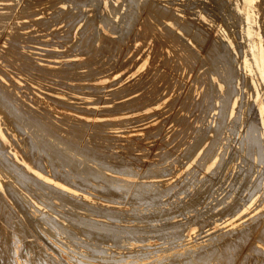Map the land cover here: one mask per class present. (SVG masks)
<instances>
[{"label":"rangeland","instance_id":"374dc122","mask_svg":"<svg viewBox=\"0 0 264 264\" xmlns=\"http://www.w3.org/2000/svg\"><path fill=\"white\" fill-rule=\"evenodd\" d=\"M44 1V2H43ZM0 0V69L3 71V73H4V75H3V73H2V71L0 70V80H1V82H0V85L2 84H6L5 86H6V89L8 88V90H6L5 89V87H4V85H3V87H1L0 86V88H2L0 91H3V92H1L0 93V97H1V101L2 102H4V103H8V102H10L9 104H11V106H15L14 108H17V107H19L20 106V108H22V110L21 109H19V110H21L22 112H19V113H27V116H26V118H29V117H32L31 118V122L33 123V121L35 120V121H37L38 120V122H39V120H41L40 122H42V120H43V118L45 119V118H47V119H45V120H43L44 122H46V125H44L45 123L44 122H42V124L40 125V122H39V124H37V125H40V126H42V130H41V127H40V130H39V126H35V127H32L31 126V128H30V126H28L27 128H29L28 130H30V129H35L34 131H33V133H40V132H42L43 134H41L42 135V137H41V140L42 141H44V142H46L48 139H50V140H48V142L49 141H51L52 142V144L51 145H53V143H55V141H60L61 142V144H60V146H61V149H64V152H65V149L67 150L66 152L68 153V151H69V153H68V155H70V154H73L74 152H76V150L78 149L77 147L78 146H80L81 148H82V146L84 147V144H88V145H86L85 147H84V150H83V155H84V152L87 154V155H84L83 157L80 155V154H82V151H79V150H81V148L80 149H78L77 150V152L79 153V155L77 154V152H76V154L75 155H73V157L77 160L78 158L77 157H79V159H78V161H79V163H80V158H81V160H86V156H88V155H90L91 157H88L89 158V160L90 161H88V158H87V160H86V164H85V160L84 161H81L82 163H80L81 165H78V162L77 163H74L75 165H73L72 163V165H73V167H82V165H84L85 164V167L86 166H88L89 165V167H88V169L89 170H91V171H96V168L98 169V172H101V171H103L105 174H107V175H111V177L113 178L114 176V178H116V177H118V178H125V179H129V180H127V181H133V180H140L141 182H145V184H144V186L143 185H141L144 189H146V192H148L147 191V188L149 189L150 188V190L149 191H151V189H153V190H155L156 189V187H157V184L156 183H158V181L159 182H161L162 183V185L165 187V186H167V188H164L162 185H161V183H159L158 185V187H159V189H160V191L162 190V191H164L163 189H170V187H172L171 188V192L172 193H170V191H166V192H164V193H168V194H164V196L162 195L161 196V194H160V196L163 198V199H167V198H169L168 196H171L172 197V199H174V200H180L181 198L183 199L184 198V200H189L188 198H194L196 195L195 194H197V192L198 191H201V190H203L202 192H198L199 194H197L198 196H196V198H197V203H201V204H197L196 205V210H198V211H191V213L192 214H197L200 210L199 209H202L200 212H202L203 210H205V209H210L209 210V213L211 212V216L209 217L210 219H208L209 220V222L211 223H209V228H218V227H224V228H231V227H235V226H237V225H239L244 219H246V218H250L251 220L252 219H256V222H258V226H257V224H255V222L252 220L251 221V226L253 227V228H256V233H255V230H253V228L252 227H250V232H252V230H253V232L252 233H250V232H248V235H245V233L243 234L244 235V238H242L241 240L242 241H237V243H235V246L232 248V249H230V251L229 250H227V254H229V253H231L232 254V256H231V254H229L230 255V257L229 258H227L226 256H227V254H226V256L224 257V256H222L221 257V259H217V258H215V260L214 261H216V260H220V262L219 261H216V262H219V264H225L226 262L225 261H223L222 259H224V260H226L227 261V263H230V264H236V262L238 263L239 262V260H241V259H239V258H242L243 259V257H245V256H247V255H253V253L255 252L256 254H257V249L259 248V247H264V242H262V240H264V235H262V234H264V227H262V225H264V224H262V223H264V219H262V218H264V217H262V215L260 216L259 215V213L258 212H260L261 214H262V212H264V201H262V200H264V196H262V195H264V172H262V175H261V185H262V188L259 190V192H258V190H256V193L255 194H253V196L251 197H249V198H246V199H244V201L246 202L247 201V199H249L248 200V202H246V203H244V201L242 202L241 201V209H240V207H239V209L238 210H236V211H234V212H236V213H234V212H231V213H229L230 215H231V217L229 216V215H224V213L223 212H221L220 213V211H218L220 208H222V206H223V199H222V197L225 199V201H227V202H229V201H231L232 200V195H233V193H234V191L236 190H234V188H238V186L241 184V182H242V177H243V175H242V172H241V174L239 175V176H241L240 177V179H239V176L237 177V178H234L233 176H235L236 175V172L238 171V170H241V167L240 166H242V167H245V166H247V164H245L243 161V159H242V157H243V155H244V152H245V150H243V149H240L239 147V145H240V143L238 142L237 143V141L239 140L238 138H240V137H242L243 135V131H242V128H243V130H244V126H245V122L243 123V121H244V119H243V117H244V113H243V111H244V109H245V107L242 109V112H241V114H240V120L242 121V119H243V121L241 122V123H238V124H240L236 129H237V131H236V136L235 135H233V134H231V128H232V124H233V122L231 121V119H232V117L234 116L233 114H234V111H235V106H236V104H237V101H238V99L241 97V94L242 93H244V91L246 92V93H244V98L247 100V101H251L253 104H254V108L256 109V117H258V118H254V120L253 121H255L256 123H259L261 126H262V129L261 130H257V131H259L260 132V135L262 136V135H264V103H262V101H264V94H262V93H264V74H262V73H264V31H261V30H264V28H262V27H264V23H262V22H264V8H260V7H264V5H262V4H264V0H217V1H213V3L211 2L212 0H203V1H200V0H194V1H196V2H194L193 0H173V1H175V2H172V0L170 1V2H166L165 0H155V3H154V1L153 0H149V2H148V0H144V2H146V3H144L143 1H140V0H137L139 3H144L145 5H143V3H142V5H140L139 7V9L138 8H136V6H133L134 4H136V1L134 2V0H128V2H127V0L125 1V0H98L97 2L94 0H90V2H92V3H90L89 2V0H47L48 2H50V3H48L46 0ZM45 1H46V3H45ZM59 1V2H58ZM76 1V2H75ZM85 2V4H84V2ZM88 1V2H87ZM102 1V2H101ZM107 1H109V2H107ZM110 1H112L111 3H114V4H112V5H114V6H112V7H115V5H116V8H117V6L119 5V4H121V6H119L118 8L119 9H116V12L114 13V8H112V7H110V5L109 4H111L110 3ZM119 1H121V2H119ZM130 1H133V3L132 2H130ZM152 1V2H151ZM160 1V2H159ZM169 1V0H168ZM190 3H188V2ZM194 2V5L195 4H199L198 5V7H195L194 5H192L191 4V2ZM197 1H199V2H197ZM208 1H210V2H208ZM262 1V4L260 5L259 4V2H261ZM29 2H31V3H29ZM35 4H34V3ZM56 2H58V3H56ZM72 2V3H71ZM99 2H101V3H99ZM119 2V4H117ZM138 2H137V7H138ZM148 2V3H147ZM160 3V4H157V3ZM176 2H178V7H177V5H176ZM188 4H187V3ZM192 2V3H193ZM38 3V4H37ZM75 3H76V5H75ZM94 3V4H93ZM131 3V5L129 6L128 4H130ZM153 4V5H151V4ZM162 3L164 4V5H162ZM180 3H181V5H180ZM183 3V4H182ZM185 3V4H184ZM212 3V4H211ZM14 4H16V5H14ZM26 4V5H25ZM38 6H37V5ZM40 4V5H39ZM44 4V6H42ZM56 4V6L55 7H57V9H55V7H54V5ZM59 4V5H58ZM91 4H93V5H91ZM99 4H102V6L100 5V6H97V5H99ZM149 4V5H148ZM166 4H168V5H166ZM186 4L188 5V6H193L192 8H193V10H195V11H193L192 10V8L191 7H189V8H191V9H189L188 8V6H186ZM200 4H201V6H200ZM216 6H215V5ZM217 4H221V5H224L223 7L222 6H217ZM49 5H51V7L53 6L54 7V9L53 8H51ZM77 5H78V7H77ZM153 6V8L151 9L150 7H148V9H144V8H147V6ZM157 5V6H156ZM160 5V6H159ZM214 5V6H213ZM260 5V6H259ZM4 6V7H3ZM6 6V7H5ZM15 6V7H14ZM46 6V7H45ZM49 6V7H48ZM59 6V7H58ZM60 6H61V8H60ZM73 6H76V7H74V10L72 9L73 8ZM143 6H145L143 9H144V11H143V9H142V7ZM163 6L165 7V6H168L166 9L168 10L169 9V11H167L166 10V12H164V13H166V15H167V19H166V17H164V16H166V15H164V13H163V11L160 13V11H161V9L163 8ZM172 6V8H174L173 9V11H174V13L172 12V9H171V11H170V7ZM203 7V6H206V8L208 9V11L207 10H205V11H207V12H204L203 11V9H205V7H203V8H200V7ZM217 7V8H215V10L213 9V7ZM257 6H259V7H257ZM10 7V8H9ZM12 7V8H11ZM31 7V8H30ZM80 7V8H79ZM91 7H93V8H91ZM96 7V8H95ZM101 7V8H100ZM156 7L158 8V9H160L159 10V12L157 13L156 12V10L158 11V9H156ZM185 7V8H184ZM231 7V8H230ZM44 8V9H43ZM50 8V9H49ZM61 9V13H56L55 12V10L57 11V12H59L58 10H60ZM63 8V9H62ZM68 8V9H67ZM77 8V9H76ZM112 8V9H111ZM124 8V9H123ZM128 8V9H127ZM132 8L134 9L135 8V10H133L132 11ZM149 8L151 9L150 11H149ZM155 8V9H154ZM164 8V9H165ZM178 8V9H177ZM181 8V10H179ZM236 8V9H235ZM15 9V10H14ZM18 9V10H17ZM22 9V10H21ZM46 9V10H45ZM70 9H71V11H70ZM80 10V12L81 13H84L85 14V16L83 15H80L81 13L80 12H78L79 10ZM97 11H96V10ZM112 11H111V10ZM125 9H127V11L125 10ZM141 9H142V12H141ZM154 9V10H153ZM164 9H162V10H164ZM184 9H187V10H185L184 11ZM212 9H213V11H212ZM89 10V11H88ZM122 10V11H121ZM130 10L132 11V16H133V14H134V16H137V14L140 12V15H139V17L137 16V17H135V18H138V19H136V21H135V18H133L131 15H129V12H130ZM138 11V12H134V11ZM140 10V11H139ZM146 10H148L150 13H151V16H153L154 15V12L153 11H155V14L157 13V14H159L160 13V15H158L159 17H157V14L156 15H154L155 17H157L156 19H154V20H157V21H155L154 22V20H153V17H151L150 15H149V12L147 13L146 12ZM153 10V11H152ZM184 12H183V11ZM190 10V11H189ZM196 10H198V11H196ZM217 10H219V11H217ZM261 10H262V12H261ZM29 11V12H28ZM32 11H33V13H32ZM38 11V12H37ZM54 11V12H53ZM62 11H64V13L62 12ZM96 13V15H95V13ZM119 11V12H118ZM124 11V12H123ZM165 11V10H164ZM182 11V12H181ZM191 11H193L194 12V14H190L191 13ZM212 11V12H211ZM218 13V15H217V13ZM258 11V12H257ZM13 12V13H12ZM72 12V13H71ZM73 12L76 14V16L74 17V15L75 14H73ZM79 14H78V13ZM99 12V13H98ZM114 14H113V13ZM122 12V13H121ZM152 12H153V14H152ZM170 14H169V13ZM175 12H177L176 14H175ZM189 12V14H187V13ZM192 12V13H193ZM198 12V13H197ZM237 12V13H236ZM261 12V13H260ZM3 13V14H2ZM53 13V14H52ZM69 13H71V14H69ZM86 13H87V15H86ZM92 13H93V15H92ZM100 13H101V15H100ZM127 13V17L128 18H126V14ZM168 13V14H167ZM174 15H173V14ZM186 13V14H185ZM198 15H197V14ZM204 13V14H203ZM206 13V14H205ZM213 13V14H212ZM26 14V15H25ZM50 14V15H49ZM65 14V15H64ZM66 14H68V15H66ZM99 15V17L100 18H98V20H95V18L97 19V17H98V15ZM119 14V15H118ZM122 14H124L125 15V17H123V21H120V24H119V19H122V18H120L121 17V15ZM148 17H146V19L147 20H149V19H151V21L149 20V21H147L146 19H145V15ZM162 14V15H161ZM227 14H231L230 15V17L229 16H226ZM31 15V16H30ZM59 15V16H58ZM60 15L62 16V17H60ZM71 17H70V16ZM104 15V16H103ZM106 15V16H105ZM123 15V16H124ZM129 15V16H128ZM141 15H143L142 17H141ZM164 15V16H163ZM168 15H169V18H168ZM172 16V19L174 20H176V22H175V20L173 21L172 19H171V16ZM182 16V17H180L179 18V16ZM188 16V19H187V16ZM232 15H234V17L237 19L238 18V20H241V22L240 21H238V20H236ZM9 16V17H8ZM13 16V17H12ZM21 16V17H20ZM54 16H56V17H54ZM70 17L72 20H73V22H72V20L71 19H69L68 17ZM79 16H81L80 18H78ZM95 16V17H94ZM110 16H112V17H110ZM163 16V17H162ZM178 16V17H177ZM196 17V18H194L196 21L194 22V20H193V17ZM209 16H210V18H209ZM231 16H232V18H234L235 19V21H233V22H235L234 24H233V22H232V18H231ZM248 16H250V17H248ZM258 16V17H257ZM51 17V18H50ZM53 17V18H52ZM58 17H59V19H58ZM64 17V18H63ZM85 17V18H84ZM91 17H93V18H91ZM108 17L109 19L111 18H113L112 20L110 19H107L108 20V22L106 21V18ZM131 17H132V20H131ZM154 17V18H155ZM162 17V18H161ZM184 17L186 18L185 20H184ZM198 17V18H197ZM199 17H201V19H199ZM225 17H229V18H226L227 19V21H228V23H227V21H225L226 19H225ZM57 18V19H56ZM63 18V19H62ZM68 18V19H67ZM74 18H76V19H74ZM83 18V19H82ZM91 18V19H90ZM101 18H103L102 20L103 21H105V23L106 24H104V22L102 21V20H100ZM105 18V19H104ZM129 19V20H131V21H127L126 19ZM165 18V19H164ZM179 18V19H178ZM191 18V19H190ZM206 18V19H205ZM239 18H241V19H239ZM258 18H261V19H259L258 20ZM34 21H33V20ZM36 19V20H35ZM49 20V22H48V20ZM77 19H79L77 22H76V20ZM89 19V20H88ZM126 20V22H125V24L128 22L129 23V25H131L132 26V24H133V26H134V30H133V26L131 27H129V25H128V23H127V25L125 26V24H124V21ZM133 19H134V21H133ZM143 19L144 21L146 20V23L148 22V23H150V22H152V24L154 25V27L155 28H153V27H149V26H153L151 23L149 24V26H148V23L146 24L145 22H139V21H141V20ZM160 19H162V21L160 20ZM181 19H183V21L181 20ZM190 19V20H189ZM208 19H210V20H208ZM216 19V20H215ZM46 20V21H45ZM51 20V21H50ZM53 20V21H52ZM56 20V21H55ZM58 20V21H57ZM59 20H60V22H59ZM62 20V21H61ZM75 20V21H74ZM85 20V21H84ZM88 21V23L87 24H85L87 21ZM95 23V24H93V22ZM95 20V21H94ZM118 20V21H117ZM160 20V21H159ZM192 21L191 23L193 24V26H194V28H195V26L196 27H198V24H199V26L200 27H198V30L197 31H199L198 32V34L199 33H201V31L200 30H202V28H203V30H204V33H205V31H206V33H208L207 35H209V36H207L206 35V33L204 34L203 33V31H202V33H201V36H200V34H199V36L197 35V34H195V33H193L194 31H196V30H194V28H193V26H192V24L189 22V21ZM201 20H203V23H204V21H205V23L202 25V24H200V23H202L201 22ZM231 21V23L233 24H231L230 23V21ZM243 20V21H242ZM6 21V22H5ZM39 21V22H38ZM64 21V22H63ZM68 21V22H67ZM69 21H71L72 22V24H74V30H71V28H73L72 27V24H71V22H69ZM97 21V22H96ZM112 21V23H110ZM118 23H117V22ZM215 21V22H214ZM260 21V22H259ZM31 24H30V23ZM46 22V23H45ZM55 22V23H54ZM58 22V23H57ZM90 22V23H89ZM101 22H103L102 24H101ZM133 22V23H132ZM161 22V23H160ZM163 22V23H162ZM174 22V23H173ZM177 22H179V23H177ZM183 23L182 25H180V23ZM196 22H198L197 24H196ZM237 22H240V23H237ZM245 24H244V23ZM27 23V24H26ZM40 23H41V25H40ZM69 23H70V25H69ZM75 23H76V25H75ZM82 23V24H81ZM84 23V24H83ZM92 23V24H91ZM98 23V24H97ZM131 23V24H130ZM135 23V24H134ZM144 23H145V25H146V27H145V25H144ZM165 23V26L163 25H161V24H164ZM190 23V24H189ZM228 25H227V24ZM256 23V24H255ZM5 24H6V26H5ZM63 24H67V25H63ZM90 24V25H89ZM103 24L104 25H107V26H103ZM113 25L112 27H110V29L108 28L109 27V25ZM137 24V25H136ZM157 26H156V25ZM166 24H168V25H166ZM179 24V27L177 26ZM229 24H230V28H229V30H228V28L227 27H225L226 25L229 27ZM10 25V26H9ZM15 25V26H14ZM49 25V26H48ZM58 25H59V27H58ZM82 25V26H81ZM85 25V26H84ZM87 25V26H86ZM89 25V26H88ZM93 25L95 26V27H93ZM96 25H97V28H96ZM110 25V26H111ZM117 25V26H116ZM119 25V26H118ZM160 25V26H159ZM169 25H170V27H169ZM192 26V28H193V30H192V28L190 27V26ZM205 25V26H204ZM256 25V26H255ZM262 25V26H261ZM12 26V27H11ZM25 26V27H24ZM60 26H62V27H60ZM64 26V27H63ZM67 26V27H66ZM69 26H71V28H69ZM79 26H81V27H79ZM84 26V27H83ZM92 26V27H91ZM99 26V27H98ZM115 26V27H114ZM136 26V27H135ZM137 26H138V28H137ZM148 26V27H147ZM167 26V27H166ZM171 26H172V32H174V33H172L171 31H169V30H171ZM181 26H184V30H182V28L183 27H181ZM189 26V27H188ZM213 26V27H212ZM224 26V27H223ZM234 26V27H233ZM46 27V28H45ZM87 27V28H86ZM89 27V28H88ZM101 27V30H99V28ZM126 27H129L130 28V30L132 31V33H131V31H127V30H129V28H126ZM159 28V30H158V28ZM208 27V28H207ZM212 27V28H211ZM39 28H40V30H39ZM42 28H43V30H42ZM58 28H59V31H58ZM67 28H68V30L69 31H67ZM78 28H79V30H78ZM84 28H85V30H84ZM91 28H93V30L94 31H92L91 30ZM95 28H96V30H95ZM113 28H114V30H113ZM116 28H117V31H116ZM119 28H120V30H121V28H122V30H121V35H119V33H118V30H119ZM125 28H126V30H125ZM149 28H150V30H149ZM166 28H167V30L172 34V35H170L171 37L173 36V34H175L173 37V39H174V41H172L173 39H171V41H170V39L168 38L169 37V33H168V31L166 30ZM174 28H175V30H174ZM186 28H187V30H188V28H189V30H190V28H191V32L193 33V36L195 37H193V39H195V40H193L192 39V36H189L188 35V33L189 34H191L192 35V33H190V31H186ZM205 28H206V30H205ZM210 28H211V30H210ZM224 28H225V30H224ZM226 28H227V30H226ZM233 28H234V30H233ZM4 30V31H3ZM18 30V31H17ZM37 30V31H36ZM66 32L65 34H67L68 32V34L70 35H65L64 34V31ZM88 30H91V31H88ZM123 30H125V31H123ZM154 30V31H153ZM158 30V31H157ZM160 30H161V32H160ZM165 30V31H164ZM208 30H210V31H208ZM233 30V31H232ZM62 31V32H61ZM76 31V32H75ZM78 31H79V33H78ZM81 31V32H80ZM84 31H86V32H88V33H84ZM96 31V32H95ZM98 31V32H97ZM101 31V32H100ZM111 31H113V32H111ZM115 31L117 32V34L115 33ZM123 31V32H122ZM134 31H135V33H134ZM151 31V32H150ZM182 31L185 33H182ZM211 31H213L212 33H211ZM235 31V32H234ZM261 31V32H260ZM17 32H20L19 34L17 33ZM48 32H50V33H52V34H54V35H51L50 33H48ZM54 32H58V33H54ZM92 34H91V33ZM125 32H128L132 37H130V36H126V34L127 33H125ZM141 32V33H140ZM155 32V33H154ZM158 32V33H157ZM162 32H163V34H162ZM166 32V33H165ZM177 32V33H176ZM188 32V33H187ZM227 32H231V33H233V34H231V33H229V34H227ZM238 32V38H237V33ZM17 33V34H16ZM24 33H25V35H24ZM44 33V34H43ZM60 33V34H59ZM76 33V34H75ZM77 33H78V35L81 33V35H77ZM98 33V35H96ZM125 34V36L126 37H124V34ZM142 33L143 34H146L145 36L146 37H148V39L144 36L143 38H142ZM148 33V34H147ZM150 33H151V36H150ZM243 33V34H242ZM27 34V35H26ZM39 34H40V36H39ZM41 34H42V37H41ZM63 34H64V38H66L65 40H64V38L62 37L63 36ZM84 35V37L86 36V38H83V43H86L87 42V40H88V42L87 43H90L91 41V45L90 44H88L87 46H89V47H87L86 46V44H85V46L83 45V43H81L82 42V36ZM93 34H94V36H93ZM99 34H101L100 36H103V37H106V38H102L101 37V39H100V37L98 38V36H99ZM104 34V35H103ZM129 34H127V35H129ZM135 36H134V35ZM140 34V35H139ZM168 34V35H167ZM177 34H179V35H177ZM203 34V35H202ZM220 34H222V35H220ZM236 34V35H235ZM29 35V36H28ZM33 35V36H32ZM57 35V36H56ZM59 35H61V36H59ZM90 35H92V36H90ZM95 35H96V37H95ZM106 35V36H105ZM136 35H138V36H136ZM177 35V36H176ZM186 35V36H185ZM188 35V36H187ZM219 35V38L221 37L222 38V40H219V38L217 37V36ZM18 38H17V37ZM20 36V37H19ZM24 36H28L27 37V39H26V37H24ZM50 36H52V37H50ZM59 36V37H58ZM74 36V37H73ZM76 36H77V38H76ZM140 36H141V38H140ZM150 36V37H149ZM158 36H159V38H161V40L158 38ZM179 36H180V38H181V41L182 42H180V38H179ZM196 36H198V37H196ZM212 36V37H211ZM216 36V37H215ZM233 38H232V37ZM240 36V37H239ZM22 37H24L23 39H22ZM33 37H35V39L33 38ZM37 37H39V39L37 38ZM54 37V38H53ZM60 37H62L63 38V40H64V43L65 42H67L66 44H62L61 42V44L63 45V47H62V45L61 44H59V41H63L62 40V38H60ZM69 38V40L67 41V39ZM72 38V40H73V42H74V40H75V42L77 41V43H71V38ZM87 37L89 38V39H87ZM117 37V38H116ZM121 37V38H120ZM136 37V38H135ZM139 39H138V38ZM170 37V38H171ZM203 37H204V39H205V37H207L206 39H205V44L202 42V39H203ZM230 37H231V39H230ZM30 38V39H29ZM49 38H50V40L52 41L53 40V42H51L50 43V40H49ZM97 39V41L96 40H94L95 42H93V39ZM108 38V39H107ZM116 38V39H115ZM125 38V40H123ZM127 38V39H126ZM154 38H155V40H154ZM166 40H165V39ZM191 38V39H190ZM199 39L201 42L200 43H203V45H206L207 46V43L206 42H208V46H207V48H205L204 46L203 47H201V45H199L198 44V42L197 41H199V40H197V39ZM201 38V39H200ZM216 39L215 40V42L217 43V45H218V43L219 44H221V46L220 45H218V47L219 48H224V46H226L225 48H227L226 50L227 51H229L230 49H231V51H232V53H229V55L230 54H232V55H235V57L233 58L234 60H239V61H233L234 63L233 64H235V63H237L236 65H234L235 67L234 68H236L237 67V69L240 71V72H243L244 73V76H245V78H244V76H241L242 77V79H244L243 80V84H242V79L240 78V76H237L236 77V81L234 82V84H235V86L237 87V89H238V92H237V94H235L233 97H232V100H231V102H230V105H229V110H228V116H229V121L227 120V121H225L226 123H227V126L228 127H230L229 129L227 128V126H226V123H223L224 125H223V127H221L222 125H221V122H220V120H221V118L218 116V114H219V112H217V110H219V107H217V106H219L218 104H220L221 103V99H219L220 98V96H219V93H221V94H223L224 92H225V90H226V88H227V85H225V84H228V82L227 81H225L226 79L224 78V77H226V73H225V75L223 74V72H222V64H220V62L222 63L223 62V60H221L220 58L218 59V57L216 56L217 54L216 53H214V55L212 54L213 52H212V48L209 46L210 45V41L212 40V39ZM220 38V39H221ZM256 38V39H255ZM13 39H14V41H13ZM17 39H18V42H17ZM20 39V40H19ZM25 39V40H24ZM29 39V40H28ZM80 39V40H79ZM100 39V40H99ZM105 39V41L104 42H106V46L105 45H103L104 44V42H102L103 40ZM107 39V40H106ZM111 39V40H110ZM112 39H114L113 41H112ZM117 39H119V40H117ZM120 39H122V40H120ZM134 40V41H132V40ZM138 39V40H137ZM142 39V40H141ZM145 39V42L146 43H144V44H146V45H144L143 43H142V41ZM185 39V40H184ZM203 39V40H204ZM213 39V40H214ZM234 39H237V42H234ZM244 39H245V41H244ZM16 40V41H15ZM33 40V41H32ZM42 40V41H41ZM81 41L80 43H78L79 41ZM108 40H109V42H108ZM117 40V41H116ZM128 40H130V42H128ZM158 40H160V42L161 43H163L162 41L163 40H165L164 41V45L162 44L161 45V43L160 42H157ZM184 40V41H183ZM190 40H192V41H190ZM197 40V41H196ZM209 40V41H208ZM219 42H218V41ZM233 40V41H232ZM27 41V42H26ZM33 43H32V42ZM38 41V42H37ZM40 41V42H39ZM44 41H47V42H49L48 44L50 45V47L48 46V44H47V42H44ZM55 41H56V43H55ZM86 41V42H85ZM100 41V42H99ZM121 41L123 42V44L121 43ZM154 41H156V42H154ZM168 41V42H167ZM177 41H179V42H177ZM188 41V42H187ZM194 41V42H193ZM223 41H224V43H223ZM227 43H226V42ZM232 41V42H231ZM236 41V40H235ZM17 42V43H16ZM30 42V43H29ZM36 42H37V44H36ZM46 43L47 45H43V44H41V43ZM69 42V43H68ZM110 42H111V44H110ZM115 42V43H114ZM183 42H187V43H183ZM196 42H197V44H196ZM238 46H235V44ZM242 43L243 45H240V43ZM244 42H245V45H244ZM252 42V43H251ZM27 43V44H26ZM102 43V44H101ZM110 45H112L111 46V48H113V49H111L110 47H109V44ZM114 43V44H113ZM139 43V44H138ZM160 43V44H159ZM173 43V44H172ZM176 43V44H175ZM180 43H183L182 44V48H180V46H179V44ZM190 43V44H189ZM239 45H238V44ZM256 43H257V45H256ZM8 44V45H7ZM13 45V47H11L12 45ZM16 44H18V45H16ZM54 44V45H53ZM74 44V45H73ZM79 44H80V47H79ZM96 44V48L94 47V45ZM100 44V45H99ZM117 44V45H116ZM121 45V48H123L121 51H119L121 48L119 47L120 45ZM129 44V45H128ZM133 44H134V46H133ZM142 44V45H141ZM159 44V45H158ZM186 44V45H185ZM189 44V45H188ZM194 44H196V45H194ZM229 45L228 47H227V45ZM43 45V46H42ZM57 45H60V46H57ZM77 45V46H76ZM93 45V46H92ZM97 45H99L100 46V49L101 50H98L99 49V46L97 47ZM115 45H116V47H115ZM119 45V46H118ZM131 48H129L128 46ZM140 45H141V48H140ZM158 45V46H157ZM170 47H169V46ZM190 45H192L193 46V48H192V46L190 47ZM197 45L198 46H200L199 48L197 47ZM18 46H20V47H18ZM25 46V47H24ZM32 47V48H30V47ZM37 48H35V47ZM72 46V47H71ZM92 46V47H91ZM104 46V47H103ZM108 46V48H106ZM123 46V47H122ZM132 46V47H131ZM138 46V47H137ZM160 46V47H159ZM172 46V47H171ZM176 46H177V48H176ZM179 46V47H178ZM184 46H187V48L185 49V51L184 50H182V49H184ZM223 46V47H222ZM241 46H243V48L241 47ZM245 46V47H244ZM9 47V48H8ZM35 49H34V48ZM74 47H76V48H74ZM86 49V50H88L90 47V52H91V55H90V52L88 53V51H86L84 48ZM103 47V48H102ZM120 48V49H118V48ZM126 47V48H125ZM128 47V48H127ZM154 47H156V48H154ZM208 47H209V49H208ZM217 47V48H218ZM237 47V48H236ZM242 49H241V48ZM15 48H16V50H15ZM18 48V49H17ZM67 48V49H66ZM68 48H74V49H68ZM78 48L79 49H81L82 51L80 52V50H78ZM95 48V49H94ZM114 48L115 49H117V50H115L114 51ZM136 48L137 49H139V52H138V50H136ZM154 48V49H153ZM158 48H159V50H158ZM169 48H172V49H169ZM174 48H176V49H174ZM191 48V49H190ZM218 48V49H219ZM224 48V49H225ZM24 49V50H23ZM29 51H28V50ZM41 49V50H40ZM47 49V50H46ZM56 49V50H55ZM84 49V50H83ZM96 50V51H94L95 53H96V55L98 56L97 58L93 55V50ZM105 49L107 50L108 49V51L109 50H111V53H113L114 54V56H115V59H114V57L112 56V55H110L111 53H107V51H105ZM127 51H126V50ZM128 49H130L129 51H128ZM150 49V50H149ZM154 51H156V53H152V52H154ZM174 49V50H173ZM179 51H178V50ZM189 50L188 52L186 51V50ZM194 49H195V51H194ZM210 50V51H205V50ZM241 49V50H240ZM21 50V51H20ZM45 50V51H44ZM49 50H51V51H49ZM55 50V51H54ZM67 51L66 52V54H65V51ZM98 50V51H97ZM103 50H104V52H103ZM140 50H141V52H140ZM146 50V51H145ZM194 52H193V51ZM201 50H203V51H201ZM217 50V49H216ZM237 50H239V51H241V54L240 55H242V58H240L241 56H239V53H238V51ZM256 50V51H255ZM8 51V52H7ZM19 51V52H18ZM23 51L24 52H26V53H23ZM31 51V52H30ZM32 51H34V53L32 52ZM49 53V54H47V52ZM60 51V52H59ZM61 51H63L64 53H62ZM71 51V52H70ZM101 51V53H103V54H101V53H99ZM123 51V52H122ZM125 51H126V53H127V55H126V53H125ZM132 51V52H131ZM145 51V52H144ZM164 51V53H162ZM173 51H175L174 53H173ZM177 51H178V54H176L177 53ZM191 51H192V53H191ZM199 53H198V52ZM230 51V52H231ZM16 52V53H15ZM21 52H22V54H21ZM35 52H37L38 53V55L35 53ZM55 52V54H57V55H55V54H53ZM57 52V53H56ZM88 54V55H90V56H92V58H90V56H88L86 53ZM110 52V51H109ZM122 53V54H120V53ZM135 52H137V53H135ZM170 52V53H169ZM181 52H183V55L181 54ZM185 52V53H184ZM203 52H205V53H203ZM214 52H216V51H214ZM18 53H20V55L18 54ZM44 53L45 54H47V56L45 55V56H41V55H44ZM60 55H59V54ZM98 53H99V55H98ZM104 53H106V54H104ZM125 53V54H124ZM142 53V54H141ZM145 53V54H144ZM152 53V54H151ZM189 54V55H187V54ZM197 53V54H196ZM202 53V54H201ZM207 53V54H206ZM208 53H209V55H208ZM25 54H28V55H25ZM39 54H41V55H39ZM53 54V55H52ZM64 54V55H63ZM69 54H70V56H69ZM83 54H86V56L85 55H83ZM100 54H101V56L104 58H102L101 56H100ZM116 54V55H115ZM124 54V55H123ZM134 54V56H132ZM136 54V55H135ZM151 54V55H150ZM155 54V55H154ZM159 54V55H158ZM161 54V55H160ZM167 54V55H166ZM176 54V55H175ZM198 54H199V56H198ZM24 56V58L22 57V56ZM50 55H52V56H50ZM66 55V56H65ZM109 57V56H112L113 57V59L115 60H113V61H111L112 60V57H110L109 59L106 57ZM126 55V56H125ZM143 57H142V56ZM171 55V56H170ZM177 57V59H178V61H175V63H174V59H176V57ZM210 55H212L211 56V58L212 59H216L217 60V62H216V60H214L215 62H212V59H210L209 60V63L211 64V66H209V65H207V64H209L208 62H206L208 59L207 58H210ZM254 55V56H253ZM17 56H19V57H17ZM21 56V57H20ZM28 56H30L29 58L27 57V61L25 60V58ZM54 56V57H53ZM57 56V57H56ZM58 56H60V57H58ZM62 56V57H61ZM93 56H94V58H93ZM99 56H100V58H102L101 60L102 61H106L107 62V59H108V61H109V63L108 64H106V62H105V64H103V62L101 61V60H99L100 58H99ZM124 56V57H123ZM141 56V57H140ZM150 56L151 57H153L155 60H153V58H150ZM166 56V57H165ZM174 58H173V57ZM183 56V57H182ZM186 56V57H185ZM195 56H197L196 58H194ZM206 56V57H205ZM214 56V57H213ZM237 56H239V58L237 57ZM39 57V58H38ZM89 58L88 60L86 59V58ZM120 57V58H119ZM121 57H122V59H124L123 61L127 64H123V62H122V59H121ZM128 57V58H127ZM133 57V58H132ZM157 57V58H156ZM169 57H170V59L171 60H173V61H171L170 59H169ZM178 57H180V58H178ZM185 57V58H184ZM193 57V58H192ZM255 57V58H254ZM14 58V59H13ZM18 58H19V61H18ZM23 58V59H22ZM33 58V59H32ZM85 58V59H84ZM99 58V59H98ZM138 58H140L139 59V61H138ZM168 61H166L165 59ZM173 58V59H172ZM183 58V59H182ZM186 58H188V59H186ZM190 58H191V62H190ZM197 58H199L198 60H197ZM236 58V59H235ZM14 61V62H11L12 60ZM31 59L32 60H34V61H36V64L37 65H39L38 67H37V65L36 64H34V66H32L33 65V63H35V62H33V61H31ZM37 59V60H36ZM39 59V60H38ZM42 59H44L43 61H41ZM84 59V60H83ZM96 59V62H98V64L99 63H102L103 64V67L105 68V71H104V68L102 69V67H99V65H98V67L95 65L96 63H95V61L93 62V60H95ZM132 59V60H131ZM176 59V60H177ZM182 59V60H181ZM186 60V62H184L183 60ZM258 59V60H257ZM46 60V61H45ZM47 60L48 61H50V62H47ZM51 60H52V62H55L54 64L51 62ZM74 61V63H76V65H74V63H72V61ZM76 60H79V62L80 63H82V64H85V63H87V62H89L90 60H92V62H93V64L91 63V65H90V63H89V65H87V64H85V65H87V66H91L92 67V71H91V67H90V69H89V67L87 68L85 65H82V64H80V63H78V61L76 62ZM86 60H87V62H86ZM131 60V61H130ZM133 60H134V62H133ZM153 60V61H152ZM157 60V61H156ZM159 60H161V62L159 61ZM162 60L163 61H166V62H162ZM188 60V61H187ZM197 62H196V61ZM201 60H205V61H202L201 62ZM220 60V61H219ZM251 60V61H250ZM2 61V62H1ZM71 61V62H70ZM85 63H84V62ZM99 61H101V62H99ZM128 61V62H127ZM137 61H138V63H137ZM150 61V62H149ZM155 61V62H154ZM158 61L160 62V63H158ZM195 61V62H194ZM9 64H8V63ZM11 62V63H10ZM20 62H22L21 64H20ZM60 62V63H59ZM64 62V63H63ZM68 62L69 63H71L72 65H66V64H68ZM114 62V63H113ZM117 62V63H116ZM122 64H121V63ZM153 62V63H152ZM171 62V63H170ZM178 62V63H177ZM182 62V63H181ZM188 62H190L191 63V65H192V63H193V65L194 66H192V68H191V70L189 69L190 67H191V65L190 64H187ZM201 62V63H200ZM239 62H241V63H239ZM258 62V63H257ZM13 63H15V64H13ZM18 63V64H17ZM24 63L26 64V65H24ZM59 63V64H58ZM77 63L78 64H80V65H77ZM95 63V64H94ZM110 63H113V64H111L110 65ZM137 63V64H136ZM162 63H165V65L163 64V65H160V64H162ZM170 63V64H169ZM181 63V64H180ZM187 64V65H184V64ZM197 63V64H196ZM200 63V64H199ZM203 63V64H202ZM219 64V65H217V66H215L216 64ZM9 66H11V67H13V68H10V67H8V65ZM44 64V65H43ZM57 64V65H56ZM62 64H65V65H62ZM102 64L100 65V66H102ZM119 64H120V66H122V67H120L119 66ZM135 64V66H133ZM152 64V65H151ZM157 64V65H156ZM167 64H169L168 66H170V69H169V67L168 66H166ZM177 64H179L180 65V69H179V65H177ZM196 64V65H195ZM241 64V65H240ZM258 64V65H257ZM21 65H23V69L21 70L20 69V66ZM27 65H28V68L26 69V67H27ZM36 65V66H35ZM41 65H43V67H41ZM45 65H48V67H46ZM53 65V66H52ZM62 65V71H59L60 70V68H58L59 66H61ZM110 65V66H109ZM119 66V68H121L120 70L118 69V67L117 66ZM128 65H129V67H128ZM148 65V66H147ZM158 65H159V67H158ZM171 65H172V67H171ZM178 66V67H176V66ZM190 67H189V66ZM198 65V66H197ZM199 65H202V66H200L199 67ZM206 66L207 68H205L204 69V66ZM240 65V66H239ZM17 66H19L18 68H17ZM24 66H26L25 67V69H24ZM30 66V67H29ZM34 67V69H35V72L36 73H38V74H36L35 72H34V69H30V68H32V67ZM45 66V67H44ZM51 66V67H50ZM55 66V67H54ZM65 66H67V68L65 67ZM68 66H70V67H68ZM72 66V67H71ZM82 66V67H81ZM107 66H109V67H107ZM111 66H112V68H111ZM148 67V69H145V68H147ZM162 66V67H161ZM164 66V67H163ZM175 66V67H174ZM186 66H187V68L189 69V72H188V69L186 68ZM199 67V68H201V69H199V68H196L195 69V67ZM16 67V68H15ZM22 67V66H21ZM35 67H37V68H35ZM52 68L53 67V69L55 68V70H57L56 72L55 71H53V69H51L50 71H48L50 68ZM64 67H65V69H64ZM73 67H76V68H74V69H72ZM81 67V68H80ZM84 67V68H83ZM96 67V68H95ZM150 67V68H149ZM158 67V68H157ZM214 68V70H209V69H211V68ZM218 67V68H217ZM221 69H220V68ZM4 70H3V69ZM48 69V70H46V69ZM71 68V71L70 70H68V69H70ZM78 68V69H77ZM87 68V69H86ZM95 70H94V69ZM108 69V71H107V69ZM131 68H133L132 70H131ZM155 68V69H154ZM168 68V70H166V69ZM175 68V70L176 71H173L172 69H174ZM181 68H183L182 69V71H181ZM241 68V69H240ZM8 69V70H7ZM19 69V70H18ZM64 69V70H63ZM88 69H89V71H91V73L93 74V75H95V76H91L92 74L89 72L88 73ZM100 69H101V71L102 72H100ZM156 69L158 70V71H156ZM160 69V70H159ZM164 70V72H163V70ZM179 69V70H178ZM194 69V70H193ZM207 69V70H206ZM218 69V70H217ZM6 70V71H5ZM12 70V71H11ZM16 70V71H15ZM24 70V71H23ZM31 70V71H30ZM37 70H39L38 72H37ZM81 70V71H80ZM86 70H87V73H86ZM117 70V71H116ZM150 71L149 73H151V74H149L148 72H146V71ZM11 71V72H10ZM48 71V72H47ZM65 73H64V72ZM66 71H67V73H68V71H69V73H68V75L66 74ZM73 71V72H72ZM80 71V72H79ZM97 73L96 71H98V73L100 72V73H103V76H102V74H99V75H96L95 73ZM116 71V72H115ZM127 71V72H126ZM145 71V72H144ZM155 71V72H154ZM168 73H167V72ZM173 71V72H172ZM194 71V72H193ZM195 71H196V73H195ZM201 71H202V73H204V71H205V73L204 74H202V75H200V73H201ZM214 71V74L212 73ZM216 71L218 72L217 73V75L218 76H216ZM17 72V73H16ZM31 72V73H30ZM39 72H43V75L41 76V74L39 73ZM47 73V75H46V73ZM74 72H79V73H81L80 74V76L82 77H80L79 76V74L78 73H75L76 75H78V77L74 74ZM83 72H85V73H83ZM115 72V73H114ZM142 72V73H141ZM160 72H162V73H160ZM170 72V73H169ZM175 72V73H174ZM186 72V73H185ZM210 72V73H209ZM7 73V74H6ZM15 73V74H14ZM34 73V74H33ZM49 73V74H48ZM52 73H54V76L55 77H53V74ZM55 73H56V75H57V73H58V75L56 76L55 75ZM61 73V74H60ZM111 73V74H110ZM123 73H126V75L125 74H123ZM144 73H146V74H144ZM149 75H148V74ZM155 73L157 74V75H155ZM176 73H178V74H176ZM181 73V74H180ZM188 73V74H187ZM198 73V74H197ZM219 73H221L220 75H219ZM9 74V75H8ZM50 74H51V76H50ZM86 75V77H84L85 75ZM107 74H109V75H107ZM122 74V75H121ZM161 76H160V75ZM168 75V76H165V75ZM170 74V75H169ZM174 74V75H173ZM175 74H176V76H175ZM186 74H187V76H186ZM205 74H208V76H210L211 77V80H210V78L207 76V75H205ZM6 75H8L9 77H7ZM17 75V76H16ZM29 75H31V76H29ZM47 76V79H45V78H43V77H46ZM63 75V76H62ZM73 75H75V76H73ZM88 75H89V78H87L88 77ZM123 76L122 78H120L121 76ZM140 75V76H139ZM155 75V76H154ZM172 75L174 76V77H172ZM196 75V78L194 77V76ZM199 75V76H198ZM224 75V76H223ZM5 76V77H4ZM27 76H28V78H27ZM33 76H35V77H33ZM39 76H41V77H39ZM67 77V78H65V77ZM109 76V77H108ZM152 76V77H151ZM158 76V77H157ZM159 76H160V80L158 79L159 78ZM164 76H165V78H164ZM178 76H179V78H178ZM205 80V81H203V79L201 78V77ZM18 77V78H17ZM29 77H30V79H29ZM33 77V78H32ZM50 77V78H49ZM57 77H59V80H57L58 78ZM63 78V80H60V79H62ZM73 78V80H69V78ZM75 77V78H74ZM84 77V78H83ZM98 77V78H97ZM142 77H145L144 79H142ZM162 77H163V80H162ZM167 77H169V78H167ZM176 77V78H175ZM183 77H185V78H183ZM191 77H192V79H191ZM205 77H206V79H205ZM218 77V79H216ZM222 77V78H221ZM246 77H247V80H246ZM7 78V79H6ZM11 78H12V80H11ZM20 78H22L21 80H20ZM27 78V79H26ZM32 78V79H31ZM94 78V79H93ZM138 78V79H137ZM148 78L149 79H152V81L153 80H155V81H153V83L151 84V80H148ZM167 78V79H166ZM199 78H201V80H202V82H201V80H200V82L199 83H197V81H199ZM209 78V79H208ZM219 78H221V79H219ZM227 78V77H226ZM255 78V79H254ZM14 81L13 83L14 84H16V85H18L19 87L17 88H15V86L14 85H12L13 83L10 81ZM43 79V80H42ZM77 79V80H76ZM90 79H92V80H90ZM114 79H116V80H114ZM120 79V80H119ZM135 79V80H134ZM137 79V80H136ZM141 79V80H140ZM169 79H171V81L169 80ZM176 79V80H175ZM177 79H179V80H181V81H179V80H177ZM193 79H197V80H193ZM223 79H225V80H223ZM239 79H241L240 81H239ZM26 80V81H25ZM31 80V81H30ZM51 80V81H50ZM54 80V81H53ZM118 80V81H117ZM132 80V81H131ZM143 80H144V83L146 82V84H144L143 83ZM145 80H148V81H145ZM157 80V81H156ZM169 80V86L168 85H166ZM194 82H193V81ZM206 80H208V81H206ZM220 80V81H219ZM249 80V81H248ZM23 81V82H22ZM62 81V82H61ZM107 81V82H106ZM111 81V82H110ZM112 81H113V83H112ZM129 81H131V82H129ZM133 81H134V83H133ZM139 81V82H138ZM141 81H142V83H141ZM151 81V82H150ZM161 81H163L164 83H162ZM166 81V82H165ZM174 81V82H173ZM176 81H177V83H176ZM221 81H225L226 83H224V82H221ZM248 82V83H246V82ZM48 82V83H47ZM51 84H50V83ZM58 82V85L59 86H61V87H59L56 83ZM68 82V83H67ZM111 83V84H109V83ZM126 82V83H125ZM149 82V83H148ZM171 82H173V84L171 83ZM184 84H183V83ZM203 82H206V83H203ZM211 82V83H210ZM216 82V83H215ZM246 84H245V83ZM62 83V84H61ZM74 83H77V84H74ZM81 83V84H80ZM84 83V84H83ZM85 83H87V86L89 85V88L92 86V89L90 88H88L87 86H86V84ZM102 83H103V85H102ZM106 83V84H105ZM138 83H141L140 85H144L143 87H145V85H146V87L145 88H147L146 89V91L144 90L145 88H141L142 86H139L138 85ZM155 83V84H154ZM157 83V84H156ZM183 85H182V84ZM188 83V84H187ZM202 83V84H201ZM215 83V88L213 89V84ZM12 86H11V85ZM22 84H24V85H22ZM54 84V85H53ZM67 84L69 85V84H72V86L74 85V86H77L76 87V89H75V87L73 88V87H71L70 88V86L71 85H69V86H67ZM82 84L83 85H85V86H82ZM94 84H96V86L94 85ZM99 84H100V86L102 87V89H100V88H96L97 86H99ZM126 84V88H124V85ZM127 84H129V85H127ZM132 84H136V86L138 85V87H136L135 85L133 86ZM159 84H160V87L158 88V86H159ZM177 84H179V86L180 85H182L181 87H179ZM191 84V85H190ZM192 84H194V86L192 85ZM201 84V86H199V85ZM210 84H211V86H210ZM217 84V85H216ZM242 84V85H241ZM250 84V85H249ZM38 85V86H37ZM67 86V88H68V90H67V88H66V86ZM80 85V86H79ZM94 85V86H93ZM109 85V86H108ZM111 85V86H110ZM122 85H123V88H122ZM150 85V86H149ZM155 87H157V88H155V95H154V91H153V87L154 86ZM162 85H163V87H165V88H161L162 87ZM165 85V86H164ZM172 85V86H171ZM245 85H246V87H245ZM247 85H249L248 87L250 88H248L247 87ZM262 85V86H261ZM8 86V87H7ZM14 86V87H13ZM22 86H23V88H22ZM31 86V87H30ZM45 86V87H44ZM49 88H48V87ZM51 86H53V87H51ZM108 86V87H107ZM121 86V89L123 90V92H122V90L121 89H119L118 87H120ZM130 86V87H129ZM149 86V87H148ZM166 86H167V88H168V91H167V88H166ZM171 86V87H170ZM186 86V87H185ZM191 86V87H190ZM226 86V87H225ZM240 86H242V87H240ZM252 86V87H251ZM31 88L29 91H28V89H26V88ZM41 87V88H40ZM78 87L79 88H81V89H78ZM84 87V88H83ZM86 87V88H85ZM103 87H104V89H103ZM152 87V88H151ZM225 87V88H224ZM34 88V89H33ZM45 88H47V90L45 89ZM50 88H53V89H50ZM93 88H95V90L93 89ZM116 88H118L119 90H120V92H119V90L117 89V93H116V96H117V94H118V96H117V98L118 99H116V98H114V96H115V91H116ZM131 88V89H130ZM141 88V89H140ZM150 88V89H149ZM170 88H172V89H170ZM173 88H175V89H173ZM180 88V89H179ZM185 88V89H184ZM188 88H189V90H188ZM198 88V89H197ZM205 88H206V90H205ZM209 88V89H208ZM212 88V89H211ZM240 88H241V90H240ZM248 90H247V89ZM11 89V90H10ZM12 89H13V91H14V95H12L11 94V96H10V91H11V93H13V91H12ZM19 89H20V92H19ZM36 89H37V91H36ZM50 89V90H49ZM55 89V90H54ZM60 89V90H59ZM96 89H99L98 91H99V93L97 92V90ZM114 91H113V90ZM124 89H126V90H124ZM133 89V92H134V90L136 91L137 89V91L136 92H134V93H132V90ZM156 89H158V91L156 90ZM176 89H177V91H176ZM187 89V90H186ZM203 91H202V90ZM219 90V92L218 91H216V90ZM246 89V90H245ZM253 89V90H252ZM7 91V92H5V91ZM51 90H53V91H51ZM72 90V91H71ZM75 90H78V91H75ZM94 90V91H93ZM102 92H101V91ZM104 90V91H103ZM111 90V91H113L112 93H111V91L109 92V91ZM170 90H172V91H170ZM183 90H184V92L185 91H187V92H185V94H184V92H183ZM192 90V91H191ZM205 90V91H204ZM243 90V91H242ZM24 91V92H23ZM26 91V92H25ZM38 91H42L41 93L40 92H38ZM62 91V92H61ZM95 91L97 92V93H95ZM126 91H131L130 93L129 92H126ZM170 91V92H169ZM174 91V92H173ZM180 91H181V93H180ZM191 93V92H193V93H189V92ZM223 91V92H222ZM252 91H253V93H252ZM68 92H70V93H68ZM77 92H79V93H77ZM93 92V93H92ZM101 92V93H100ZM121 94L120 95V97H119V93ZM146 92H148L147 93V95L150 93V95H148V96H146L145 94H146ZM161 92V95L159 94ZM177 92H178V96H176V94H177ZM202 92V93H201ZM212 92V93H211ZM214 92V93H213ZM215 92L216 93H218V94H215ZM240 92H241V94H240ZM2 93H6V94H8L9 96H7L6 94L5 95H3ZM22 93V94H21ZM45 94V96H44V94ZM84 93H86V94H84ZM125 93H129L128 95L126 94V96H125ZM144 93V94H143ZM153 93V94H152ZM164 93H165V95L166 96H164ZM174 93V94H173ZM176 93V94H175ZM189 94V95H192L191 97L189 96V95H187V94ZM3 95V97H2V95ZM26 94V95H25ZM34 94L36 95V96H34ZM46 94H47V96H46ZM67 96H66V95ZM94 94V95H93ZM97 94V95H96ZM111 96H110V95ZM113 94H114V96H113ZM141 94L143 95L142 97V99H139V98H141L140 96H141ZM163 94V95H162ZM172 94V95H171ZM181 94V96L179 97V95ZM193 94H194V96H193ZM196 94V95H195ZM201 94H203L202 95V97H201V99H202V101H201V99L199 98L200 96H201ZM207 94V95H206ZM214 94V95H213ZM24 95V96H23ZM101 95V96H100ZM140 95V96H139ZM145 95V96H144ZM157 95V96H156ZM171 95V96H170ZM173 95H175V96H173ZM184 95V96H183ZM219 97H217V96ZM18 96V97H17ZM28 96H29V99H31L30 101H29V99H28ZM37 96L40 98H37ZM53 96V97H52ZM69 96L70 97H72V98H69ZM100 98H99V97ZM115 96V97H116ZM124 96V97H123ZM135 96H137V97H135ZM169 96H170V98H169ZM187 96H188V98L189 99H191V100H189V99H186L187 98ZM205 96V97H204ZM210 96H212V97H210ZM246 96V97H245ZM7 97H11L12 99H15V101H11V98H7ZM16 97L18 98V100H20V101H18V100H16ZM48 97V98H47ZM57 97L60 99L61 98V101H62V99H63V101H64V104L63 105H67V104H65V102H68V106H64V109H63V106H62V103H63V101H62V103H61V101H59V99H57ZM109 97V98H108ZM111 97H113L112 99H111ZM122 97V98H121ZM132 97H134V99L132 98ZM152 97H154V98H152ZM172 97H174V98H172ZM176 97H177V100L178 101H176ZM180 98V100H179V98ZM182 97H185V99L184 98H182ZM214 97V98H213ZM216 97V98H215ZM5 98V99H4ZM37 98V100H35ZM50 98V99H49ZM51 98H54L53 100H51ZM75 98H77V99H75ZM95 98V99H94ZM106 98V99H105ZM132 99V101H131V99ZM135 98H137V99H135ZM148 98H149V101H148ZM168 98V99H167ZM194 98V99H193ZM199 99L198 100V102L196 101V99ZM211 98H212V100H211ZM253 98V99H252ZM3 99V100H2ZM28 99V100H27ZM74 99V100H73ZM98 99V103L96 102V103H94L96 100ZM100 99V100H99ZM103 99V100H102ZM105 99V100H104ZM109 99L111 100V101H109ZM127 99V101H128V99L130 100L128 103H127V101L126 102H124L123 100H126ZM139 99V100H138ZM154 99V100H153ZM156 99H158V100H156ZM160 99V100H159ZM172 99V101L170 102V100ZM207 99H208V101H207ZM9 100V101H8ZM32 100H35L36 101V104L34 103L35 101H33V102H31ZM82 100V101H81ZM121 100V101H120ZM136 100V101H135ZM137 100H138V103H140L141 101L143 102V103H141V104H138V106L136 105V103H137ZM144 100V101H143ZM184 102H183V101ZM186 100V101H185ZM188 100V101H187ZM195 101V104H194V102L193 101ZM205 100V101H204ZM215 100V101H214ZM8 101V102H7ZM23 101V102H22ZM37 101H38V103H37ZM41 101H43V103L41 102ZM46 101V102H45ZM49 101H51L52 103H51V105H50V102ZM54 101V102H53ZM56 101V102H55ZM89 101H91V102H89ZM146 101V103H144ZM154 101H156V102H154ZM176 103H175V102ZM180 101V103H178ZM207 101V102H206ZM13 102V103H12ZM17 102H18V105H17ZM20 102V103H19ZM25 102V103H24ZM57 102H60V104H59V108L60 107H62V108H58L56 105H58L57 104ZM81 102V103H80ZM86 102H89V103H86ZM102 102H105V103H102ZM117 104V103H119V104H117V106L119 105L120 106V104L121 103H124L125 104V106L123 107H121V109L119 108V106H118V108H117V106L115 105V103ZM169 102V103H168ZM199 102H200V104L201 105H199ZM219 102V103H218ZM73 103H77V104H74L73 105V109L75 110V111H77V112H74L73 111V109L71 108L72 107V104ZM84 103V104H83ZM86 103V104H85ZM131 103H132V105H131ZM135 103V104H134ZM149 103H151V104H149ZM153 103V104H152ZM155 103V104H154ZM166 103H168V104H170V106L169 105H167ZM173 103H175V105L176 106H174V105H172ZM193 103V109L191 108L192 107V104ZM208 105H207V104ZM210 103V104H209ZM214 103V104H213ZM12 104H14V105H12ZM20 104H22V106L20 105ZM25 104H26V107H25ZM28 104V105H27ZM42 104V105H41ZM114 104V105H113ZM127 104V105H126ZM130 104V105H129ZM134 104V105H133ZM144 104V105H143ZM146 104H149V105H147V106H145ZM159 104V105H158ZM166 104V105H165ZM185 104H188L186 107H185ZM191 106H190V105ZM198 104V105H197ZM205 106H204V105ZM257 104V105H256ZM24 105V106H23ZM40 105L41 106H44L45 108H46V106H47V108H46V110L45 111H47L48 109H50V110H48V112H46V114H45V111H43V108L44 107H40ZM53 105V106H52ZM61 105V106H60ZM78 105V106H77ZM165 105V107H163ZM195 105V106H194ZM203 105V106H202ZM211 105V106H210ZM213 105V106H212ZM216 105V106H215ZM10 106V107H11ZM17 106V107H16ZM31 106V107H30ZM70 106V107H69ZM76 106H77V109H79V111H80V113L78 112V110L76 109ZM82 106H84V107H82ZM116 106V107H115ZM140 106H142V109H141V107ZM175 108H174V107ZM190 106V107H189ZM200 106V107H199ZM40 107V108H39ZM52 107V108H51ZM53 107H55V108H53ZM65 107H68V109L67 108H65ZM79 107V108H78ZM81 107H82V109H81ZM89 107H92V108H90L91 110H89ZM105 109H107V110H105ZM116 108L117 109V111L119 110L120 111V113H116V111H115V113L116 114H114V110H112V112H111V110L109 111V109L110 108ZM126 107H128L130 110H131V107L133 108V107H136L137 108V110L135 109H132L131 111L129 110V111H127V110H124V109H122V108H125L126 109ZM140 107V108H139ZM168 107H169V109H168ZM184 107V110L182 109ZM196 107H199L198 109L196 108ZM213 109H212V108ZM14 108H12V109H14ZM23 108H26V109H23ZM29 108V109H28ZM34 108V110H32ZM36 108V109H35ZM44 108V109H45ZM109 108V109H108ZM127 108V109H128ZM139 108V109H138ZM178 108L180 109V110H178ZM208 108H209V110H208ZM212 110H211V109ZM254 108H252V111L254 112H252L251 111V115H255V109ZM11 109V108H10ZM11 109V110H12ZM28 109V110H27ZM51 109H53L52 111H51ZM54 109L55 110H57V111H55L54 112ZM69 109H72V110H69ZM83 109H86L87 111H85L84 112V110ZM104 110V111H108V113H100V112H103L102 110ZM157 109L158 110H160L159 112H158V114H160V117L157 115ZM168 109V110H167ZM188 109H191V110H188ZM202 109H204L203 110V112L205 111L206 113H207V111H208V113L206 114L205 112L203 113L202 112V114H201V111H202ZM24 110V111H23ZM28 112H27V111ZM29 110H30V112L32 113L33 111L35 112H33L34 113V115L35 116H30L29 115ZM37 111V113L38 114H41V113H43V117L42 118H40V115H37L36 114V111ZM83 110V111H82ZM88 110H89V113H87L88 112ZM99 110H100V112H99ZM123 110V111H122ZM167 112V113H165V111ZM200 111V114H199V112L198 111ZM211 110V111H210ZM15 111V112H14ZM17 111V112H16ZM38 111H40V112H38ZM59 111V112H58ZM72 111V112H71ZM93 111V112H92ZM95 111V112H94ZM118 111V112H119ZM153 111H155V112H153ZM164 111V113H162ZM178 111V112H177ZM258 111V112H257ZM1 112V111H0ZM12 112L15 114H18V110L17 109H14V110H12ZM53 113L51 116V119H50V113ZM61 112V114H63V116L61 115V114H59ZM98 112V113H97ZM109 112H111V113H113L112 115H111V113H109ZM152 112L154 113V114H156V115H154L153 114V116H152ZM188 112L191 114V116H190V114H189V116H188ZM194 112V113H193ZM25 113V114H26ZM30 113V114H31ZM48 113V114H47ZM65 113H67L66 115H64ZM70 113V114H69ZM83 113V114H82ZM87 114V115H89V116H87V115H85V114ZM94 113V114H93ZM100 113V114H99ZM146 113H148V116H147V114ZM177 113V114H176ZM72 114H74V115H72ZM139 114V115H138ZM143 114H144V117H143ZM146 114V115H145ZM150 114V115H149ZM179 114V115H178ZM183 114H185V115H183ZM194 114V115H193ZM199 114V115H198ZM205 114V115H204ZM214 114H217V115H214ZM24 115V114H23ZM23 115H20L19 114V117L16 115V117L17 118H20V117H24ZM28 115H29V117H28ZM33 115V114H32ZM36 115H37V117H36ZM53 115H54V117H53ZM62 117H61V116ZM68 115V116H67ZM70 115H72V116H75V118H73L72 116H70ZM79 115V116H78ZM137 115V116H136ZM162 115V116H161ZM167 115V116H166ZM173 115V116H172ZM200 116V117H198V116ZM205 116V119L207 118V121L204 119L203 120V117ZM210 117H209V116ZM2 116V113H0V137H1V139L6 143V144H9V151H10V153H13V154H17V155H19L21 152H20V148L19 147H17L16 145H14L15 143H14V141H16L17 143H19V145L22 147V148H24V150H28L26 147H23L24 145L20 142V140H22V138L20 137V135H19V140L17 139V136H18V131L15 129V128H12V127H9L10 125H8V127L9 128H7V121L4 119L3 120V118L1 117ZM42 116V115H41ZM45 116H47V117H45ZM130 116V117H129ZM151 116V117H150ZM158 116V117H157ZM172 116V117H171ZM186 116V117H185ZM188 116V117H187ZM195 116V117H194ZM212 116H213V118H212ZM33 117H34V119H33ZM63 118L62 120H66V119H69L70 117H71V119H73V121H74V123L72 122V120L71 119H69L70 121H68V122H66L65 123V121H62V122H64V124L61 122V119L59 120V118ZM66 117V118H65ZM68 117V118H67ZM77 117V118H76ZM84 117V118H83ZM91 117V118H90ZM120 117V118H119ZM133 117V118H132ZM136 117L140 120V122H139V120H137V121H135L134 120V118L136 119ZM139 117H141V118H139ZM150 117V118H149ZM162 117H163V119H162ZM165 117L167 118V119H165ZM178 117V118H177ZM180 117V118H179ZM181 117H184V119L183 118H181ZM36 118V119H35ZM37 118H39V119H37ZM48 118H49V120H48ZM80 118L82 119V121L80 120ZM86 118V119H85ZM108 118V119H107ZM113 118V119H112ZM127 118H128V120H127ZM156 118V119H155ZM171 118V119H170ZM189 118V121H187V119ZM192 118H194V119H192ZM200 120H199V119ZM217 118H218V120H217ZM30 119V118H29ZM56 119V120H55ZM74 119H78L77 121L76 120H74ZM88 119V120H87ZM103 119V120H102ZM119 119H121L120 120V123L121 122H124V123H121L120 124V126H119ZM129 119H130V121H129ZM145 119V120H144ZM154 119V120H153ZM179 119V120H178ZM256 119H257V121H256ZM3 120V121H2ZM47 120V121H46ZM51 120V121H50ZM52 120H54V122L52 121ZM57 120H58V122H57ZM91 120V121H90ZM111 120V121H110ZM112 120H113V122L114 123H111L112 122ZM114 120H116V121H114ZM123 120V121H122ZM160 120V121H159ZM171 120V121H170ZM177 120V121H176ZM184 120V121H183ZM185 120H186V122H188V124H186L185 123ZM193 120V121H192ZM217 120V121H216ZM240 120L238 121V122H240ZM259 120V121H258ZM52 122V123H58L56 126H55V124H51L50 122ZM60 121V122H59ZM83 121H85V122H83ZM86 121H89V124H87L88 122H86ZM108 121V122H107ZM135 121V122H134ZM159 121V122H158ZM168 121V122H167ZM179 121H180V124H179ZM197 121H202V122H200V124H199V122H197ZM210 121H211V123H210ZM214 121H216V122H218V123H215ZM48 122V123H47ZM75 122H79L78 124L76 123V125H74L75 124ZM80 122H82V123H80ZM97 122H99V123H97ZM102 124H101V123ZM104 122H106V123H104ZM110 122V123H109ZM116 122V123H115ZM163 122H167V123H163ZM178 122V123H177ZM184 122V123H183ZM193 123V125L191 124V123ZM232 122V123H231ZM254 122V123H255ZM1 123H3V124H1ZM37 123V122H36ZM44 123V124H43ZM50 123V124H49ZM71 123V124H70ZM73 123V124H72ZM87 125H85V124ZM96 124L97 126V128L95 127V125L94 124ZM145 123V124H144ZM156 123V124H155ZM184 125L183 127H181L182 126V124ZM190 123V124H189ZM203 125H202V124ZM220 123V124H219ZM66 124V125H65ZM101 124V125H100ZM103 124L104 125H106V126H103ZM108 124V125H107ZM110 124V125H109ZM112 124V125H111ZM118 124V125H117ZM124 124V126H122ZM139 124V125H138ZM158 124H159V126H158ZM160 124H162V125H160ZM167 124V125H166ZM205 124H207V125H205ZM51 125H52V128H51ZM54 125V126H53ZM59 125H61V127H62V129H59V130H62V131H59L58 129H56V128H61ZM71 125H72V127L74 128V129H76V131H72L73 129L71 128ZM79 125V126H78ZM92 125V126H91ZM94 125V126H93ZM100 125V126H99ZM114 125V126H113ZM116 125V126H115ZM150 125L152 126V127H150ZM156 125V129L154 128V126ZM172 125V126H171ZM177 125V126H176ZM179 125V126H178ZM186 125H188V126H186ZM193 127H192V126ZM204 125L205 126H207L208 128H210V130L209 129H207L206 127V132H205V128H204ZM216 127H215V126ZM218 125H220V126H218ZM231 125V126H230ZM44 126V127H43ZM49 126V127H48ZM68 126V127H67ZM76 128H75V127ZM81 126V127H80ZM84 126V127H83ZM89 126V127H88ZM103 126V127H102ZM158 126V127H157ZM161 126H163V127H161ZM196 126H197V128H196ZM45 127H46V130L49 132L51 129H53V127H55L52 131H50L51 133H55V134H53L52 136L53 137H51L50 135L51 134H48L47 135V131L45 130ZM49 129H48V128ZM80 127V128H79ZM88 127V128H87ZM100 127V128H99ZM150 127V128H149ZM160 127V129H158ZM180 127V128H179ZM186 127H187V129H186ZM227 128V129H225V128ZM10 128H12V130L10 129ZM51 128V129H50ZM65 128V129H64ZM69 128H71V129H69ZM82 128H84V129H82ZM85 128H87V129H85ZM101 128L104 130H101ZM146 128H148L147 130H149L151 133L153 132V134H154V132L155 131H157L156 133H155V136L156 137H154V135L153 134H151L149 131H146ZM152 128H153V130H152ZM168 128V129H167ZM176 128H178L177 130H176ZM182 128V129H181ZM188 128H190V129H188ZM193 128H195V131L197 132H195L194 131V129ZM200 128V129H199ZM201 128H203V129H201ZM215 128H217V129H215ZM221 128H223V129H221ZM71 130V132L69 131V130ZM81 129V130H80ZM101 131H100V130ZM144 129V130H143ZM164 129V130H163ZM171 129V130H170ZM180 129V130H179ZM184 129H186L187 131L185 132V130ZM6 130V133H7V135H6V133L4 132ZM16 130V131H15ZM38 130V132H35V131H37ZM57 130V131H56ZM67 130H68V132H67ZM85 131V130H87V131H85V132H83L82 133V135L81 136H79V138L81 137L82 138V140L81 139H79V140H77V138H78V136L77 135H80V132L81 131ZM94 130V131H93ZM97 130V131H96ZM123 130H124V132H123ZM158 130H159V133H158ZM162 130V131H161ZM170 130V131H169ZM181 130H183L182 132H180ZM199 132H198V131ZM208 130V131H207ZM211 130H214L213 131V133H215L217 130H218V132H216L215 134H216V136H215V134L213 135V133H212V131ZM223 130V131H222ZM226 132H225V131ZM31 131V130H30ZM44 131H45V133H44ZM60 133H59V132ZM64 131V132H63ZM78 131V132H77ZM80 131V132H79ZM94 133H93V132ZM97 133H96V132ZM98 131L100 132V133H102V137H101V134L100 133H98ZM127 131V132H126ZM144 131H146V133L148 132V133H150L151 134V136H152V138H149V136H150V134H145L144 133ZM167 131H169L168 133H166ZM173 131V132H172ZM177 131V132H176ZM203 131V132H202ZM49 132V133H50ZM67 134H66V133ZM90 132H91V134L92 135H90ZM162 132V133H161ZM178 132H180L178 135H180V136H178L177 138L175 137L176 135H177V133ZM189 132H191V133H189ZM196 133V137H195V134L193 135V133ZM201 132V133H200ZM224 133V134H221L220 136H219V134L218 133ZM9 133H10V135H11V137L9 136ZM14 133H16V135L14 134ZM18 133V134H17ZM56 133H58V135L57 136H60L59 138L56 136ZM69 133H71V134H69ZM75 133V134H74ZM166 133V134H165ZM171 133H173V134H171ZM174 133H176L175 135H174ZM187 135H186V134ZM190 135H189V134ZM202 133H203V135H202ZM205 133V134H204ZM206 133H207V139L205 138V136H206ZM228 133H230V135L228 134ZM262 133V134H261ZM45 134L48 136V137H45ZM60 134V135H59ZM63 134V135H62ZM77 134V135H76ZM94 134V135H93ZM95 134L97 135V136H95ZM100 135V137H99V135ZM106 135V136H104V135ZM108 134L110 135V137L112 136V138H113V140H115V141H113L112 140V138H108L107 136H108ZM130 134V135H129ZM135 134V135H134ZM157 134V135H156ZM160 134V135H159ZM162 134L164 135L165 134V136H162ZM183 134V135H182ZM199 136H198V135ZM40 135V136H41ZM44 135V136H43ZM54 135H55V137H57L58 138V140H57V138L55 139V137H54ZM67 136V138H66V136ZM70 135H72V136H70ZM75 135H76V137H75ZM83 135H85V136H83ZM89 135L92 137L93 136V139L91 138L90 139V137H89ZM122 135V136H121ZM144 135L146 136L145 137V139H143L144 138ZM148 135V136H147ZM172 135H174V136H172ZM184 135H185V137H184ZM189 135V136H188ZM218 135V136H217ZM9 136V137H8ZM22 136V135H21ZM72 137L73 138V136H74V139L75 140H73V139H71V138H68V137ZM114 136V137H113ZM125 136V137H124ZM134 136V137H133ZM139 136V138L138 139H136L137 137ZM150 136V137H151ZM181 136H183V139H182V137ZM186 136H188V138L186 137ZM194 136V137H193ZM214 136V137H213ZM223 138H225V136H227L228 138H229V140H230V142H229V140H227L228 138L226 137V140L225 139H223ZM229 136H231V137H229ZM43 137H45L44 139H43ZM66 138V140H64L65 141V143H64V141H62L63 139H65ZM117 137V138H116ZM130 137V138H129ZM136 137V138H135ZM160 137V138H159ZM163 137H165V141H163L162 140V142H161V139H163ZM170 137H171V140H173L172 141V143H171V140H170ZM206 139V140H204V138ZM210 137H212V138H210ZM216 137V138H215ZM218 137V138H217ZM233 137H234V140H233ZM237 137V138H236ZM262 137H264V136H262ZM11 138H12V141H11ZM53 138L55 139V141L53 142L52 140H53ZM63 138V139H62ZM86 138H87V140H86ZM95 138V139H94ZM99 139V141H98V139ZM108 138V139H107ZM118 138H119V140H118ZM174 138H176L175 140H174ZM210 138V139H209ZM213 138H214V140H213ZM222 140H221V139ZM13 139H14V141H13ZM68 139H70V140H68ZM102 139V140H101ZM110 139V140H109ZM116 139L118 140V141H116ZM124 139V140H123ZM128 141H127V140ZM140 139V140H139ZM156 139H157V141H156ZM179 139V140H178ZM186 139H187V143H184V140H185V142H186ZM191 139V140H190ZM195 139H196V141H195ZM201 139H202V141H201ZM219 141V139H220V144H219V142H217V140ZM235 139H238V140H235ZM67 140H68V142H67ZM76 140L77 141H80V142H78L77 144H76ZM92 140V141H91ZM95 141V143H92V142H94ZM126 140V141H125ZM134 140V141H133ZM155 140V141H154ZM179 142H178V141ZM203 140L205 141V142H203ZM208 140V141H207ZM209 140H211L212 141V143L214 142L215 143V141L218 143V144H216L213 148H210V145H209V143L211 142V141H209ZM231 140H233L232 142H231ZM58 141V142H59ZM74 141H75V143H74ZM84 141V142H83ZM87 143H86V142ZM96 141H97V143H96ZM102 141V142H101ZM104 141V142H103ZM129 141H131V145L134 147H132L131 148V146H130V142ZM132 141L134 142V143H132ZM136 141L138 142V143H136ZM168 141H170V142H168ZM180 141L183 143H180ZM194 141V142H193ZM198 141V142H197ZM202 142L203 144H201L200 142ZM12 142V143H11ZM59 142V143H60ZM63 142V143H62ZM66 142H67V144H69V146H67V144H66ZM157 142V143H156ZM166 142H168V143H166ZM197 142V143H196ZM229 144H228V143ZM92 143V144H91ZM101 143V144H100ZM108 143H110V144H108ZM115 143V144H114ZM146 143V144H145ZM148 143V144H147ZM160 145H162V147H163V145L165 146L164 148H161L160 146H159V144ZM164 143V144H163ZM170 143V144H169ZM189 143V144H188ZM194 143V144H193ZM201 145H200V144ZM208 143V144H207ZM223 143V144H222ZM234 143H235V148L233 147L234 146ZM66 144V145H65ZM70 144H71V146H73V148L75 149H72V148H69L70 147ZM93 144L95 145L94 147H93ZM97 144H99V145H97ZM111 144H113L114 146H111ZM118 144V145H117ZM126 147H128L129 148V146H130V151H131V153L133 152L134 154H131V153H129V151H127L128 149L126 148L125 149V146ZM137 144H139V145H137ZM149 144H150V146H149ZM155 144V145H154ZM158 144V145H157ZM177 145V147H179V148H177L176 149V145ZM188 144V145H187ZM193 144V145H192ZM198 144V146H200V147H198V149H197V151H196V148H197V146L196 145ZM76 145V146H75ZM78 145V146H77ZM106 145H107V147L109 148V146H110V148L108 149L107 147H106ZM121 147H120V146ZM129 145V146H128ZM142 145H144L143 146V148L145 147V149H143L142 148ZM153 147H152V146ZM175 146V148H174V146ZM179 145V146H178ZM181 145H182V147H181ZM191 145H192V147H191ZM207 145V146H206ZM209 145V146H208ZM226 148H224L223 146ZM228 145V147H226ZM232 145V146H231ZM63 146V147H62ZM65 146H67L68 148H66ZM89 146H91V148L89 147ZM97 146L98 147H100V148H97ZM103 146V147H102ZM117 146H119V147H117ZM123 146H124V148H123ZM136 146L138 147L139 146V148H141V149H139V148H136ZM159 146V148H157ZM167 146V147H166ZM171 146H172V148H171ZM186 146V147H185ZM188 146H190V147H188ZM196 146V147H195ZM217 146H219V147H217ZM222 146V147H221ZM230 146V147H229ZM65 147V148H64ZM86 147H88L89 149H90V151L91 150H93L94 149V151L96 152V154L95 153H93L92 154V151H91V153H89V149H87ZM93 147V148H92ZM209 149H208V148ZM232 147V148H231ZM18 148H19V151H18ZM97 148V149H96ZM104 148V150H105V152H108V153H104L103 151H102V149ZM136 148V149H135ZM148 148H150L149 150H147ZM154 148V149H153ZM171 149V151H170V149ZM185 148H188V149H186L187 151H185ZM193 148H195V150L193 149ZM218 148V149H217ZM224 148V149H223ZM234 148V149H233ZM13 149V150H12ZM72 149V150H71ZM101 149V150H100ZM108 149V150H107ZM161 149V150H160ZM166 149H168L167 150V152H166ZM176 149V150H175ZM195 151V154H194V152L192 151ZM215 149H217V151L215 150ZM226 150L224 153L222 152V150ZM233 149V150H232ZM237 150V152H235L236 150ZM100 152H99V151ZM122 150V151H121ZM189 150H191L190 152H191V154L189 153L188 154V152H189ZM208 150V151H207ZM215 150V151H214ZM235 150V151H234ZM86 151H88V152H86ZM93 151V152H94ZM119 151V152H118ZM124 151H126V152H124ZM168 151H170V152H173V154L171 153H169ZM186 153H185V152ZM220 151V152H219ZM240 151V152H239ZM66 152H65V155H66ZM81 152V153H80ZM97 152H98V155H97ZM122 152H124L123 154H122ZM146 152H148V155H147V153ZM163 152H164V154H163ZM180 152H184V153H182L183 154V156H181L182 154H180ZM207 152H209V153H207ZM234 152V153H233ZM239 152V153H238ZM102 153H104V154H102ZM110 153V155L111 154H114V153H121V155H124V156H122L123 158L125 157V160L124 161H126L127 163H128V161L127 160H129V162H130V164L128 165V166H130V168L129 169H131L132 171H134L133 173H127V174H129V175H125L124 173H120L119 172V170L117 169V172L118 173H115L114 172V170H116L115 168H113V169H111V168H102V167H100V166H104L105 164H103L102 165V162H104V160H105V162H106V159L105 158H107V160H108V157H106V156H108L107 154H109ZM169 153V154H168ZM176 153V154H175ZM203 153H204V155H203ZM212 153H214V154H212ZM221 153L223 154L222 156L225 158L224 160L221 158L220 160H219V158L221 157ZM241 153V154H240ZM99 154H102V157H101V155H100V158H97V157H95V156H98L99 157ZM127 154V155H126ZM142 155V157H139L140 155ZM152 154H153V157H152ZM156 156H155V155ZM159 154V155H158ZM161 154H163V155H161ZM192 154H194V155H192ZM200 154L201 155H203V157H201L200 156ZM208 154V155H207ZM209 154L212 156V157H210L209 158V160L208 161H205V160H207V158L206 157H209ZM220 154V155H219ZM93 155H95V156H93ZM104 155V156H103ZM136 155V156H135ZM169 155V156H168ZM179 155V156H178ZM187 155V156H186ZM188 155H192V157H190V159H189V157H188ZM230 156L229 158L227 157V156ZM240 155H242V157L240 156ZM57 156V155H56ZM134 156V157H133ZM137 156H138V158H137ZM159 156V157H158ZM165 158H164V157ZM176 156V157H175ZM184 156H185V158H184ZM205 156V157H204ZM234 156H235V158H234ZM93 157H95V159L97 158V161H102L101 163H99V165L97 166V162H96V160L93 158ZM104 157V159L102 160V158ZM133 158V160H132V158ZM169 157V159H167ZM182 157L184 158V159H182ZM202 159H201V158ZM219 157V158H218ZM259 158V156H258V154L257 153H254L253 155H252V161H253V168L255 169L254 170V173L253 174H251L252 176H251V178L252 179H254L255 177H257L258 176V173H259V171L261 170V169H264V166H262V165H264V162H260V161H258L257 162V160H258V158ZM83 158V159H82ZM139 159V161H137L136 160V162H134V163H131V160H132V162L133 161H135V159ZM141 158V159H140ZM150 158V159H149ZM160 158V159H159ZM162 158H164V159H162ZM176 158V159H175ZM197 158H199V159H197ZM206 158V159H205ZM227 158V159H226ZM230 158H231V161H230ZM91 159H93V160H91ZM98 159H100V160H98ZM154 161H153V160ZM166 159V160H165ZM175 159V160H174ZM178 159V160H177ZM187 159H189V161L187 160ZM201 159V160H200ZM140 160H141V163H140ZM145 160H146V162H145ZM162 160H164V161H166V162H163ZM173 160V161H172ZM197 160H198V162H197ZM222 160H223V163H221L222 162ZM225 160H228V161H230L228 164H227V162L228 161H225ZM260 160V159H259ZM158 162V161H161V163H159L158 162V164H161V165H163V166H161V165H158L157 164V166L155 165L154 166V163L155 162ZM200 161V162H199ZM218 161V162H217ZM225 161V162H224ZM241 161V162H240ZM262 161H264V160H262ZM95 162V163H94ZM108 162V161H107ZM143 162H144V164H143ZM147 162H148V164L150 163V165L152 164L153 166H149V165H147ZM156 162V163H157ZM178 162V163H177ZM185 162V163H184ZM197 162V163H196ZM202 162H204L203 164H202ZM206 162V163H205ZM260 162V163H259ZM146 163V164H145ZM155 163V164H156ZM163 163V164H162ZM170 163V164H169ZM198 163H200L199 165H201V168H200V166L198 165ZM219 163H221V164H223V166L221 165L220 166V164ZM226 163V164H225ZM238 163H240V164H238ZM259 163V164H258ZM71 164H70V166H71ZM77 164V165H76ZM133 164V165H132ZM135 164V165H134ZM140 165V167H141V169H139V166L138 165ZM166 164H167V167H166ZM185 164V165H184ZM219 166H218V165ZM238 164V165H237ZM91 165V166H90ZM164 165H165V167H164ZM172 165V166H171ZM179 165V166H178ZM193 165H194V167H193ZM216 165H217V168H216V170H214L215 168L214 167H216ZM227 165V166H226ZM257 165H259L258 167H257ZM28 166H29V169L30 170H32V171H34V172H36V173H38V174H40V175H42V177L44 176L47 180H49V181H51V182H53V183H55L56 185H58V186H60V187H62V188H67V189H69L71 192H74L75 194H80L81 192L79 191V190H77V189H73V188H71L70 186H67V185H65L64 183H61L60 181H58V180H54L53 178H51V177H49V175L47 174V176H46V173H42V172H39L37 169H35V167L31 164V163H28ZM67 166H69V165H67ZM93 166V168H95V170H92L90 167H92ZM135 166V167H134ZM144 166V167H143ZM147 166H149V167H147ZM181 166H183V167H181ZM197 166H199V167H197ZM202 166H203V168H202ZM225 166V167H224ZM239 166V167H238ZM84 167V166H83ZM134 167V168H133ZM155 167H158V168H155ZM162 167V168H161ZM194 169H193V168ZM224 167V168H223ZM87 168V167H86ZM100 168H102V170L100 169ZM134 170H133V169ZM146 168V169H145ZM149 168H151L150 170H149ZM166 168H168V170L166 169ZM190 168H191V170H190ZM201 169L200 171H199V169ZM212 168H214L213 169V171H216V175L220 178V180H219V178H217V176L212 172ZM221 168H223V169H221ZM226 168V169H225ZM240 168V169H239ZM67 169V168H66ZM110 169V170H109ZM139 169V170H138ZM145 169V171H143ZM148 169V170H147ZM158 171H157V170ZM160 169V170H159ZM165 169L167 170V171H169V175H167V173H165V172H167V171H165ZM170 169H171V171H170ZM237 171H236V170ZM46 170L49 172L50 171V167H49V165L46 167ZM152 170H154V171H152ZM156 170V171H155ZM162 170H163V172H162ZM188 170H190V172H191V174L192 173H194V171L193 170H195L196 171V173L195 174H193V175H191V174H189V171ZM200 172H198V171ZM219 172H222V173H218V171ZM221 170H225L224 172L223 171H221ZM231 170V171H230ZM111 171V172H110ZM114 173H113V172ZM141 171H143V172H145V173H143V172H141ZM165 171V172H164ZM188 171V172H187ZM208 171H211L210 173H213L212 175H214V176H210V173L208 172ZM230 171V172H229ZM256 171H258V172H256ZM102 172V173H103ZM137 172H139L138 174H140V177L141 176H143L142 178H138V174H137ZM149 172H153L152 174H156V176H155V174H154V176H151L152 174L151 173H149ZM160 174H159V173ZM171 172V173H170ZM172 172H174V173H172ZM184 172H186V174L184 173ZM198 172V173H197ZM120 173V174H119ZM146 173H149V174H147L146 175ZM158 173V174H157ZM163 173H165L164 175L165 176H163ZM208 173H209V178H210V180L211 181H209V179H206L207 180V182H203V183H201V180H199L201 177H204V176H207L208 175ZM229 173V174H228ZM143 174V175H142ZM151 174V175H150ZM198 174V175H197ZM223 174V175H222ZM227 174L229 175L228 176V179L226 178L225 179V176L227 177ZM134 175H137V176H134ZM147 177H146V176ZM158 175H162V176H158ZM177 176V179H175V177ZM182 175V176H181ZM187 177H186V176ZM190 175V176H189ZM173 176H175V177H173ZM194 176V178H195V180H194V178H192ZM199 178H198V177ZM180 177V178H179ZM186 178V179H183V178ZM215 177V178H214ZM221 177H222V179H221ZM171 178V179H170ZM180 180H179V179ZM212 178L213 179H215V181L213 180L212 181ZM217 178V179H216ZM232 178V179H231ZM242 178V179H241ZM166 180V181H163L162 182V180ZM183 179V180H182ZM223 179L226 181H223ZM240 180V182H239V180ZM175 180H177L176 182L177 183H175V182H173V181H175ZM181 180H182V182H184V181H188V180H190L191 181V183H189V182H187V185L188 186H186L185 185V187H182L183 189H184V192L179 188V187H181ZM194 180V181H193ZM232 182H231V181ZM146 181H147V184H146ZM149 181V182H148ZM156 181V182H155ZM180 181V182H179ZM202 181H205V180H202ZM218 181V182H217ZM222 181L224 182V183H222ZM231 183H230V182ZM154 182V183H153ZM173 182V183H172ZM198 182V183H197ZM212 182V183H211ZM234 182H235V185H234ZM154 184V186H152V188H151V186H150V184ZM178 183L180 184V186L178 185ZM193 183L194 184H196V185H193ZM200 183L203 185H200ZM212 185V187H211V185ZM214 183V184H213ZM216 183V184H215ZM221 183H222V186H221ZM228 183L229 184H232V185H234V186H232V185H228ZM239 183V184H238ZM152 184V185H153ZM166 184V185H165ZM168 184V185H167ZM169 184H173V186L175 185L176 187H173L172 185L170 186ZM178 186H177V185ZM210 186H209V185ZM219 184V185H218ZM163 187H161V186ZM190 185V186H189ZM208 185V186H207ZM228 185V186H227ZM169 186V187H168ZM194 186H196V189H197V187L199 188V190L197 189V191L195 190V187ZM200 186H202V187H200ZM218 186H221V187H223L224 189H225V191H227V196H228V193H229V191H230V194H229V196L227 197H225V195H223L224 193H226L225 191H223L224 189L223 188H221V187H218ZM237 186V187H236ZM140 189H141V187L140 186H138ZM157 187V188H158ZM162 189H161V188ZM186 187H188V192L190 193V194H188V192H187V194H188V196L186 195L185 196V194H186V192L185 191H187L186 189ZM205 187H208V188H206L205 189ZM211 187V188H210ZM217 187H218V189H217ZM178 189V190H175V189ZM202 188V189H201ZM222 190H221V189ZM231 188H233V189H231ZM159 189H158V191H159ZM143 190V189H142ZM141 190V191H142ZM157 190V189H156ZM182 191L181 193H178V192H180V191ZM215 190H218V191H216V194L218 195H216L215 194ZM232 190V191H231ZM144 191V193H145V190H143ZM176 191V193L175 194H173V192H175ZM195 191V193H194V195H192L193 194V192ZM204 191H206L205 193H204ZM208 191H211V192H209L208 193ZM222 191V192H221ZM214 192V193H213ZM232 192V193H231ZM160 193H162L163 194V192H160ZM170 193V194H169ZM178 193V194H177ZM203 193V194H202ZM176 194H177V196H176ZM206 194V195H205ZM211 196H210V195ZM212 194H213V196H216V197H214L213 198V196H212ZM82 195L85 197V198H88L89 200H93V197L91 196V194L89 195V194H87V193H82ZM209 195V199H208V196ZM176 196V197H175ZM184 196V197H183ZM192 196H194V197H192ZM201 196V197H200ZM180 199H179V198ZM211 197H212V199H211ZM205 198H207V199H205ZM217 200H216V199ZM220 198V200H218ZM251 198V199H250ZM4 201H5V203L6 204H8L9 206H13V201L10 199V197L7 195V194H5L4 195ZM198 199H199V201H198ZM200 199H203L204 200V202L205 203H207V204H205L204 202H202L203 200H200ZM211 199V200H210ZM258 199H260V200H258ZM56 200V202H58L57 201V199H55ZM99 200H100V202L102 203V204H109V205H114V206H120V207H124V208H130V204L129 203H118V202H109V201H105V200H103L102 198H99ZM206 200L208 201V202H206ZM215 200H216V204H215ZM223 200V201H222ZM201 201V202H200ZM210 201H211V203L213 204V205H211L210 204ZM262 203H261V202ZM36 202V201H35ZM219 203V205H218V203ZM220 202H221V204H220ZM243 203V204H242ZM255 203V204H254ZM259 203H261V204H259ZM25 205L27 204V202H25L24 203ZM39 204V203H38ZM129 204V205H128ZM244 204H245V206H244ZM254 204V205H253ZM259 204V205H258ZM257 205V206H256ZM39 207H41V208H45L44 206H42V205H38ZM145 203H142V204H140L139 205V208L142 210V211H144V212H148L150 209H151V206L150 205H146L145 207H147V209L145 210ZM150 206V207H149ZM203 206H204V208H203ZM212 206H214L213 208H212ZM215 206H216V208H215ZM243 206V207H242ZM256 206V207H255ZM202 207V208H201ZM206 207V208H205ZM143 208V209H142ZM198 208V209H197ZM213 209V210H212ZM45 210H46V208H45ZM218 212V213H214V212ZM238 211V212H237ZM28 212H30L29 213V216L30 215H32V216H34V217H36V216H38V212L37 211H33V209H31V211H30V209H29V211ZM213 213V214H212ZM220 213V214H219ZM223 213V214H222ZM247 215H246V214ZM27 214V213H26ZM222 214V215H221ZM225 214H228V213H225ZM242 214H244V215H242ZM255 214V215H254ZM259 216H258V215ZM214 215H216V216H214ZM222 217H224V218H220L221 216ZM242 215V216H241ZM178 215H174V217L173 218H182L183 216H178ZM213 216V217H212ZM220 216V217H219ZM241 216V217H240ZM256 216H258V218L256 217ZM212 217V218H211ZM219 217V218H218ZM252 217H254V218H252ZM262 217V218H261ZM173 218H171V219H173ZM214 218V219H213ZM216 219H218V220H216ZM220 219V220H219ZM238 219V220H237ZM259 219V220H258ZM260 219H262V221L260 220ZM224 220V221H223ZM258 220V221H257ZM220 221V222H219ZM261 221V222H260ZM157 222V221H156ZM221 223V224H220ZM259 223H260V228L261 229H259ZM226 226V227H225ZM196 230H198V226L196 225V224H191L190 225V227L188 228V230H187V234L188 235H190L191 233H192V231H196ZM261 230V231H260ZM261 232V233H260ZM247 234V233H246ZM252 234H256V236L255 235H252ZM261 235V236H258V235ZM253 237H252V236ZM246 236V237H245ZM248 236H250V237H252V239L253 240H251V238L250 237H248ZM255 236V237H254ZM149 237H151V236H149ZM153 237V238H152ZM150 239L149 238H147L146 239V242H148V243H150V244H157V243H159L160 241V239L159 238H157V237H155V236H152ZM243 237V236H242ZM32 238V237H31ZM40 238V239H39ZM259 240H258V239ZM59 239H61V240H58V243H56L54 240H56L57 241V239H53V238H51V241H52V243L53 244H55V245H57V246H59V248H61V250H56L55 251V249L53 248V247H49L47 244H45V241H44V239L42 238V237H40V236H38V238L36 237V240H37V243H39V244H41V245H47L48 247H47V253L49 254V255H54V254H58L59 253V255H57V256H60V260H62V261H64V262H66V263H68V264H77L78 262H77V260L75 261V262H73L74 260H73V258H72V256L71 255H69V253L71 254V252H69L68 251V248L67 247H70L71 249H69L70 251H72L73 249H75L76 250V247L74 248V246H73V249H72V245L71 244H68V245H66L65 246V244H64V242H60V241H62L63 239H62V237L61 238H59ZM159 239V240H158ZM246 239V240H245ZM249 239V240H248ZM255 239H256V241H255ZM260 239H262L261 241H260ZM187 240V238L185 239V241ZM203 240H206L205 238H201V240H199V238H198V240H196V242H198V243H195V241L194 240H191L192 242H190L189 243V241L187 240L186 242H188V244L187 243H185V241H180V244L178 245V243L177 244H175V245H169V243H167L166 245H168V246H172L173 248H169L168 249V251L167 250H165L164 252H162V253H160V252H158V253H153V254H151L152 256H145V258L144 259H142V258H139V260H138V257H136V260H138V261H149V260H152L153 258H156L157 256L158 257H160V258H163V259H161L162 261L164 260V255H167V253L169 254L170 252H172V251H180V250H183L184 248H186V247H189V244L190 245H192V247H194V246H197L198 244H199V241H200V244L201 243H203V242H205V241H203ZM248 241V242H247ZM254 241H255V244H254ZM239 242V243H238ZM240 242H242V243H240ZM250 242V243H249ZM252 242H253V244L255 245V246H257V247H255L253 244H252ZM62 243H63V245H62ZM185 243V244H184ZM246 243V244H245ZM62 246H61V245ZM131 244H133V245H136V244H138V242H136V241H131ZM182 244V245H181ZM193 244H197V245H193ZM239 244V245H238ZM242 244H244V246L242 245ZM21 245V242L19 241V243L17 244V246H20ZM241 245V246H240ZM64 246V247H63ZM236 247H237V249H238V247H239V250H237L236 249ZM245 247H246V249H245ZM254 248V250H253V248ZM84 247H79L76 251H80V249H81V251L82 252H85L86 251V249H83ZM241 248L243 249V251L241 250ZM248 248V249H247ZM249 248L251 249V250H249ZM53 249V250H52ZM67 249V250H66ZM236 249V250H235ZM235 250V251H234ZM66 251V252H65ZM69 253H68V252ZM88 251V250H87ZM163 251V250H162ZM235 253H234V252ZM250 251H252V252H250ZM239 252V253H238ZM246 252V253H245ZM235 255H234V254ZM242 253V254H241ZM250 253H252V254H250ZM255 253H254V255H255ZM238 254V258H237V260H235L236 259V255ZM241 254V255H240ZM244 254V255H243ZM70 257H69V256ZM236 256V257H235ZM126 257V259H124V261H127V260H130L131 259V257L130 256H128V255H126L125 256ZM149 257V258H148ZM224 257V258H223ZM234 257V258H233ZM20 258V257H19ZM17 259V260H19L20 262H22V260H20V259ZM70 258H71V260H70ZM79 259H81L82 260V258L85 260V258L84 257H82V258H80V257H78ZM142 259V260H141ZM166 260H164L163 262H165V261H168L169 263H172V262H170L171 260L169 259V258H165ZM177 260H178V258H176ZM182 259H184V258H180V260H182ZM73 260V261H72ZM92 261L94 260V259H91ZM91 260H87V261H91ZM99 259H95L92 263L90 262V263H88L87 262V264H100V261L101 260H99ZM230 260H232L231 262H230ZM98 261L99 263H96V262ZM161 261V263H163ZM242 261V260H241ZM103 262V261H102ZM101 262V264H105L106 262H103L102 263ZM167 262V263H168ZM224 262V263H223ZM110 264H116V261H114L113 263H112V261H110L109 262ZM108 263V264H109ZM120 262H117V264H119ZM122 263V262H121ZM159 263H160V259H159ZM159 263H157V264H159ZM160 263V264H161ZM166 262L165 263H163V264H167ZM168 263V264H169ZM226 263V264H227ZM79 264V263H78ZM107 264V263H106Z\"/></svg>","mask_w":264,"mask_h":264},{"label":"bare ground","instance_id":"6f19581e","mask_svg":"<svg viewBox=\"0 0 264 264\" xmlns=\"http://www.w3.org/2000/svg\"><path fill=\"white\" fill-rule=\"evenodd\" d=\"M27 1V0H26ZM37 1V0H36ZM43 1V0H42ZM47 1V0H46ZM46 1H45V3H46ZM53 1V0H52ZM55 1V0H54ZM65 1V0H64ZM94 1V0H93ZM96 2L98 1V0H95ZM100 1V0H99ZM126 1V0H125ZM136 1V4H137V0H134V2ZM140 1H143L144 2V0H140ZM154 1V3H155V0H153ZM157 1V0H156ZM161 1V0H160ZM159 1V2H160ZM163 1V0H162ZM166 1V0H165ZM171 0H167L166 2L168 3V2H170ZM194 1V0H193ZM192 1V2H193ZM200 1H203V0H200ZM206 1V0H205ZM213 1L214 0H212L211 2L213 3ZM215 1H217V0H215ZM44 2V1H43ZM48 2V1H47ZM51 2V1H50ZM50 2H48V3H50ZM59 2V1H58ZM58 2H56V3H58ZM76 2V1H75ZM84 2V1H83ZM88 2V1H87ZM89 2H90V0H89ZM102 2V1H101ZM101 2H99V3H101ZM107 2H109V1H107ZM112 1H110V3H111ZM119 2H121V1H119ZM119 2L117 3V4H119ZM127 2H128V0H127ZM130 2H132L133 3V1H130ZM142 2V3H143ZM148 2H149V0H148ZM147 2V3H148ZM152 2V1H151ZM157 3V4H160V3ZM172 2H175V1H173L172 0ZM188 2V1H187ZM186 2V3H187ZM191 2V4L192 5H194V2H196V1H194L193 3ZM197 2H199V1H197ZM208 2H210V1H208ZM218 2V1H217ZM29 3H31V2H29ZM34 3V2H33ZM52 3V2H51ZM50 3V4H51ZM72 3V2H71ZM90 3H92V2H90ZM142 3H139L138 2V7H137V5L136 4H132L133 6H136V8H140L139 6L140 5H142ZM144 3H146V2H144ZM143 3V5H145ZM153 3V4H154ZM189 3V2H188ZM187 3V4H188ZM211 3V4H212ZM219 3V2H218ZM35 4V3H34ZM38 4V3H37ZM36 4V5H37ZM53 4V3H52ZM84 4H85V2H84ZM94 4V3H93ZM93 4H91V5H93ZM112 4H114V3H111V4H109L110 5V7H112V6H114V5H112ZM151 4V3H150ZM153 4H151V5H153ZM156 4V3H155ZM178 4V2H176V5ZM183 4V3H182ZM185 4V3H184ZM186 4V6H188ZM190 4V3H189ZM259 4L261 5L262 4V1L261 2H259ZM14 5H16V4H14ZM26 5V4H25ZM40 5V4H39ZM59 5V4H58ZM75 5H76V3H75ZM102 6V4H99V5H97V6ZM112 5V6H111ZM129 6L131 5V3L130 4H128ZM131 5V6H132ZM147 5V4H146ZM145 5V6H146ZM149 5V4H148ZM147 6V8H144L145 6H143L142 7V9L144 8V9H148V7H150L151 9L153 8V6ZM162 5H164L163 3H162ZM166 5H168V4H166ZM180 5H181V3H180ZM196 5V6H195ZM194 6L195 7H198V5L199 4H195ZM215 5V4H214ZM213 5V6H214ZM219 4H217V6H218ZM259 5V6H260ZM262 5H264V4H262ZM38 6V5H37ZM42 6H44V4L42 5ZM50 7H51V5H49ZM48 6V7H49ZM56 6V4L54 5V7ZM119 6H121V4H119L118 6H117V8H116V5H115V7H112V8H114L113 10H114V13L116 12V9H119L120 7ZM157 6V5H156ZM160 6V5H159ZM200 6H201V4H200ZM199 6V7H200ZM212 6V7H213ZM216 6V5H215ZM219 6H224V5H219ZM259 6H257V7H259ZM4 7V6H3ZM6 7V6H5ZM15 7V6H14ZM46 7V6H45ZM54 7L52 6L51 8H53L54 9ZM59 7V6H58ZM74 7H76V6H73V10H74ZM77 7H78V5H77ZM119 7V8H118ZM166 8L168 7V6H165ZM164 6H163V8L162 9H164L165 8ZM177 7H178V5H177ZM180 7V6H179ZM178 7V8H179ZM189 7H193V6H188V8ZM203 7H205V9H203V11L204 12H207L208 11V7L206 8V6H203ZM203 7H200V8H203ZM10 8V7H9ZM12 8V7H11ZM31 8V7H30ZM60 8H61V6H60ZM59 8V9H60ZM80 8V7H79ZM91 8H93V7H91ZM96 8V7H95ZM101 8V7H100ZM111 8V9H112ZM149 8V11L151 10ZM159 8V7H158ZM157 7H156V9H158ZM164 9V10H162L161 9V11H160V13L163 11V13L164 12H166V10L167 9ZM169 8V7H168ZM175 8V7H174ZM174 8H172V6L170 7V11H171V9H172V12L174 13V11H173V9ZM177 8V9H178ZM185 8V7H184ZM191 8H189V9H191ZM215 8H217V7H213V9L215 10ZM231 8V7H230ZM260 8H264V7H260ZM44 9V8H43ZM50 9V8H49ZM55 9H57V7H55ZM63 9V8H62ZM68 9V8H67ZM77 9V8H76ZM110 9V10H111ZM124 9V8H123ZM128 9V8H127ZM127 9H125L126 11H127ZM142 9H141V12H142ZM144 9H143V11H144ZM155 9V8H154ZM153 9V10H154ZM213 9H212V11H213ZM236 9V8H235ZM15 10V9H14ZM18 10V9H17ZM22 10V9H21ZM46 10V9H45ZM79 10V9H78ZM81 10V9H80ZM80 10L78 11V12H80ZM96 10V9H95ZM98 10V9H97ZM96 10V11H97ZM133 10H135V8L133 9L132 8V11ZM152 10V11H153ZM159 10L160 9H158V11L156 10V12L158 13L159 12ZM179 10H181V8L179 9ZM185 10H187V9H184V11ZM192 10H193V8H192ZM205 10H207V11H205ZM59 12H57L56 10H55V12L56 13H61V9L60 10H58ZM70 11H71V9H70ZM89 11V10H88ZM112 11V10H111ZM122 11V10H121ZM132 11L130 10V12H129V15H131L132 14ZM140 11V10H139ZM148 10H146V12L148 13L149 12ZM167 11H169V9L167 10ZM183 11V10H182ZM181 11V12H182ZM183 11V12H184ZM190 11V10H189ZM193 11H195V10H193ZM193 11H191V13L190 14H194V12ZM196 11H198V10H196ZM211 11V12H212ZM217 11H219V10H217ZM29 12V11H28ZM38 12V11H37ZM54 12V11H53ZM63 13H64V11H62ZM77 12V13H78ZM94 12V11H93ZM119 12V11H118ZM124 12V11H123ZM134 12H138L137 10L136 11H134ZM154 12V15H156L155 14V11H153ZM153 12H152V14H153ZM193 12V13H192ZM214 12V11H213ZM216 12V11H215ZM258 12V11H257ZM261 12H262V10H261ZM260 12V13H261ZM13 13V12H12ZM32 13H33V11H32ZM72 13V12H71ZM71 13H69V14H71ZM81 13V12H80ZM95 13V12H94ZM99 13V12H98ZM113 13V12H112ZM113 13V14H114ZM122 13V12H121ZM131 13V14H130ZM160 13L159 14H157V17H159L158 15H160ZM169 13V12H168ZM167 13V14H168ZM172 13V14H173ZM177 12H175V14H176ZM187 13V12H186ZM185 13V14H186ZM198 13V12H197ZM196 13V14H197ZM208 13V12H207ZM217 13V12H216ZM237 13V12H236ZM3 14V13H2ZM34 14V13H33ZM53 14V13H52ZM73 14H75L74 12H73ZM79 14V13H78ZM135 14V13H134ZM134 14H133V16H134ZM139 15H140V12L138 13ZM137 14V16L139 17V15ZM170 14V13H169ZM187 14H189V12L187 13ZM204 14V13H203ZM206 14V13H205ZM213 14V13H212ZM26 15V14H25ZM50 15V14H49ZM65 15V14H64ZM66 15H68V14H66ZM80 15H84L85 16V14L84 13H81ZM86 15H87V13H86ZM92 15H93V13H92ZM95 15H96V13H95ZM98 15V14H97ZM100 15H101V13H100ZM119 15V14H118ZM124 14H122L121 15V17L120 18H122V19H119V24H120V21H123V17H125V15H126V18H128L127 17V13L123 16ZM128 15V16H129ZM145 15V14H144ZM147 15V14H146ZM145 15V19H146V17L148 16H146ZM149 15L151 16V13L149 12ZM153 15V16H154ZM162 15V14H161ZM164 15H166V13H164ZM163 15V16H164ZM174 15V14H173ZM172 15V16H173ZM177 15V14H176ZM195 15V14H194ZM198 15V14H197ZM217 15H218V13H217ZM220 15V14H219ZM218 15V16H219ZM230 15L231 14H227L226 16H229L230 17ZM31 16V15H30ZM59 16V15H58ZM70 16V15H69ZM76 16V14L74 15V17ZM104 16V15H103ZM106 16V15H105ZM132 16V15H131ZM132 16V17H133ZM137 16H134L133 18H135V17H137ZM143 15H141V17H142ZM153 16H151V17H153ZM162 16V17H163ZM171 16V15H170ZM172 16H171V19H172ZM187 16V15H186ZM233 17H234V15H232ZM232 16H231V18H232ZM9 17V16H8ZM13 17V16H12ZM21 17V16H20ZM54 17H56V16H54ZM60 17H62L61 15H60ZM68 17V16H67ZM71 17V16H70ZM70 17H68L69 19H71ZM77 17V16H76ZM81 16H79L78 18H80ZM95 17V16H94ZM110 17H112V16H110ZM132 17H131V20H132ZM155 17V16H154ZM153 17V20L154 19H156L157 17H155L154 18ZM161 17V18H162ZM164 17H166V19H167V15L166 16H164ZM174 17V16H173ZM178 17V16H177ZM180 17H182L181 15L179 16V18ZM229 17H225V19L226 18H229ZM248 17H250V16H248ZM258 17V16H257ZM51 18V17H50ZM53 18V17H52ZM64 18V17H63ZM62 18V19H63ZM67 18V19H68ZM85 18V17H84ZM91 18H93V17H91ZM90 18V19H91ZM98 18H100L99 17V15H98V17H97V19L95 18V20H98ZM106 18V17H105ZM104 18V19H105ZM125 18V19H126ZM143 18V17H142ZM148 18V17H147ZM160 18V17H159ZM168 18H169V15H168ZM175 18V17H174ZM178 18V19H179ZM183 18V17H182ZM194 18H196L195 16L193 17V20H194V22L196 21ZM198 18V17H197ZM209 18H210V16H209ZM235 18V17H234ZM234 18H232L233 20H232V22L233 21H235V19ZM57 19V18H56ZM58 19H59V17H58ZM73 19V18H72ZM71 19V20H72ZM74 19H76V18H74ZM83 19V18H82ZM103 18H101L100 20H102ZM107 19H109L108 17L106 18V21L108 22V20ZM111 19V18H110ZM109 19V20H110ZM113 19V18H112ZM111 19V20H112ZM124 19V20H125ZM136 19H138V18H135V21H136ZM158 19V18H157ZM165 19V18H164ZM176 19V18H175ZM174 19V20H175ZM186 18L184 17V20H185ZM187 19H188V16H187ZM191 19V18H190ZM189 19V20H190ZM199 19H201V17H199ZM206 19V18H205ZM230 19V18H229ZM239 19H241V18H239ZM259 19H261V18H258V20ZM33 20V19H32ZM36 20V19H35ZM48 20V19H47ZM79 19H77L76 20V22L78 21ZM89 20V19H88ZM94 20V21H95ZM114 20V19H113ZM112 20V21H113ZM127 21L129 20V19H126ZM126 20L124 21V24H125V22H126ZM131 20H129V21H131ZM141 20V19H140ZM147 20V19H146ZM146 20L144 21L143 19L141 20V21H139V22H145L146 23ZM150 21H151V19H149ZM149 20H147V21H149ZM161 21H162V19H160ZM159 20V21H160ZM173 20V19H172ZM173 20V21H174ZM182 21H183V19H181ZM188 20V21H189ZM192 20V21H193ZM208 20H210V19H208ZM216 20V19H215ZM236 20H238V18L236 19ZM34 21V20H33ZM46 21V20H45ZM51 21V20H50ZM53 21V20H52ZM56 21V20H55ZM58 21V20H57ZM62 21V20H61ZM75 21V20H74ZM85 21V20H84ZM87 21V20H86ZM92 21V20H91ZM103 21V20H102ZM112 21L110 22V23H112ZM116 21V22H117ZM128 21V22H129ZM133 21H134V19H133ZM155 21H157V20H154V22ZM192 21H189L190 23L192 22ZM225 21H227V19L225 20ZM230 21V20H229ZM238 21H240L241 22V20H238ZM243 21V20H242ZM6 22V21H5ZM39 22V21H38ZM48 22H49V20H48ZM59 22H60V20H59ZM64 22V21H63ZM68 22V21H67ZM69 22H71V21H69ZM72 22H73V20H72ZM72 22H71V24H72ZM93 22V21H92ZM97 22V21H96ZM104 22V24H106L105 23V21H103ZM103 22H101V24L103 23ZM117 22V23H118ZM127 22V23H128ZM175 22H176V20H175ZM201 22L202 23H200V24H204L205 23V21H204V23H203V20H201ZM215 22V21H214ZM240 22H237V23H240ZM260 22V21H259ZM30 23V22H29ZM46 23V22H45ZM50 23V22H49ZM55 23V22H54ZM58 23V22H57ZM88 23V21L85 23V24H87ZM90 23V22H89ZM109 23V22H108ZM127 23L125 24V26L127 25ZM133 23V22H132ZM145 23H144V25H145ZM148 23V22H147ZM146 23V24H147ZM151 24H152V22H150ZM150 23H148V26H149V24ZM161 23V22H160ZM163 23V22H162ZM174 23V22H173ZM177 23H179V22H177ZM189 23V24H190ZM198 22H196V24H197ZM227 23H228V21H227ZM226 23V24H227ZM230 23H231V21H230ZM235 22H233V24H234ZM244 23V22H243ZM262 23H264V22H262ZM27 24V23H26ZM31 24V23H30ZM82 24V23H81ZM84 24V23H83ZM92 24V23H91ZM93 24H95L94 22H93ZM98 24V23H97ZM103 24V26L105 27V26H107V25H104ZM131 24V23H130ZM135 24V23H134ZM183 23L181 22L180 23V25H182ZM192 24V23H191ZM232 24V23H231ZM232 24V25H233ZM245 24V23H244ZM256 24V23H255ZM40 25H41V23H40ZM63 25H67V24H63ZM69 25H70V23H69ZM75 25H76V23H75ZM90 25V24H89ZM88 25V26H89ZM111 25V24H110ZM109 25V29H110V27H112L113 25H111L110 26ZM128 25H129V23H128ZM127 25V26H128ZM137 25V24H136ZM153 25V24H152ZM156 25V24H155ZM162 26L164 25L165 26V23L164 24H161ZM166 25H168V24H166ZM228 25V24H227ZM225 26V27H227L228 28V30H229V28H230V24H229V27L228 26ZM5 26H6V24H5ZM10 26V25H9ZM15 26V25H14ZM49 26V25H48ZM82 26V25H81ZM81 26H79V27H81ZM85 26V25H84ZM83 26V27H84ZM87 26V25H86ZM117 26V25H116ZM119 26V25H118ZM131 25H129V27H130ZM132 26H133V24H132ZM131 26V27H132ZM147 26V27H148ZM157 26V25H156ZM160 26V25H159ZM178 27H179V24L177 25ZM190 26V25H189ZM188 26V27H189ZM192 26H193V24H192ZM192 26H190L191 28H192ZM197 26V25H196ZM195 26V28H194V26H193V28H194V30H196V31H194L193 33H195V34H197L198 36H199V34H200V36H201V33H202V31H203V33H204V30H203V28H202V30H200L201 31V33H199L198 34V32L199 31H197L198 30V27H200L199 26V24H198V27H196ZM205 26V25H204ZM256 26V25H255ZM262 26V25H261ZM12 27V26H11ZM25 27V26H24ZM58 27H59V25H58ZM60 27H62V26H60ZM64 27V26H63ZM67 27V26H66ZM72 27L73 28H71V26H69V28H71V30H74V24H72ZM92 27V26H91ZM93 27H95L94 25H93ZM99 27V26H98ZM115 27V26H114ZM129 27H126V28H129ZM136 27V26H135ZM145 27H146V25H145ZM150 28L151 27H153V28H155L154 27V25L153 26H149ZM167 27V26H166ZM169 27H170V25H169ZM181 27H183L182 28V30H184V26H181ZM202 27V26H201ZM213 27V26H212ZM211 27V28H212ZM224 27V26H223ZM234 27V26H233ZM46 28V27H45ZM82 28V27H81ZM87 28V27H86ZM89 28V27H88ZM96 28H97V25H96ZM96 28H95V30H96ZM126 28H125V30H126ZM137 28H138V26H137ZM150 28H149V30H150ZM158 28V27H157ZM191 28H190V30H191ZM193 28H192V30H193ZM208 28V27H207ZM211 28H210V30H211ZM227 28H226V30H227ZM262 28H264V27H262ZM39 30H40V28H39ZM42 30H43V28H42ZM78 30H79V28H78ZM84 30H85V28H84ZM91 30L92 31H94L93 30V28H91ZM91 30H88V31H91ZM99 30H101V27L99 28ZM113 30H114V28H113ZM121 30H122V28H121ZM121 30H120V28H119V30H118V33H119V35H121L120 33H121ZM125 30H123V31H125ZM133 30H134V26H133ZM158 30H159V28H158ZM157 30V31H158ZM166 30H167V28H166ZM174 30H175V28H174ZM189 30V28H188V30H187V28H186V31H190ZM205 30H206V28H205ZM210 30H208V31H210ZM224 30H225V28H224ZM233 30H234V28H233ZM232 30V31H233ZM4 31V30H3ZM18 31V30H17ZM37 31V30H36ZM58 31H59V28H58ZM64 31V30H63ZM67 31H69L68 30V28H67ZM102 31V30H101ZM100 31V32H101ZM116 31H117V28H116ZM115 31V33L117 34V32ZM122 31V32H123ZM127 31H131L130 30V28H129V30H127ZM154 31V30H153ZM165 31V30H164ZM168 31V30H167ZM169 31H171L172 32V26H171V30H169ZM168 31V33H169V39H170V41H171V39H173L175 36V34H173V36L171 37L170 35H172L170 32ZM261 31H264V30H261ZM260 31V32H261ZM62 32V31H61ZM76 32V31H75ZM81 32V31H80ZM86 31H84V33H85ZM96 32V31H95ZM98 32V31H97ZM111 32H113V31H111ZM151 32V31H150ZM160 32H161V30H160ZM213 31H211V33H212ZM235 32V31H234ZM18 34L20 33V32H17ZM16 33V34H17ZM48 33H50V32H48ZM53 33V32H52ZM52 33H50L51 35H54V34H52ZM55 34L56 33H58V32H54ZM66 32L64 31V34H65ZM69 33V32H68ZM67 33V34H68ZM78 33H79V31H78ZM78 33H77V35H78ZM86 33H88V32H86ZM85 33V34H86ZM91 33V32H90ZM114 33V32H113ZM125 33H127V34H129L128 32H125ZM131 33H132V31H131ZM130 33V34H131ZM134 33H135V31H134ZM141 33V32H140ZM155 33V32H154ZM158 33V32H157ZM166 33V32H165ZM172 33H174V32H172ZM177 33V32H176ZM182 33H184L183 31H182ZM188 33V32H187ZM190 33H192L191 31H190ZM193 33H192V35L191 34H189L188 33V35L189 36H192V39H193V37L195 36H193ZM205 33H206V31H205ZM204 33V34H205ZM229 33H231V32H227V34H229ZM44 34V33H43ZM60 34V33H59ZM64 34H63V38H64ZM67 34H65V35H67ZM76 34V33H75ZM84 34V35H85ZM89 34V33H88ZM92 34V33H91ZM124 34V33H123ZM126 34V36H130V37H132L130 34L129 35H127ZM136 34V33H135ZM148 34V33H147ZM162 34H163V32H162ZM185 34V33H184ZM208 33H206V35H207ZM231 34H233V33H231ZM237 34V38H238V32L236 33ZM235 34V35H236ZM243 34V33H242ZM24 35H25V33H24ZM27 35V34H26ZM69 35V34H68ZM71 35V34H70ZM69 35V36H70ZM79 35H81V33L79 34ZM78 35V36H79ZM83 35V34H82ZM84 35L81 37L82 38V42L81 41H79L78 43H83V38H86V36L84 37ZM96 35H98V33L96 34ZM96 35H95V37H96ZM101 34H99V36H98V38L100 37V39H101V37L102 38H106V37H103V36H100ZM104 35V34H103ZM134 35V34H133ZM140 35V34H139ZM142 38L146 35V34H143L142 33ZM168 35V34H167ZM177 35H179V34H177ZM176 35V36H177ZM187 35V36H188ZM203 35V34H202ZM220 35H222V34H220ZM29 36V35H28ZM28 36H24V37H26V39H27V37ZM33 36V35H32ZM39 36H40V34H39ZM45 36V35H44ZM43 36V37H44ZM57 36V35H56ZM59 36H61V35H59ZM58 36V37H59ZM90 36H92V35H90ZM93 36H94V34H93ZM106 36V35H105ZM125 36V34H124V37H126ZM135 36V35H134ZM136 36H138V35H136ZM147 36V35H146ZM145 36V37H146ZM150 36H151V33H150ZM149 36V37H150ZM186 36V35H185ZM198 36H196V37H198ZM199 36V37H200ZM207 36H209V35H207ZM217 36V35H216ZM215 36V37H216ZM17 37V36H16ZM20 37V36H19ZM24 37H22V39L24 38ZM41 37H42V34H41ZM42 37V38H43ZM50 37H52V36H50ZM62 37H60V38H62ZM74 37V36H73ZM72 37V38H73ZM171 37V38H170ZM212 37V36H211ZM218 38H219V35L217 36ZM232 37V36H231ZM231 37H230V39H231ZM240 37V36H239ZM18 38V37H17ZM34 39H35V37H33ZM38 39H39V37H37ZM54 38V37H53ZM63 38H62V40H63ZM68 38V37H67ZM71 38V37H70ZM72 38H71V43L73 42V40H72ZM76 38H77V36H76ZM97 38V37H96ZM117 38V37H116ZM115 38V39H116ZM121 38V37H120ZM136 38V37H135ZM138 38V37H137ZM140 38H141V36H140ZM147 39H148V37H146ZM158 38H159V36H158ZM179 38H180V36H179ZM195 38V37H194ZM207 37H205V39H206ZM221 38V37H220ZM219 38V40H222V38L220 39ZM233 38V37H232ZM30 39V38H29ZM28 39V40H29ZM66 38H64V40H65ZM87 39H89L88 37H87ZM99 39V40H100ZM108 39V38H107ZM106 39V40H107ZM127 39V38H126ZM139 39V38H138ZM137 39V40H138ZM160 40H161V38H159ZM165 39V38H164ZM191 39V38H190ZM197 39V38H196ZM201 39V38H200ZM203 39H204V37H203ZM202 39V42L204 43L205 42V39L203 40ZM208 39V38H207ZM214 39V38H213ZM211 40L209 43H210V47L213 49L212 50V54L214 55V53H216L217 55V57H218V59L220 58L221 60H223V62L221 63L220 62V64H222L221 66V68H222V72H223V74L225 75V73H226V77H224L225 79H223V80H225V81H227L228 82V84H225V85H227V88H226V90H225V92L223 93V94H221V93H219V96H220V98L219 99H221L220 101H221V103L220 104H218L219 106H217V107H219V110H217V112H219V114H218V116L221 118V120H220V122H221V127H223V123H226L225 121H229L230 119H229V116H228V110H229V105H230V102H231V100H232V97L235 95V94H237V92H238V89H237V87L235 86V84H234V82L236 81V77L237 76H240V78L242 79V77L241 76H244V73L243 72H240L238 69H237V67L236 68H234L235 66L234 65H236L237 63H235V64H233L234 62L233 61H239V60H237L236 58V60H234L233 58L235 57V55H232V54H230L229 55V53H232V51H231V49L229 50V51H227L226 49L227 48H225L226 46H224V48L222 49V48H219L218 47V45H220L221 46V44H219L218 43V45H217V43L215 42V40L216 39H214V40ZM239 39V38H238ZM256 39V38H255ZM20 40V39H19ZM25 40V39H24ZM36 40V39H35ZM49 40H50V38H49ZM64 40L63 41H59V44H66L67 42H65L64 43ZM69 40V38L67 39V41ZM94 40H96L97 41V39H93V42H95ZM103 40V39H102ZM111 40V39H110ZM114 39H112V41H113ZM117 40H119V39H117ZM116 40V41H117ZM120 40H122V39H120ZM123 40H125V38L123 39ZM132 40V39H131ZM142 40V39H141ZM154 40H155V38H154ZM160 40H156L157 42H160ZM166 40V39H165ZM165 40H163L162 42L164 43V41ZM185 40V39H184ZM183 40V41H184ZM193 40H195V39H193ZM197 40H199V39H197ZM196 40V41H197ZM236 40V41H235ZM13 41H14V39H13ZM16 41V40H15ZM33 41V40H32ZM31 41V42H32ZM42 41V40H41ZM66 41V40H65ZM105 41V39L102 41V42H104ZM132 41H134V40H132ZM131 41V42H132ZM156 41H154V42H156ZM172 41H174V39L172 40ZM190 41H192V40H190ZM209 41V40H208ZM233 41V40H232ZM231 41V42H232ZM244 41H245V39H244ZM17 42H18V39H17ZM16 42V43H17ZM27 42V41H26ZM38 42V41H37ZM37 42H36V44H37ZM40 42V41H39ZM44 42H47V41H44ZM51 42H53V40L51 41L50 40V43ZM61 42V43H60ZM74 42H75V40H74ZM73 42V43H74ZM86 42V41H85ZM87 42H88V40H87ZM86 42V43H87ZM92 42V41H91ZM91 42L90 43H83V45L85 46V44H86V46L88 45V44H90L91 45ZM100 42V41H99ZM108 42H109V40H108ZM124 42V41H123ZM123 42L121 41V43L123 44ZM128 42H130V40H128ZM130 42V43H131ZM146 43L145 42V39L142 41V43ZM168 42V41H167ZM177 42H179V41H177ZM180 42H182L181 41V38H180ZM188 42V41H187ZM187 42H183V43H187ZM194 42V41H193ZM198 42V44L199 45H201V47H205L206 45H203V43H200L201 41L199 40V41H197ZM197 42H196V44H197ZM226 42V41H225ZM234 42H237V39H234ZM233 42V43H234ZM30 43V42H29ZM33 43V42H32ZM49 42H47V44H48ZM55 43H56V41H55ZM69 43V42H68ZM75 43H77V41L75 42ZM115 43V42H114ZM113 43V44H114ZM125 43V42H124ZM133 43V42H132ZM143 43V44H144ZM161 43V42H160ZM159 43V44H160ZM163 43H161V45L163 44ZM183 43H180L179 44V46H180V48H182L181 46H182V44ZM207 43V46H208V42H206ZM223 43H224V41H223ZM227 43V42H226ZM240 43V42H239ZM252 43V42H251ZM27 44V43H26ZM41 44H45V45H47L46 43H41ZM61 44V45H62ZM102 44V43H101ZM106 44V42H104V44L103 45H105ZM109 44V43H108ZM110 44H111V42H110ZM109 44V47L111 48V46L112 45H110ZM139 44V43H138ZM158 44V45H159ZM173 44V43H172ZM176 44V43H175ZM190 44V43H189ZM188 44V45H189ZM196 44H194V45H196ZM205 44V43H204ZM235 44V43H234ZM238 44V43H237ZM8 45V44H7ZM12 45V44H11ZM16 45H18V44H16ZM42 45V46H43ZM54 45V44H53ZM74 45V44H73ZM100 45V44H99ZM99 45H97V47L99 46ZM117 45V44H116ZM116 45H115V47H116ZM120 45V44H119ZM118 45V46H119ZM129 45V44H128ZM127 45V46H128ZM142 45V44H141ZM141 45H140V48H141ZM144 45H146V44H144ZM157 45V46H158ZM164 45V44H163ZM184 45V44H183ZM186 45V44H185ZM227 45V44H226ZM239 45V44H238ZM240 45H243L242 43H240ZM244 45H245V42H244ZM256 45H257V43H256ZM48 46L50 47V45L48 44ZM57 46H60V45H57ZM77 46V45H76ZM93 46V45H92ZM91 46V47H92ZM106 46V45H105ZM133 46H134V44H133ZM165 46V45H164ZM169 46V45H168ZM178 46V47H179ZM192 45H190V47H191ZM207 46L205 47V48H207ZM229 45H227V47H228ZM235 46H237L236 44H235ZM246 46V45H245ZM244 46V47H245ZM11 47H13V45L11 46ZM18 47H20V46H18ZM25 47V46H24ZM30 47V46H29ZM35 47V46H34ZM33 47V48H34ZM61 47V46H60ZM62 47H63V45H62ZM72 47V46H71ZM79 47H80V44H79ZM87 47H89V46H87ZM90 47V48H91ZM94 47L96 48V44L94 45ZM104 47V46H103ZM102 47V48H103ZM120 48H121V45L119 46ZM123 47V46H122ZM129 47V46H128ZM127 47V48H128ZM132 47V46H131ZM138 47V46H137ZM160 47V46H159ZM170 47V46H169ZM172 47V46H171ZM187 48V46H184V49H182V50H184L185 51V49ZM197 47L199 48L200 46H198L197 45ZM200 47V48H201ZM219 49H218V48ZM223 47V46H222ZM238 47V46H237ZM236 47V48H237ZM242 48H243V46H241ZM240 47V48H241ZM9 48V47H8ZM30 48H32V47H30ZM36 48V47H35ZM34 48V49H35ZM74 48H76V47H74ZM74 48H72V49H74ZM84 48V47H83ZM89 48V49H90ZM94 48V49H95ZM106 48H108V46L106 47ZM118 48V47H117ZM120 48H118V49H120ZM126 48V47H125ZM130 48V47H129ZM154 48H156V47H154ZM153 48V49H154ZM176 48H177V46H176ZM176 48H174V49H176ZM192 48H193V46H192ZM199 48V49H200ZM241 48V49H242ZM18 49V48H17ZM37 49V48H36ZM67 49V48H66ZM68 49H71V48H68ZM71 49V50H72ZM85 49V48H84ZM83 49V50H84ZM87 49V48H86ZM85 49V50H86ZM88 49V50H89ZM97 49V48H96ZM111 49H113V48H111ZM123 48H121L119 51H121ZM131 49V48H130ZM130 49H128V51L130 50ZM142 49V48H141ZM152 49V50H153ZM169 49H172V48H169ZM173 49V50H174ZM191 49V48H190ZM202 49V48H201ZM208 49H209V47H208ZM205 50V51H210V50ZM217 49V50H216ZM240 49V50H241ZM15 50H16V48H15ZM24 50V49H23ZM28 50V49H27ZM41 50V49H40ZM47 50V49H46ZM56 50V49H55ZM54 50V51H55ZM78 50H80V52L82 51L81 49H79L78 48ZM88 50H86V51H88ZM93 50V49H92ZM98 50H101L100 49V46H99V49ZM97 50V51H98ZM115 50H117V49H115L114 48V51ZM126 50V49H125ZM136 50H138V52H139V49H137L136 48ZM150 50V49H149ZM158 50H159V48H158ZM178 50V49H177ZM21 51V50H20ZM29 51V50H28ZM45 51V50H44ZM49 51H51V50H49ZM48 51V52H49ZM65 51V50H64ZM94 51H96V50H93V52ZM105 51H107V53H111V50H109L108 51V49L106 50L105 49ZM127 51V50H126ZM126 51H125V53H126ZM146 51V50H145ZM144 51V52H145ZM154 51V50H153ZM157 51V50H156ZM156 51H154V52H152V53H156ZM160 51V50H159ZM179 51V50H178ZM178 51H177V53L176 54H178ZM187 52L189 51L188 49L186 50ZM193 51V50H192ZM192 51H191V53H192ZM194 51H195V49H194ZM193 51V52H194ZM201 51H203V50H201ZM214 51H216V52H214ZM231 51V52H230ZM238 51V53H239V56H241L240 58H242V55H240L241 54V51H239V50H237ZM256 51V50H255ZM8 52V51H7ZM19 52V51H18ZM31 52V51H30ZM33 53H34V51H32ZM47 52V51H46ZM47 52V54H49ZM52 52V51H51ZM60 52V51H59ZM62 53H64L63 51H61ZM66 52L67 51H65V54H66ZM71 52V51H70ZM83 52V51H82ZM90 52V50L88 51V53ZM103 52H104V50H103ZM123 52V51H122ZM132 52V51H131ZM140 52H141V50H140ZM175 51H173V53H174ZM196 52V51H195ZM198 52V51H197ZM16 53V52H15ZM23 53H26V52H24L23 51ZM37 55H38V53L37 52H35ZM57 53V52H56ZM68 53V52H67ZM86 53V52H85ZM99 53H101V51L99 52ZM99 53H98V55H99ZM120 53V52H119ZM124 53V54H125ZM135 53H137V52H135ZM151 53V54H152ZM162 53H164V51L162 52ZM170 53V52H169ZM185 53V52H184ZM189 53V52H188ZM199 53V52H198ZM203 53H205V52H203ZM19 55H20V53H18ZM21 54H22V52H21ZM47 54H45L44 53V55H41V54H39V55H41L42 57L43 56H47ZM53 54H55V52L53 53ZM52 54V55H53ZM59 54V53H58ZM87 54V53H86ZM86 54H83V55H85L86 56ZM95 54V55H94ZM101 54H103V53H101ZM101 54H100V56H101ZM104 54H106V53H104ZM120 54H122V53H120ZM123 54V55H124ZM142 54V53H141ZM145 54V53H144ZM150 54V55H151ZM175 54V55H176ZM181 54L183 55V52H181ZM187 54V53H186ZM197 54V53H196ZM202 54V53H201ZM207 54V53H206ZM25 55H28V54H25ZM52 55H50V56H52ZM55 55H57V54H55ZM60 55V54H59ZM64 55V54H63ZM88 55V54H87ZM90 55H91V52H90ZM90 55H88V56H90ZM93 55L97 58L98 56L96 55V53L94 52L93 53ZM107 55V54H106ZM105 55V56H106ZM109 55V54H108ZM107 55V56H108ZM110 55H112L113 57H114V59H115V56H114V54L113 53H111ZM116 55V54H115ZM126 55H127V53H126ZM125 55V56H126ZM136 55V54H135ZM155 55V54H154ZM159 55V54H158ZM161 55V54H160ZM167 55V54H166ZM174 55V56H175ZM187 55H189V54H187ZM208 55H209V53H208ZM22 56V55H21ZM20 56V57H21ZM49 56V55H48ZM47 56V57H48ZM66 56V55H65ZM69 56H70V54H69ZM94 56H93V58H94ZM100 56H99V58H100ZM106 56V57H107ZM112 56H109V57H107L108 59L110 58V57H112ZM132 56H134V54L132 55ZM142 56V55H141ZM140 56V57H141ZM171 56V55H170ZM198 56H199V54H198ZM211 56L212 55H210V58H207L208 60L206 61V62H208L209 63V60L210 59H212L211 58ZM234 56V57H233ZM239 56H237L238 58H239ZM254 56V55H253ZM17 57H19V56H17ZM23 58H24V56H22ZM26 57V56H25ZM28 57V56H27ZM27 57L25 58V60L27 61ZM30 57V56H29ZM28 57V58H29ZM54 57V56H53ZM57 57V56H56ZM58 57H60V56H58ZM62 57V56H61ZM102 57V56H101ZM113 57H112V60L111 61H113L114 59H113ZM124 57V56H123ZM135 57V56H134ZM143 57V56H142ZM166 57V56H165ZM173 57V56H172ZM176 57V56H175ZM183 57V56H182ZM186 57V56H185ZM184 57V58H185ZM197 56H195L194 58H196ZM200 57V56H199ZM206 57V56H205ZM214 57V56H213ZM22 58V59H23ZM39 58V57H38ZM86 58V57H85ZM84 58V59H85ZM90 58H92V56H90ZM98 58V59H99ZM103 58V57H102ZM102 58H100L99 60H101ZM120 58V57H119ZM128 58V57H127ZM133 58V57H132ZM150 58H153V57H151L150 56ZM157 58V57H156ZM174 58V57H173ZM172 58V59H173ZM178 58H180V57H178ZM193 58V57H192ZM239 58V59H240ZM255 58V57H254ZM14 59V58H13ZM33 59V58H32ZM31 59V61H33V62H35V63H33V65L32 66H34V64H36V61H34V60H32ZM83 59V60H84ZM87 60L89 59V58H86ZM104 59V58H103ZM108 59H107V62L109 63V61H108ZM111 59V58H110ZM121 59H122V57H121ZM139 59L140 58H138V61H139ZM165 59V58H164ZM169 59H170V57H169ZM176 59H177V57H176ZM176 59H174V63H175V61H178V59L176 60ZM183 59V58H182ZM181 59V60H182ZM186 59H188V58H186ZM199 58H197V60H198ZM217 59V58H216ZM216 59H212V62H215L214 60H216ZM12 60V59H11ZM37 60V59H36ZM39 60V59H38ZM41 60V59H40ZM44 59H42L41 61H43ZM87 60H86V62H87ZM124 59H122V62H123V64L126 62H124L123 61ZM132 60V59H131ZM130 60V61H131ZM153 60H155L154 58H153ZM152 60V61H153ZM166 60V59H165ZM171 60V59H170ZM258 60V59H257ZM18 61H19V58H18ZM46 61V60H45ZM72 61V60H71ZM70 61V62H71ZM75 61V60H74ZM74 61H72V63H74ZM78 61V63H80L79 62V60H76V62ZM95 61V65L98 67V65L100 64H102V63H99L98 64V62H96V59L95 60H93V62ZM102 61V60H101ZM101 61H99V62H101ZM105 61V60H104ZM104 61H102L103 62V64H105V62ZM115 61V60H114ZM138 61H137V63H138ZM157 61V60H156ZM160 62H161V60H159ZM158 61V63H160ZM167 61V60H166ZM166 61H163L162 60V62H166ZM171 61H173V60H171ZM184 62H186V60L184 59L183 60ZM188 61V60H187ZM192 60H191V58H190V62H191ZM196 61V60H195ZM194 61V62H195ZM199 61V60H198ZM202 61H205V60H201V62ZM220 61V60H219ZM251 61V60H250ZM2 62V61H1ZM11 62H14L13 60L11 61ZM10 62V63H11ZM44 62V61H43ZM47 62H50V61H48L47 60ZM51 62H52V60H51ZM84 62V61H83ZM92 63L93 64V62H92V60H90L89 62H87V63H85V64H87V65H89V63ZM106 62V64H108ZM128 62V61H127ZM133 62H134V60H133ZM136 62V61H135ZM134 62V63H135ZM150 62V61H149ZM155 62V61H154ZM168 62V61H167ZM179 62V61H178ZM177 62V63H178ZM190 62H188L187 64H190L191 65V63ZM193 62V63H194ZM197 62V61H196ZM200 62V63H201ZM216 62H217V60H216ZM8 63V62H7ZM22 62H20V64H21ZM53 64L55 63V62H52ZM60 63V62H59ZM58 63V64H59ZM64 63V62H63ZM77 63V65H80V64H82V63H80V64H78ZM91 63H90V65H91ZM114 63V62H113ZM113 63H110V65L111 64H113ZM117 63V62H116ZM121 63V62H120ZM136 63V64H137ZM153 63V62H152ZM171 63V62H170ZM169 63V64H170ZM182 63V62H181ZM180 63V64H181ZM193 63H192V65H191V67L189 68L190 70H191V68H192V66H194L193 65ZM199 63V64H200ZM218 63V62H217ZM239 63H241V62H239ZM258 63V62H257ZM9 64V63H8ZM7 64V65H8ZM13 64H15V63H13ZM18 64V63H17ZM72 65L71 63H69L68 62V64H66V65ZM85 64H82V65H85ZM103 64H102V66H100L99 65V67H102V69L104 68L103 67ZM122 64V63H121ZM126 64V63H125ZM165 65V63H162V64H160V65ZM169 64H167L166 66H168ZM184 64V63H183ZM187 64H184V65H187ZM197 64V63H196ZM195 64V65H196ZM203 64V63H202ZM216 64V63H215ZM1 65V64H0ZM16 65V64H15ZM24 65H26L25 63H24ZM37 65V64H36ZM35 65V66H36ZM44 65V64H43ZM43 65H41V67H43ZM57 65V64H56ZM62 65H65V64H62ZM62 65L61 66H59L58 68H60V70L59 71H62L61 69L63 68L62 67ZM74 65H76V63H74ZM87 65H85L87 68L89 67V69H90V67L92 66H87ZM109 65V66H110ZM114 65V64H113ZM127 65V64H126ZM152 65V64H151ZM157 65V64H156ZM177 65H179V64H177ZM207 65H209V66H211V64L209 63V64H207ZM217 65H219V64H216L215 66H217ZM241 65V64H240ZM239 65V66H240ZM258 65V64H257ZM12 66V65H11ZM11 66H9L8 65V67H10V68H13V67H11ZM22 66V67H21ZM20 66V69L22 70L23 69V65H21ZM31 66V67H32ZM39 65H37V67H38ZM46 67H48V65H45ZM44 66V67H45ZM53 66V65H52ZM73 66V65H72ZM71 66V67H72ZM109 66H107V67H109ZM117 66V65H116ZM119 66H120V64H119ZM119 66H117L118 67V69L120 70L121 68H119ZM123 66V65H122ZM122 66H120V67H122ZM133 66H135V64L133 65ZM148 66V65H147ZM146 66V67H147ZM176 66V65H175ZM174 66V67H175ZM198 66V65H197ZM195 67V69L196 68H199L200 66H202V65H199V67ZM204 66V65H203ZM220 66V65H219ZM19 66H17V68H18ZM25 67L26 66H24V69H25ZM30 67V66H29ZM37 67H35V68H37ZM51 67V66H50ZM49 67V68H50ZM55 67V66H54ZM66 68H67V66H65ZM65 67H64V69H65ZM68 67H70V66H68ZM82 67V66H81ZM80 67V68H81ZM124 67V66H123ZM122 67V68H123ZM128 67H129V65H128ZM158 67H159V65H158ZM157 67V68H158ZM162 67V66H161ZM164 67V66H163ZM169 67V69H170V66H168ZM171 67H172V65H171ZM176 67H178V66H176ZM16 68V67H15ZM28 68V65H27V67H26V69ZM39 68V67H38ZM74 68H76V67H73L72 69H74ZM84 68V67H83ZM86 68V69H87ZM96 68V67H95ZM111 68H112V66H111ZM150 68V67H149ZM160 68V67H159ZM186 68H187V66H186ZM205 68H207L206 66H204V69ZM211 68V67H210ZM218 68V67H217ZM220 68V67H219ZM220 68V69H221ZM3 69V68H2ZM25 69V70H26ZM30 69H34V67H32V68H30ZM46 69V68H45ZM51 69H53V67L52 68H50L49 70L48 69H46V70H48V71H50ZM63 69V70H64ZM78 69V68H77ZM89 69H88V73L90 72L91 73V71H92V67H91V71H89ZM94 69V68H93ZM107 69V68H106ZM133 68H131V70H132ZM145 69H148V67L147 68H145ZM155 69V68H154ZM166 69V68H165ZM179 69H180V65H179ZM178 69V70H179ZM182 69L183 68H181V71H182ZM188 69V68H187ZM189 69H188V72H189ZM199 69H201V68H199ZM241 69V68H240ZM1 70V69H0ZM4 70V69H3ZM8 70V69H7ZM19 70V69H18ZM68 70H70L71 71V68L70 69H68ZM95 70V69H94ZM160 70V69H159ZM163 70V69H162ZM166 70H168V68L166 69ZM173 71H176L175 70V68L174 69H172ZM194 70V69H193ZM197 70V69H196ZM207 70V69H206ZM209 70H214V68H211V69H209ZM218 70V69H217ZM2 71V70H1ZM6 71V70H5ZM12 71V70H11ZM10 71V72H11ZM16 71V70H15ZM24 71V70H23ZM31 71V70H30ZM39 70H37V72H38ZM47 71V72H48ZM53 71H57V70H55V68L53 69ZM81 71V70H80ZM79 71V72H80ZM103 71V70H102ZM101 71V69H100V72H102ZM104 71H105V68H104ZM107 71H108V69H107ZM117 71V70H116ZM115 71V72H116ZM146 71V70H145ZM144 71V72H145ZM156 71H158L157 69H156ZM169 71V70H168ZM172 71V72H173ZM34 72H35V69H34ZM64 72V71H63ZM73 72V71H72ZM79 72H74V74L75 73H78L79 74V76H80V74L81 73H79ZM94 72V71H93ZM97 73H95L96 75H99V74H102V76H103V73H98V71H96ZM114 72V73H115ZM127 72V71H126ZM146 72H150V71H146ZM155 72V71H154ZM163 72H164V70H163ZM167 72V71H166ZM194 72V71H193ZM219 72V71H218ZM217 71H216V76H218L217 75V73H218ZM1 73V72H0ZM2 73H3V71H2ZM5 73V72H4ZM4 73H3V75H4ZM17 73V72H16ZM31 73V72H30ZM36 73V72H35ZM40 74H41V76L43 75V72H39ZM46 73V72H45ZM65 73V72H64ZM68 73H69V71H68ZM68 73H67V71H66V74L68 75ZM83 73H85V72H83ZM86 73H87V70H86ZM87 73V74H88ZM142 73V72H141ZM147 73V74H148ZM152 73V72H151ZM151 73H149V74H151ZM160 73H162V72H160ZM168 73V72H167ZM170 73V72H169ZM175 73V72H174ZM186 73V72H185ZM195 73H196V71H195ZM204 73H205V71H204ZM204 73H202V71H201V73H200V75H202V74H204ZM210 73V72H209ZM213 74H214V71L212 72ZM7 74V73H6ZM15 74V73H14ZM34 74V73H33ZM36 74H38V73H36ZM49 74V73H48ZM53 74V77H55L54 76V73H52ZM61 74V73H60ZM70 74V73H69ZM86 74V75H87ZM92 74V73H91ZM111 74V73H110ZM123 74H125L126 75V73H123ZM144 74H146V73H144ZM148 74V75H149ZM176 74H178V73H176ZM176 74H175V76H176ZM181 74V73H180ZM188 74V73H187ZM187 74H186V76H187ZM198 74V73H197ZM221 73H219V75H220ZM262 74H264V73H262ZM9 75V74H8ZM8 75H6L7 77H9ZM46 75H47V73H46ZM45 75V76H46ZM55 75H56V73H55ZM57 75H58V73H57ZM56 75V76H57ZM76 75V74H75ZM75 75H73V76H75ZM85 75V74H84ZM86 75L84 76V77H86ZM107 75H109V74H107ZM122 75V74H121ZM120 75V76H121ZM152 75V74H151ZM155 75H157L156 73H155ZM154 75V76H155ZM160 75V74H159ZM162 75V74H161ZM160 75V76H161ZM165 75V74H164ZM170 75V74H169ZM174 75V74H173ZM172 75V77H174ZM205 75H207L208 76V74H205ZM223 75V76H224ZM17 76V75H16ZM29 76H31V75H29ZM41 76H39V77H41ZM44 76V75H43ZM50 76H51V74H50ZM63 76V75H62ZM77 77H78V75H76ZM91 76H95V75H91ZM124 76V75H123ZM123 76H121L120 78H122ZM140 76V75H139ZM153 76V75H152ZM151 76V77H152ZM160 76H159V80L161 79L160 78ZM163 76V75H162ZM165 76H168V75H165ZM165 76H164V78H165ZM194 76V75H193ZM199 76V75H198ZM5 77V76H4ZM33 77H35V76H33ZM32 77V78H33ZM65 77V76H64ZM81 77V76H80ZM83 77V78H84ZM109 77V76H108ZM158 77V76H157ZM195 78H196V75L194 76ZM201 77V76H200ZM209 78H210V80H211V77L210 76H208ZM18 78V77H17ZM27 78H28V76H27ZM26 78V79H27ZM31 78V79H32ZM42 78V77H41ZM43 78H45V79H47V76L46 77H43ZM50 78V77H49ZM58 79L57 80H59V77H57ZM62 78V77H61ZM65 78H67V77H65ZM75 78V77H74ZM79 78V77H78ZM82 78V77H81ZM87 78H89V75H88V77ZM98 78V77H97ZM145 77H142V79H144ZM167 78H169V77H167ZM166 78V79H167ZM176 78V77H175ZM178 78H179V76H178ZM183 78H185V77H183ZM202 78V77H201ZM201 78H199V81H197V83H199L200 82V80H201ZM208 78V79H209ZM222 78V77H221ZM221 78H219V79H221ZM244 78H245V76H244ZM7 79V78H6ZM22 78H20V80H21ZM29 79H30V77H29ZM94 79V78H93ZM138 79V78H137ZM136 79V80H137ZM191 79H192V77H191ZM203 79V78H202ZM205 79H206V77H205ZM216 79H218V77L216 78ZM241 79H239V81L241 80ZM255 79V78H254ZM10 80V79H9ZM11 80H12V78H11ZM10 80V81H11ZM43 80V79H42ZM60 80H63V78L62 79H60ZM69 80H73V78H69ZM77 80V79H76ZM90 80H92V79H90ZM114 80H116V79H114ZM120 80V79H119ZM135 80V79H134ZM141 80V79H140ZM148 80H151L152 81V79H149L148 78ZM148 80H145V81H148ZM162 80H163V77H162ZM170 81H171V79H169ZM169 80L167 81L168 83L166 84V85H168L169 86ZM176 80V79H175ZM177 80H179V79H177ZM182 80V79H181ZM181 80H179V81H181ZM193 80H197V79H193ZM192 80V81H193ZM222 80V79H221ZM243 80L244 79H242V84H243ZM246 80H247V77H246ZM26 81V80H25ZM31 81V80H30ZM51 81V80H50ZM54 81V80H53ZM64 81V80H63ZM118 81V80H117ZM132 81V80H131ZM131 81H129V82H131ZM150 81V82H151ZM153 81H155V80H153ZM153 81L151 82V84L153 83ZM157 81V80H156ZM203 81H205L204 79H203ZM206 81H208V80H206ZM220 81V80H219ZM225 81H221V82H224V83H226ZM249 81V80H248ZM0 82H1V80H0ZM12 83L14 82V81H11ZM23 82V81H22ZM62 82V81H61ZM107 82V81H106ZM111 82V81H110ZM139 82V81H138ZM162 83H164L163 81H161ZM166 82V81H165ZM174 82V81H173ZM173 82H171L172 84H173ZM194 82V81H193ZM201 82H202V80H201ZM246 82V81H245ZM244 82V83H245ZM48 83V82H47ZM50 83V82H49ZM68 83V82H67ZM109 83V82H108ZM112 83H113V81H112ZM126 83V82H125ZM133 83H134V81H133ZM141 83H142V81H141ZM141 83H138V85L139 86H142L141 88H145L146 87V82L144 83V80H143V83L144 84H146L145 85V87H143L144 85H140ZM149 83V82H148ZM176 83H177V81H176ZM183 83V82H182ZM181 83V84H182ZM203 83H206V82H203ZM211 83V82H210ZM216 83V82H215ZM215 83L213 84V86L215 85ZM246 83H248V82H246ZM245 83V84H246ZM51 84V83H50ZM57 85H58V82L56 83ZM62 84V83H61ZM74 84H77V83H74ZM81 84V83H80ZM84 84V83H83ZM82 84V86H85V85H83ZM86 84V86H87V83H85ZM106 84V83H105ZM109 84H111V83H109ZM155 84V83H154ZM157 84V83H156ZM184 84V83H183ZM182 84V85H183ZM188 84V83H187ZM202 84V83H201ZM201 84L199 85V86H201ZM241 84V85H242ZM4 85V84H3ZM3 85L1 84L0 86L1 87H3ZM6 85V84H5ZM4 85V87H5V89H6V86ZM11 85V84H10ZM12 85H16V84H12ZM11 85V86H12ZM22 85H24V84H22ZM54 85V84H53ZM69 85H71L70 86V88L71 87H75V89H76V87L77 86H72V84H69ZM68 84H67V86H69ZM78 85V84H77ZM95 86H96V84H94ZM93 85V86H94ZM102 85H103V83H102ZM124 85V84H123ZM123 85H122V88H123ZM127 85H129V84H127ZM133 86L135 85L136 86V84H132ZM138 85L136 86V87H138ZM178 86H179V84H177ZM182 85H180L179 87H181ZM191 85V84H190ZM193 86H194V84H192ZM217 85V84H216ZM244 85V84H243ZM250 85V84H249ZM249 85H247V87L249 86ZM13 86V87H14ZM25 86V85H24ZM38 86V85H37ZM59 86V85H58ZM66 86V85H65ZM67 86H66V88H67ZM80 86V85H79ZM109 86V85H108ZM107 86V87H108ZM111 86V85H110ZM126 86V84L124 85V88H126L125 87ZM150 86V85H149ZM148 86V87H149ZM154 86V85H153ZM156 86V85H155ZM153 87L154 89H153V91H154V95H155V88H157V87ZM165 86V85H164ZM172 86V85H171ZM170 86V87H171ZM210 86H211V84H210ZM262 86V85H261ZM8 87V86H7ZM18 88L19 86L18 85H16L15 86V88ZM31 87V86H30ZM45 87V86H44ZM48 87V86H47ZM51 87H53V86H51ZM59 87H61V86H59ZM88 88H89V85L87 86ZM130 87V86H129ZM160 87V84H159V86H158V88ZM186 87V86H185ZM191 87V86H190ZM226 87V86H225ZM224 87V88H225ZM240 87H242V86H240ZM245 87H246V85H245ZM252 87V86H251ZM20 88V87H19ZM22 88H23V86H22ZM41 88V87H40ZM49 88V87H48ZM54 88V87H53ZM53 88H50V89H53ZM82 88V87H81ZM81 88H79L78 87V89H81ZM84 88V87H83ZM86 88V87H85ZM91 89H92V86L90 87ZM89 88V89H90ZM96 88H100V89H102V87L100 86V84H99V86H97ZM119 89H121V86L120 87H118ZM118 88H116V91H115V96H116V93H117V89ZM139 88V87H138ZM140 88V89H141ZM152 88V87H151ZM161 88H165V87H163V85H162V87ZM166 88H167V86H166ZM182 88V87H181ZM215 88V86L213 87V89ZM249 88V87H248ZM2 88H0V90H1ZM21 89V88H20ZM20 89H19V92H20ZM26 89H28V91L31 89H29L28 87L26 88ZM34 89V88H33ZM46 90H47V88H45ZM49 89V90H50ZM72 89V88H71ZM94 90H95V88H93ZM103 89H104V87H103ZM118 89V90H119ZM127 89V88H126ZM126 89H124V90H126ZM131 89V88H130ZM146 89L147 88H145L144 90L146 91ZM150 89V88H149ZM170 89H172V88H170ZM173 89H175V88H173ZM180 89V88H179ZM185 89V88H184ZM198 89V88H197ZM209 89V88H208ZM212 89V88H211ZM247 89V88H246ZM245 89V90H246ZM250 89V88H249ZM3 90V89H2ZM6 90H8V88L6 89ZM11 90V89H10ZM55 90V89H54ZM60 90V89H59ZM67 90H68V88H67ZM93 90V91H94ZM97 90V92L99 93V89H96ZM113 90V89H112ZM122 90V89H121ZM138 90V89H137ZM136 90V91H137ZM148 90V89H147ZM157 91H158V89H156ZM187 90V89H186ZM188 90H189V88H188ZM202 90V89H201ZM205 90H206V88H205ZM204 90V91H205ZM240 90H241V88H240ZM248 90V89H247ZM253 90V89H252ZM5 91V90H4ZM12 91H13V89H12ZM36 91H37V89H36ZM51 91H53V90H51ZM72 91V90H71ZM75 91H78V90H75ZM101 91V90H100ZM104 91V90H103ZM109 91V90H108ZM111 91V90H110ZM109 91V92H110ZM114 91V90H113ZM113 91H111V93L113 92ZM132 91V93H134V92H136L135 90H134V92H133V89L131 90ZM130 91V92H131ZM149 91V90H148ZM167 91H168V88H167ZM170 91H172V90H170ZM169 91V92H170ZM176 91H177V89H176ZM192 91V90H191ZM203 91V90H202ZM216 91H218L219 92V90L217 89ZM243 91V90H242ZM1 92H3V91H0V93ZM5 92H7V91H5ZM24 92V91H23ZM26 92V91H25ZM38 92H40V91H38ZM42 92V91H41ZM40 92V93H41ZM62 92V91H61ZM96 91H95V93H97ZM102 92V91H101ZM100 92V93H101ZM119 92H120V90H119ZM118 92V93H119ZM122 92H123V90H122ZM126 92H129V91H126ZM129 92V93H130ZM159 92V91H158ZM174 92V91H173ZM183 92H184V90H183ZM185 92H187V91H185ZM185 92H184V94H185ZM189 92V91H188ZM223 92V91H222ZM68 93H70V92H68ZM77 93H79V92H77ZM93 93V92H92ZM129 93H125V96H126V94L128 95ZM147 93L148 92H146V96H148V95H150V93L147 95ZM180 93H181V91H180ZM190 93V92H189ZM191 93H193V92H191ZM190 93V94H191ZM202 93V92H201ZM212 93V92H211ZM214 93V92H213ZM244 93H246L245 91H244ZM244 93H242L241 94V92H240V94H241V97L238 99V101H237V104H236V106H235V111H234V116L232 117V119H231V121L233 122V124H232V128H231V134H233V135H235L236 134V131H237V127L240 125V124H238V123H241L242 121H243V119H244V121H243V123L245 122V126H244V130H243V128H242V131L244 132L242 135V137H240V138H238V139H235V140H238L237 141V143L239 142L240 143V149H243V150H245V152H244V155H243V157H242V155H240L241 157H242V159L244 160L243 162L245 163V164H247V166H245V167H242V166H240L241 167V170H236L237 172H236V175L235 176H233L234 178H237L240 174H241V172H242V175H243V179H242V182H241V184L238 186V188H234V193H233V195H232V200L231 201H229V202H227V201H225V199L222 197V199L224 200H222L223 201V206H222V208H220L218 211H220V213L221 212H223L224 213V215H229L230 217H231V215L229 214V213H231V212H234V211H236V210H238L239 209V207L241 206V201L243 202L244 201V199H246V198H249L250 196L252 197L253 196V194H255L256 193V190H258V192H259V190L262 188V185H261V175H262V172H264V169H261L260 171H259V173H258V176L257 177H255L254 179H252L251 178V174H253L254 173V168L256 167H254L253 168V161H252V155L254 154V153H257L258 154V156H259V158H258V160H257V162L258 161H260V162H264V161H262V160H264V137H262V136H264V135H260V132L259 131H257V130H261L262 129V126L259 124V123H256L255 121H253L254 120V118L257 116L256 115V109L254 108L255 106H254V104L251 102V101H247L245 98H244ZM252 93H253V91H252ZM3 95H5L6 93H2ZM1 94V95H2ZM11 94L12 95H14V91H13V93H11V91H10V96H11ZM22 94V93H21ZM44 94V93H43ZM71 94V93H70ZM84 94H86V93H84ZM114 94H113V96H114ZM144 94V93H143ZM153 94V93H152ZM160 95H161V92L159 93ZM174 94V93H173ZM176 94V93H175ZM187 94V93H186ZM215 94H218V93H216L215 92ZM262 94H264V93H262ZM3 95H2V97H3ZM7 96H9L8 94H6ZM16 95V94H15ZM14 95V96H15ZM26 95V94H25ZM66 95V94H65ZM94 95V94H93ZM97 95V94H96ZM110 95V94H109ZM120 93H119V97H120ZM144 95V96H145ZM163 95V94H162ZM172 95V94H171ZM170 95V96H171ZM187 95H189V94H187ZM196 95V94H195ZM202 95L203 94H201V96L199 97L200 99H201V97H202ZM207 95V94H206ZM214 95V94H213ZM24 96V95H23ZM34 96H36L35 94H34ZM44 96H45V94H44ZM46 96H47V94H46ZM67 96V95H66ZM101 96V95H100ZM111 96V95H110ZM114 96V98H116V99H118L117 98V96H118V94H117V96L115 97ZM140 96V95H139ZM143 95L141 94V98H139V99H142L143 97H142ZM157 96V95H156ZM164 96H166L165 95V93H164ZM170 96H169V98H170ZM173 96H175V95H173ZM176 96H178V92H177V94H176ZM181 96V94L179 95V97ZM184 96V95H183ZM190 97L192 96V95H189ZM193 96H194V94H193ZM12 97V96H11ZM11 97H7V98H11ZM18 97V96H17ZM16 97V100H18V98ZM53 97V96H52ZM99 97V96H98ZM124 97V96H123ZM135 97H137V96H135ZM149 97V96H148ZM178 97V98H179ZM189 97V98H190ZM195 97V96H194ZM205 97V96H204ZM210 97H212V96H210ZM246 97V96H245ZM37 98H39L38 96H37ZM37 98L35 99V100H37ZM48 98V97H47ZM69 98H72V97H70L69 96ZM100 98V97H99ZM109 98V97H108ZM113 97H111V99H112ZM122 98V97H121ZM133 99H134V97H132ZM152 98H154V97H152ZM172 98H174V97H172ZM182 98H184L185 99V97H182ZM188 98V96H187V98L186 99H189ZM214 98V97H213ZM216 98V97H215ZM5 99V98H4ZM28 99H29V96H28ZM27 99V100H28ZM40 99V98H39ZM50 99V98H49ZM54 98H51V100H53ZM57 99H59L58 97H57ZM75 99H77V98H75ZM95 99V98H94ZM106 99V98H105ZM104 99V100H105ZM131 99V98H130ZM135 99H137V98H135ZM138 99V100H139ZM168 99V98H167ZM194 99V98H193ZM253 99V98H252ZM3 100V99H2ZM15 101V99H12L11 98V101ZM31 99H29V101H30ZM35 100H32L31 102H33V101H35ZM74 100V99H73ZM78 100V99H77ZM100 100V99H99ZM103 100V99H102ZM138 100H137V103H136V105L138 106V104H141V103H143L142 101L140 102V103H138ZM154 100V99H153ZM156 100H158V99H156ZM160 100V99H159ZM179 100H180V98H179ZM189 100H191V99H189ZM198 98L196 99V101L198 102ZM211 100H212V98H211ZM9 101V100H8ZM7 101V102H8ZM18 101H20V100H18ZM59 101H61V98L59 99ZM62 101H63V99H62ZM62 101H61V103H62ZM65 101V100H64ZM64 101H63V103H62V106H63V109H64V106H68V102H65V104H67V105H63L64 104ZM82 101V100H81ZM109 101H111L110 99H109ZM121 101V100H120ZM124 102H126L127 101V99L126 100H123ZM130 100L128 99V101H127V103L129 102ZM131 101H132V99H131ZM136 101V100H135ZM144 101V100H143ZM148 101H149V98H148ZM172 101V99L170 100V102ZM176 101H178L177 100V97H176ZM183 101V100H182ZM186 101V100H185ZM188 101V100H187ZM193 101V100H192ZM201 101H202V99H201ZM205 101V100H204ZM207 101H208V99H207ZM206 101V102H207ZM215 101V100H214ZM23 102V101H22ZM42 103H43V101H41ZM46 102V101H45ZM50 102V105H51V101H49ZM54 102V101H53ZM56 102V101H55ZM89 102H91V101H89ZM89 102H86V103H89ZM98 103V99L94 102V103ZM133 102V101H132ZM154 102H156V101H154ZM175 102V101H174ZM184 102V101H183ZM194 102V104H195V101H193ZM203 102V101H202ZM10 102H8L7 104L6 103H4V102H2L1 101V97H0V113H2V116L4 117H2L3 118V120L5 119L8 123H7V128H9V127H12V128H15L17 131H18V136L16 135V133H14L16 136H17V139L19 140V138L21 137L22 138V140H20V142L24 145L23 147H26L28 150H24V148H22L20 145H19V143H17L16 141H14V139H13V141H14V145H16L17 147H19L21 150H20V154L19 155H15V154H13V153H10V151L8 150L9 149V144H6L2 139H1V137H0V264H68V263H66V262H64V261H62V260H60L61 258H60V256H57V255H59V253L56 255V254H54V255H49L48 253H47V247L49 246V247H53L54 249H55V251L57 250H61V248H59V246H57V245H55V244H53L52 243V241H51V238H53V239H57V241L56 240H54L56 243H58V240H61V239H59V238H61L62 237V241H60V242H64V244H65V246L66 245H68V244H71L72 245V249H73V246H74V248L76 247V250L79 248V247H84L83 249H86V251L85 252H82L81 251V249H80V251H76L75 249H73L72 251H70L69 249H71L70 247H67L68 248V251L69 252H71V254L69 253V255H71L72 256V258H73V262H75L76 260H77V262L79 263V264H87V262L88 263H92L95 259L97 260V259H99V260H101L100 261V264H101V262L103 261V262H106L107 264L110 262V261H112V263L114 262V261H116V264H117V262H120L119 264H157V263H159V259H160V263H161V259H163V258H160V257H156V258H153L152 260H149V261H138L139 260V258H142V259H144L145 258V256H152L151 254H155V253H158V252H160V253H162V252H164L165 250H167L168 251V249L171 247V248H173L172 246H168V245H166L167 243H169V245H175V244H177L178 242V245L180 244V241L182 240V241H185V239L187 238V240L189 241V243L190 242H192L191 240H194L195 241V243H198V242H196V240H198V238H199V240H201V238H205L206 240H203V241H205V242H203V243H201L200 244V241H199V244L197 245V244H193V245H197V246H194V247H192V245H190L189 244V247H186V248H184L183 250H180V251H172V252H170L169 254L167 253V255H164V257L165 258H169L171 261L170 262H172V263H169L168 261H165L166 263L168 262L169 264H219V262H220V260H216V261H219V262H216V261H214L215 260V258H219V259H221V257L222 256H226V254L228 253L227 252V250H229L230 251V249H232L234 246H235V243H237V241L239 240V241H242L241 239L242 238H244V233H245V235H248V232H250V227H252L251 226V221L253 220L254 222H255V224H257V226H258V222H256V219L254 220V219H250V218H246V219H244L239 225H237V226H235V227H231V228H224V227H218V228H209V223L211 222H209V220L208 219H210L209 217L211 216V212L209 213V210L210 209H205V210H203L202 212H200L202 209H199L200 211L197 213V214H192L191 213V211H195L196 210V205L197 204H201V203H197V198H196V196H198L197 194H199L198 192H202L203 190H201V191H198L197 192V194H195L196 196L194 197V196H192V197H194V198H188L189 200H184V198L182 199H180L179 197V201L178 200H174V199H172V197L171 196H168L169 198H167V199H163L161 196L163 195L164 196V194L166 195V194H168V193H164V192H166L167 190L168 191H170L171 190V188L172 187H170V189L168 188V189H163L164 191H160V189H159V183H161V182H159L158 181V183H156L157 184V187H156V189L155 190H153V189H151V191H149L150 190V188L148 189L147 188V191L148 192H146V189H144L141 185H143L144 186V184H145V182L143 183V182H141L139 179L138 180H133V181H127V180H129V179H125V178H118V177H116V178H112L111 177V175H107V174H105L103 171H101V172H98V169L96 168V171H91V170H89L88 169V167H89V165L88 166H86L85 167V164L87 163L86 162V160H87V158L88 157H91L90 155H88V156H86V160H85V164L84 165H82V167H73V165H75L74 163H77L78 162V165H81L80 163H82L81 161H84V160H81V158H80V163H79V161H78V159H79V157H77L78 159L76 160L74 157H73V155H75L76 154V152H77V150L78 149H80L81 147L80 146H78L77 148V150H76V152H74L73 154H70V155H68V153H69V151H68V153L66 152L67 150L65 149V152H66V155H65V152H64V149H61V146H60V144H61V142L58 140V138L60 137V136H57L58 135V133H56V136L58 137H55V135H54V137H55V139L57 138V140L60 142H58V141H55V139L53 138V142L55 141V143H53V145H51L52 144V142L51 141H49L48 142V140H50V139H48L46 142H44V141H42L41 140V137H42V135L41 134H43L42 132H40V133H33V131L35 130H33V129H30V130H28L29 128H27L28 126H30V128H31V126L32 127H35V126H39V130H40V127H41V130L43 129L42 128V126H40L41 124H42V122H44L43 120H45V119H47V118H43V120H42V122H40L41 120H39V122H40V125H37V124H39V122H38V120L37 121H33V123L31 122V118L32 117H29V115L30 116H35L34 115V113L32 112H30V110H29V112L31 113H29V115H28V117L30 118H26V116H27V113L25 114V113H19V112H22L21 110H22V108H20V106L18 105V102H17V105L19 106V107H17V108H14L13 106H11V104H9ZM13 103V102H12ZM20 103V102H19ZM25 103V102H24ZM35 104H36V101L34 102ZM37 103H38V101H37ZM81 103V102H80ZM85 103V104H86ZM102 103H105V102H102ZM115 103V102H114ZM144 103H146V101L144 102ZM169 103V102H168ZM168 103H166L167 105H169L170 106V104H168ZM176 103V102H175ZM175 103H173L172 105H174V106H176L175 105ZM178 103H180V101L178 102ZM219 103V102H218ZM262 103H264V101H262ZM57 104L58 105H56L57 107L59 106V104H60V102H57ZM74 104H77V103H73L72 104V109H73V105ZM84 104V103H83ZM117 104H119V103H117ZM117 104L115 103V105L117 106ZM125 106V104L124 103H121L120 104V106L122 107L123 105ZM135 104V103H134ZM133 104V105H134ZM149 104H151V103H149ZM149 104H146L145 106H147V105H149ZM153 104V103H152ZM155 104V103H154ZM165 104V105H166ZM207 104V103H206ZM210 104V103H209ZM214 104V103H213ZM12 105H14V104H12ZM21 106H22V104H20ZM28 105V104H27ZM42 105V104H41ZM40 105V107H44V106H41ZM114 105V104H113ZM127 105V104H126ZM130 105V104H129ZM131 105H132V103H131ZM142 105V104H141ZM144 105V104H143ZM159 105V104H158ZM165 105L163 106V107H165ZM188 104H185V107L187 106ZM190 105V104H189ZM192 105V109H193V103L191 104ZM190 105V106H191ZM196 105V104H195ZM194 105V106H195ZM198 105V104H197ZM199 105H201L200 104V102H199ZM204 105V104H203ZM202 105V106H203ZM208 105V104H207ZM257 105V104H256ZM11 106V107H10ZM24 106V105H23ZM53 106V105H52ZM61 106V105H60ZM78 106V105H77ZM77 106H76V109H77ZM115 106V107H116ZM119 106V105H118ZM118 106H117V108H118ZM119 106V108L121 109V107ZM123 106V107H124ZM173 106V107H174ZM189 106V107H190ZM205 106V105H204ZM211 106V105H210ZM213 106V105H212ZM216 106V105H215ZM25 107H26V104H25ZM31 107V106H30ZM39 107V108H40ZM70 107V106H69ZM82 107H84V106H82ZM82 107H81V109H82ZM141 107V109H142V106H140ZM139 107V108H140ZM200 107V106H199ZM199 107H196L197 109L199 108ZM245 107V109H244V111H243V113H244V117H243V119H242V121L239 119L240 117V114H241V112H242V109ZM12 108H14V109H17L18 110V114H14L13 112H12V110H14V109H11ZM21 109V110H19V109ZM27 108V107H26ZM26 108H23V109H26ZM45 108V107H44ZM43 108V111H45L46 110V108H47V106H46V108L44 109ZM52 108V107H51ZM53 108H55V107H53ZM59 108V107H58ZM60 108H62V107H60ZM59 108V109H60ZM65 108H67L68 109V107H65ZM79 108V107H78ZM90 108H92V107H89V110H91ZM104 108V107H103ZM106 108V107H105ZM104 108V109H105ZM110 108V107H109ZM108 108V109H109ZM128 107H126V109L125 108H122V109H124V110H127V111H129L130 109L128 108ZM138 108V109H139ZM175 108V107H174ZM212 108V107H211ZM210 108V109H211ZM252 108H254L255 109V115H251V111H252ZM29 109V108H28ZM27 109V110H28ZM36 109V108H35ZM72 109H69V110H72ZM80 109V108H79ZM79 109H77L78 110V112L80 113V111H79ZM114 110L113 112H114V114H116V113H120V111L118 112L117 111V109L116 108H110L109 109V111L110 110ZM132 109H136L137 110V108L136 107H131V110ZM168 109H169V107H168ZM167 109V110H168ZM183 110H184V107L182 108ZM200 109V108H199ZM213 109V108H212ZM211 109V110H212ZM26 110V111H27ZM32 110H34V108L32 109ZM48 110H50V109H48ZM48 110L47 111H45V114H46V112H48ZM53 109H51V111H52ZM84 110V112L85 111H87L86 109H83ZM82 110V111H83ZM89 110H88V112L87 113H89ZM102 110V109H101ZM105 110H107V109H105ZM112 110H111V112H112ZM130 110V111H131ZM178 110H180L179 108H178ZM188 110H191V109H188ZM201 110V109H200ZM203 110L204 109H202V111H201V114H202V112H203ZM208 110H209V108H208ZM210 110V111H211ZM24 111V110H23ZM36 111V110H35ZM55 111H57V110H55L54 109V112ZM73 111L74 112H77V111H75L74 109H73ZM103 112H100V110H99V112L102 114V113H108V111L106 112V111H104V110H102ZM115 111H116V113H115ZM123 111V110H122ZM133 111V110H132ZM160 110H158L157 109V115L160 117V114H158V112H159ZM165 111V110H164ZM164 111L162 112V113H164ZM198 111V110H197ZM15 112V111H14ZM17 112V111H16ZM28 112V111H27ZM38 112H40V111H38ZM59 112V111H58ZM72 112V111H71ZM93 112V111H92ZM95 112V111H94ZM111 112H109V113H111ZM153 112H155V111H153ZM152 112V116H153V113ZM155 112V113H156ZM178 112V111H177ZM199 112V114H200V111H198ZM205 112V111H204ZM203 112V113H204ZM253 112V111H252ZM258 112V111H257ZM50 113V112H49ZM98 113V112H97ZM99 113V114H100ZM165 113H167L166 111H165ZM164 113V114H165ZM194 113V112H193ZM206 113V112H205ZM207 113H208V111H207ZM206 113V114H207ZM254 113V112H253ZM19 114L20 115H23L24 117H20V118H17L16 117V115L19 117ZM33 114V115H32ZM36 114L37 115H40V118H42L44 115H43V113H41V114H38L37 113V111H36ZM48 114V113H47ZM53 113H50L49 115H50V119H51V115H52ZM59 114H61V112L59 113ZM67 113H65L64 115H66ZM70 114V113H69ZM83 114V113H82ZM85 114V113H84ZM94 114V113H93ZM113 113H111V115H112ZM113 114V115H114ZM147 114V116H148V113H146ZM145 114V115H146ZM177 114V113H176ZM189 112H188V116H189ZM198 114V115H199ZM209 114V113H208ZM26 115V116H25ZM37 115H36V117H37ZM42 115V116H41ZM62 116H63V114H61ZM60 115V116H61ZM72 115H74V114H72ZM72 115H70V116H72ZM85 115H87V114H85ZM139 115V114H138ZM150 115V114H149ZM154 115H156V114H154ZM179 115V114H178ZM183 115H185V114H183ZM194 115V114H193ZM197 115V116H198ZM205 115V114H204ZM214 115H217V114H214ZM61 116V117H62ZM68 116V115H67ZM76 116V115H75ZM75 116H72L73 118H75ZM79 116V115H78ZM87 116H89V115H87ZM137 116V115H136ZM157 116V117H158ZM162 116V115H161ZM167 116V115H166ZM173 116V115H172ZM171 116V117H172ZM187 116V117H188ZM190 116H191V114H190ZM202 116V115H201ZM209 116V115H208ZM45 117H47V116H45ZM53 117H54V115H53ZM59 118V120L61 119V122L62 121H65V123L66 122H68V121H70L69 119H71V117L69 118V119H64V120H62L63 118ZM130 117V116H129ZM143 117H144V114H143ZM151 117V116H150ZM149 117V118H150ZM186 117V116H185ZM195 117V116H194ZM198 117H200V116H198ZM203 117V116H202ZM210 117V116H209ZM254 117V118H253ZM66 118V117H65ZM68 118V117H67ZM77 118V117H76ZM84 118V117H83ZM91 118V117H90ZM120 118V117H119ZM133 118V117H132ZM139 118H141V117H139ZM178 118V117H177ZM180 118V117H179ZM181 118H183L184 119V117H181ZM212 118H213V116H212ZM256 118H258V117H256ZM33 119H34V117H33ZM36 119V118H35ZM37 119H39V118H37ZM86 119V118H85ZM108 119V118H107ZM113 119V118H112ZM142 119V118H141ZM156 119V118H155ZM162 119H163V117H162ZM165 119H167L166 117H165ZM171 119V118H170ZM192 119H194V118H192ZM199 119V118H198ZM205 119V116L203 117V120ZM2 120V121H3ZM48 120H49V118H48ZM56 120V119H55ZM72 120V122L74 123V121H73V119H71ZM74 120H76V119H74ZM78 120V119H77ZM76 120V121H77ZM80 120L82 121V119L80 118ZM88 120V119H87ZM103 120V119H102ZM120 120L121 119H119L118 121H119V126H120V124L121 123H124V122H121L120 123ZM127 120H128V118H127ZM134 120L135 121H137V120H139L137 117H136V119L134 118ZM145 120V119H144ZM154 120V119H153ZM179 120V119H178ZM200 120V119H199ZM206 121H207V118L205 119ZM217 120H218V118H217ZM216 120V121H217ZM240 120V122H238ZM1 121V120H0ZM47 121V120H46ZM51 121V120H50ZM49 121V122H50ZM53 122H54V120H52ZM91 121V120H90ZM111 121V120H110ZM114 121H116V120H114ZM123 121V120H122ZM129 121H130V119H129ZM134 121V122H135ZM160 121V120H159ZM158 121V122H159ZM171 121V120H170ZM177 121V120H176ZM184 121V120H183ZM187 121H189V118L187 119ZM193 121V120H192ZM216 121H214L215 123H218V122H216ZM256 121H257V119H256ZM259 121V120H258ZM37 122V123H36ZM57 122H58V120H57ZM60 122V121H59ZM71 122V121H70ZM83 122H85V121H83ZM86 122H88L87 124H89V121H86ZM108 122V121H107ZM117 122V121H116ZM115 122V123H116ZM131 122V121H130ZM138 122V121H137ZM139 122H140V120H139ZM168 122V121H167ZM167 122H163V123H167ZM197 122H199V121H197ZM200 122H202V121H200ZM200 122H199V124H200ZM208 122V121H207ZM231 122V123H232ZM255 122V123H254ZM45 123V124H44ZM43 124L44 125H46V122H44ZM48 123V122H47ZM51 124H55V126L58 124V123H52V122H50ZM49 123V124H50ZM63 124H64V122H62ZM72 123V124H73ZM76 123L77 122H75V124L74 125H76ZM79 123V122H78ZM77 123V124H78ZM80 123H82V122H80ZM97 123H99V122H97ZM101 123V122H100ZM104 123H106V122H104ZM110 123V122H109ZM111 123H114L113 122V120H112V122ZM178 123V122H177ZM184 123V122H183ZM185 123L186 124H188V122H186V120H185ZM191 123V122H190ZM189 123V124H190ZM210 123H211V121H210ZM1 124H3V123H1ZM67 124V123H66ZM65 124V125H66ZM71 124V123H70ZM83 124V123H82ZM85 124V123H84ZM94 124V123H93ZM102 124V123H101ZM100 124V125H101ZM145 124V123H144ZM156 124V123H155ZM179 124H180V121H179ZM182 124V123H181ZM192 125H193V123H191ZM202 124V123H201ZM220 124V123H219ZM8 125H10L9 127H8ZM86 125V124H85ZM95 125V127L97 126L96 124H94ZM93 125V126H94ZM99 125V126H100ZM108 125V124H107ZM110 125V124H109ZM112 125V124H111ZM118 125V124H117ZM139 125V124H138ZM160 125H162V124H160ZM167 125V124H166ZM185 125V124H184ZM183 124H182V126L181 127H183L184 126ZM191 125V126H192ZM203 125V124H202ZM205 125H207V124H205ZM204 125V128L206 127L207 129H209L210 130V128H208L207 126H205ZM238 125V126H237ZM54 126V125H53ZM60 127H61V125H59ZM79 126V125H78ZM87 126V125H86ZM92 126V125H91ZM103 126H106V125H104L103 124ZM102 126V127H103ZM114 126V125H113ZM116 126V125H115ZM122 126H124V124L122 125ZM158 126H159V124H158ZM157 126V127H158ZM172 126V125H171ZM177 126V125H176ZM179 126V125H178ZM186 126H188V125H186ZM215 126V125H214ZM218 126H220V125H218ZM226 126H227V123H226ZM231 126V125H230ZM44 127V126H43ZM49 127V126H48ZM47 127V128H48ZM57 127V126H56ZM68 127V126H67ZM75 127V126H74ZM81 127V126H80ZM79 127V128H80ZM84 127V126H83ZM89 127V126H88ZM87 127V128H88ZM150 127H152L151 125H150ZM149 127V128H150ZM156 127V125L154 126V128ZM161 127H163V126H161ZM189 127V126H188ZM193 127V126H192ZM216 127V126H215ZM12 128H10L11 130H12ZM36 128V127H35ZM51 128H52V125H51ZM50 128V129H51ZM55 127H53V129H54ZM71 128L73 129L72 131H76V129H74L73 127H72V125H71ZM71 128H69V129H71ZM76 128V127H75ZM87 128H85V129H87ZM97 128V127H96ZM100 128V127H99ZM180 128V127H179ZM196 128H197V126H196ZM206 128H205V132H206ZM225 128V127H224ZM227 128L229 129L230 127H228L227 126ZM227 128H225V129H227ZM49 129V128H48ZM53 129H51L50 131H52ZM56 129H62V127L61 128H56ZM65 129V128H64ZM68 129V130H69ZM82 129H84V128H82ZM148 128H146V131H149V130H147ZM156 129V128H155ZM158 129H160V127L158 128ZM168 129V128H167ZM178 128H176V130H177ZM182 129V128H181ZM186 129H187V127H186ZM186 129H184L185 130V132L187 131ZM188 129H190V128H188ZM194 129V131H195V128H193ZM198 129V128H197ZM200 129V128H199ZM201 129H203V128H201ZM215 129H217V128H215ZM221 129H223V128H221ZM227 129V130H228ZM15 130V131H16ZM33 130V131H32ZM45 130H46V127H45ZM68 130H67V132H68ZM81 130V129H80ZM100 130V129H99ZM101 130H103L102 128H101ZM100 130V131H101ZM144 130V129H143ZM152 130H153V128H152ZM164 130V129H163ZM171 130V129H170ZM169 130V131H170ZM180 130V129H179ZM191 130V129H190ZM230 130V129H229ZM228 130V131H229ZM13 131V130H12ZM43 131V130H42ZM47 131V130H46ZM49 131V132H50ZM57 131V130H56ZM59 131H62V130H59ZM58 131V132H59ZM70 132H71V130H69ZM85 131H87V130H85ZM85 131H79L80 132V135H77L78 136V138H77V140H79V139H81L82 140V138L80 137L79 138V136H81L82 135V133L83 132H85ZM94 131V130H93ZM92 131V132H93ZM97 131V130H96ZM95 131V132H96ZM104 131V130H103ZM146 131H144V133L145 134H150V133H146ZM162 131V130H161ZM169 131H167L166 133H168ZM183 130H181L180 132H182ZM198 131V130H197ZM208 131V130H207ZM212 131V133H213V131L214 130H211ZM223 131V130H222ZM225 131V130H224ZM5 133H6V130L4 131ZM35 132H38V130L37 131H35ZM48 131L46 132L47 133V135L48 134H51L50 136L51 137H53L52 135L53 134H55L54 132L53 133H49ZM64 132V131H63ZM78 132V131H77ZM123 132H124V130H123ZM127 132V131H126ZM157 131H155L154 132V134H153V132L151 133V134H153L154 135V137H156L155 136V133H156ZM173 132V131H172ZM177 132V131H176ZM180 132H178L177 133V135L175 136L176 138L178 137V136H180V135H178ZM196 132V131H195ZM199 132V131H198ZM203 132V131H202ZM216 132H218V130L216 131ZM215 132V133H216ZM226 132V131H225ZM44 133H45V131H44ZM60 133V132H59ZM66 133V132H65ZM86 133V132H85ZM94 133V132H93ZM97 133V132H96ZM98 133H100L99 131H98ZM158 133H159V130H158ZM162 133V132H161ZM165 133V134H166ZM189 133H191V132H189ZM188 133V134H189ZM193 133V132H192ZM197 133V132H196ZM196 133H193V135L195 134V137H196ZM201 133V132H200ZM215 133H213V135L215 134ZM67 134V133H66ZM69 134H71V133H69ZM75 134V133H74ZM101 134V137H102V133H100ZM151 134H150V136H151ZM165 134L163 135L162 134V136H165ZM171 134H173V133H171ZM176 133H174V135H175ZM186 134V133H185ZM205 134V133H204ZM219 134V136L221 135V134H224V133H218ZM229 135H230V133H228ZM238 134V133H237ZM236 134V135H237ZM262 134V133H261ZM6 135H7V133H6ZM19 135H20V137H19ZM22 135V136H21ZM41 135V136H40ZM46 134H45V137H48ZM60 135V134H59ZM63 135V134H62ZM76 135H75V137H76ZM90 135H92L91 134V132H90ZM89 135V137H90V139L92 138L93 139V136L91 137ZM94 135V134H93ZM99 135V134H98ZM104 135V134H103ZM130 135V134H129ZM135 135V134H134ZM152 135V136H153ZM157 135V134H156ZM160 135V134H159ZM174 135H172V136H174ZM183 135V134H182ZM187 135V134H186ZM190 135V134H189ZM188 135V136H189ZM198 135V134H197ZM202 135H203V133H202ZM235 135V136H236ZM9 136L11 137V135H10V133H9ZM8 136V137H9ZM44 136V135H43ZM66 136V135H65ZM70 136H72V135H70ZM68 137V138H71V139H73V140H75L74 139V136H73V138L72 137ZM83 136H85V135H83ZM95 136H97L96 134H95ZM104 136H106V135H104ZM122 136V135H121ZM148 136V135H147ZM149 136V138H152V136L150 137ZM188 136H186L187 138H188ZM199 136V135H198ZM215 136H216V134H215ZM218 136V135H217ZM19 137V138H18ZM45 137H43V139L45 138ZM99 137H100V135H99ZM108 138L110 137V135L108 134V136H107ZM114 137V136H113ZM125 137V136H124ZM134 137V136H133ZM145 135H144V138L143 139H145ZM182 137V139H183V136H181ZM184 137H185V135H184ZM194 137V136H193ZM209 137V136H208ZM207 137V133H206V136H205V138L207 139L208 138ZM214 137V136H213ZM222 137V136H221ZM226 137L227 136H225V138H223V139H225L226 140ZM229 137H231V136H229ZM65 138V137H64ZM66 138H67V136H66ZM66 138L65 139H63L62 141H64V140H66ZM107 138V139H108ZM110 138H112V136L110 137ZM117 138V137H116ZM130 138V137H129ZM136 138V137H135ZM139 138V136L136 138V139H138ZM160 138V137H159ZM176 138H174V140L176 139ZM197 138V137H196ZM204 138V137H203ZM204 138V140H206ZM210 138H212V137H210ZM209 138V139H210ZM216 138V137H215ZM218 138V137H217ZM228 138V137H227ZM232 138V137H231ZM237 138V137H236ZM46 139V138H45ZM95 139V138H94ZM98 139V138H97ZM165 139V137H163V139H161V142H162V140L163 141H165L164 140ZM221 139V138H220ZM220 139H219V141H220ZM68 140H70V139H68ZM68 140H67V142H68ZM76 140V144L78 143V142H80V141H77ZM86 140H87V138H86ZM102 140V139H101ZM110 140V139H109ZM112 140H113V138H112ZM118 140H119V138H118ZM117 139H116V141H118ZM124 140V139H123ZM127 140V139H126ZM125 140V141H126ZM140 140V139H139ZM170 140H171V137H170ZM179 140V139H178ZM177 140V141H178ZM191 140V139H190ZM203 140V142H205ZM213 140H214V138H213ZM217 140V139H216ZM222 140V139H221ZM227 140H229V138L227 139ZM233 140H234V137H233ZM233 140H231V142L233 141ZM11 141H12V138H11ZM71 141V140H70ZM92 141V140H91ZM94 141V140H93ZM98 141H99V139H98ZM113 141H115V140H113ZM128 141V140H127ZM134 141V140H133ZM132 141V143H134ZM155 141V140H154ZM156 141H157V139H156ZM172 141L173 140H171V143H172ZM195 141H196V139H195ZM201 141H202V139H201ZM208 141V140H207ZM209 141H211V140H209ZM218 140H217V142H219ZM67 142H66V144H67ZM84 142V141H83ZM86 142V141H85ZM102 142V141H101ZM104 142V141H103ZM130 142V146H131V148L133 147L132 145H131V141H129ZM168 142H170V141H168ZM168 142H166V143H168ZM179 142V141H178ZM188 141H187V139H186V142H185V140H184V143H187ZM194 142V141H193ZM198 142V141H197ZM196 142V143H197ZM200 142V141H199ZM216 141H215V143L213 142L212 143V141L209 143V145H210V148H213L216 144H218ZM229 142H230V140H229ZM12 143V142H11ZM51 143V144H50ZM63 143V142H62ZM64 143H65V141H64ZM74 143H75V141H74ZM87 143V142H86ZM92 143H95V141L94 142H92ZM91 143V144H92ZM96 143H97V141H96ZM136 143H138L137 141H136ZM157 143V142H156ZM180 143H182L181 141H180ZM201 144H203L202 142H200ZM199 143V144H200ZM228 143V142H227ZM65 144V145H66ZM101 144V143H100ZM108 144H110V143H108ZM115 144V143H114ZM146 144V143H145ZM148 144V143H147ZM159 144V143H158ZM157 144V145H158ZM164 144V143H163ZM170 144V143H169ZM183 144V143H182ZM189 144V143H188ZM187 144V145H188ZM194 144V143H193ZM192 144V145H193ZM200 144V145H201ZM208 144V143H207ZM219 144H220V142H219ZM223 144V143H222ZM229 144V143H228ZM86 145H88V144H84V147L86 146ZM97 145H99V144H97ZM118 145V144H117ZM124 145V144H123ZM137 145H139V144H137ZM155 145V144H154ZM153 145V146H154ZM176 145V144H175ZM192 145H191V147H192ZM196 145V144H195ZM208 145V146H209ZM67 146H69V144H67ZM67 146H65L66 148H68ZM76 146V145H75ZM95 145L93 144V147H94ZM111 146H114L113 144H111ZM120 146V145H119ZM119 146H117V147H119ZM125 146V145H124ZM124 146H123V148H124ZM129 146V145H128ZM130 146H129V148L128 147H126L125 146V149L127 148L128 150L127 151H129V153H131V151L129 150L130 149ZM143 146L144 145H142V148H143ZM149 146H150V144H149ZM152 146V145H151ZM152 146V147H153ZM159 146L161 147V148H164L165 146L163 145V147H162V145H160L159 144ZM159 146L157 147V148H159ZM174 146V145H173ZM179 146V145H178ZM197 146V148H196V151H197V149H198V147H200V146H198V144L196 145ZM195 146V147H196ZM207 146V145H206ZM223 146V145H222ZM221 146V147H222ZM232 146V145H231ZM235 143H234V148H235ZM63 147V146H62ZM64 147V148H65ZM84 147L82 146V148H81V150H79V151H82V154H80L82 157L84 156V155H87L85 152H84V155H83V150H84ZM90 148H91V146H89ZM92 147V148H93ZM101 147V146H100ZM100 147H98L97 146V148H100ZM103 147V146H102ZM106 147H107V145H106ZM121 147V146H120ZM167 147V146H166ZM181 147H182V145H181ZM186 147V146H185ZM188 147H190V146H188ZM216 147V146H215ZM217 147H219V146H217ZM224 147V146H223ZM226 147H228V145L226 146ZM230 147V146H229ZM19 148H18V151H19ZM69 148H72V149H74L73 148V146H71V144H70V147ZM68 148V149H69ZM87 149H89L88 147H86ZM96 148V149H97ZM108 148V147H107ZM109 148H110V146H109ZM108 148V149H109ZM134 148V147H133ZM136 148H139V146L137 147L136 146ZM135 148V149H136ZM171 148H172V146H171ZM174 148H175V146H174ZM177 148H179V147H177V145H176V149ZM208 148V147H207ZM225 148V147H224ZM223 148V149H224ZM232 148V147H231ZM233 148V149H234ZM71 149V150H72ZM76 149V148H75ZM74 149V150H75ZM83 149V150H82ZM107 149V150H108ZM139 149H141V148H139ZM143 149H145V147L143 148ZM150 148H148L147 150H149ZM154 149V148H153ZM170 149V148H169ZM175 149V150H176ZM186 149H188V148H185V151H187ZM194 150H195V148H193ZM209 149V148H208ZM218 149V148H217ZM217 149H215L216 151H217ZM226 149V148H225ZM232 149V150H233ZM13 150V149H12ZM101 150V149H100ZM104 150V148L102 149V151ZM151 150V149H150ZM161 150V149H160ZM167 150L168 149H166V152H167ZM192 150V149H191ZM191 150H189V152H188V154L190 153L191 154V152L193 151H191ZM214 150V151H215ZM222 150V149H221ZM236 150V149H235ZM234 150V151H235ZM85 151V150H84ZM92 151V154L93 153H95L96 154V152L94 151V149L93 150H91ZM91 151H90V149H89V153H91ZM94 151V152H93ZM99 151V150H98ZM122 151V150H121ZM170 151H171V149H170ZM170 151H168L170 154L172 153L173 154V152H170ZM184 151V152H185ZM191 151V152H190ZM208 151V150H207ZM224 150H222V152H223ZM226 151V150H225ZM224 151V152H225ZM86 152H88V151H86ZM100 152V151H99ZM104 153H108V152H105V150L103 151ZM119 152V151H118ZM124 152H126V151H124ZM124 152H122V154L124 153ZM184 152H180V154H182V153H184ZM194 152V154H195V151H193ZM192 152V153H193ZM220 152V151H219ZM223 152V153H224ZM235 152H237V150L235 151ZM240 152V151H239ZM238 152V153H239ZM81 153V152H80ZM104 153H102V154H104ZM147 153V155H148V152H146ZM168 153V154H169ZM186 153V152H185ZM207 153H209V152H207ZM234 153V152H233ZM77 154L79 155V153L77 152ZM102 154H99V157L98 156H95V155H93V156H95V157H97V158H100V155H101V157H102ZM131 154H134L133 152L131 153ZM163 154H164V152H163ZM163 154H161V155H163ZM176 154V153H175ZM194 154H192V155H194ZM212 154H214V153H212ZM225 154V153H224ZM241 154V153H240ZM57 155V156H56ZM97 155H98V152H97ZM108 156H106V157H108V160H107V158H105L106 159V162H105V160H104V162H102V161H97V158L95 159V157H93L95 160H96V162L98 163H101L102 162V165L103 164H105L104 166H100V167H102V168H111V169H113V168H115L116 170H114V172L115 173H118L117 172V169L119 170V172L121 173H124L125 175L127 174V173H133L134 171H132L131 169H129L130 168V166H128L129 164H130V162H129V160H127L128 161V163L126 162V161H124L125 160V157L123 158L122 156H124V155H121V153L119 154V153H114V154H111L110 155V153L109 154H107ZM127 155V154H126ZM140 155V154H139ZM155 155V154H154ZM157 155V154H156ZM155 155V156H156ZM159 155V154H158ZM174 155V154H173ZM192 155H188V157H189V159H190V157H192ZM203 155H204V153H203ZM203 155H201L200 154V156L201 157H203ZM208 155V154H207ZM220 155V154H219ZM223 154L221 153V157L219 158V160L223 157L222 156ZM104 156V155H103ZM136 156V155H135ZM169 156V155H168ZM179 156V155H178ZM181 156H183V154L181 155ZM187 156V155H186ZM134 157V156H133ZM139 157H142V155H140ZM152 157H153V154H152ZM159 157V156H158ZM164 157V156H163ZM176 157V156H175ZM200 157V158H201ZM205 157V156H204ZM210 157H212L210 154H209V157H206L207 158V160H205V161H208L209 160V158ZM228 158L230 157L229 155L227 156ZM92 158V157H91ZM132 158V157H131ZM137 158H138V156H137ZM165 158V157H164ZM164 158H162V159H164ZM184 158H185V156H184ZM183 157H182V159H184ZM187 158V157H186ZM185 158V159H186ZM205 158V159H206ZM234 158H235V156H234ZM83 159V158H82ZM104 159V157L102 158V160ZM135 159V158H134ZM141 159V158H140ZM150 159V158H149ZM160 159V158H159ZM167 159H169V157L167 158ZM176 159V158H175ZM174 159V160H175ZM189 159H187L188 161H189ZM197 159H199V158H197ZM202 159V158H201ZM200 159V160H201ZM211 159V158H210ZM223 160L225 159L224 157L222 158ZM227 159V158H226ZM260 159V160H259ZM91 160H93V159H91ZM98 160H100V159H98ZM132 160H133V158H132ZM132 160H131V163H134V162H136V160L137 161H139V159H135V161H133L132 162ZM153 160V159H152ZM155 160V159H154ZM153 160V161H154ZM166 160V159H165ZM178 160V159H177ZM223 160H222V162L221 163H223ZM77 161V162H76ZM88 161H90L89 160V158H88ZM108 161V162H107ZM163 162H166V161H164V160H162ZM173 161V160H172ZM225 161H228V160H225ZM224 161V162H225ZM230 161H231V158H230ZM230 161H228L227 162V164L230 162ZM73 162V163H72ZM145 162H146V160H145ZM157 162V161H156ZM155 162V163H156ZM159 163H161V161H158ZM158 162L155 164L154 163V166L156 165L157 166V164H158ZM197 162H198V160H197ZM196 162V163H197ZM200 162V161H199ZM218 162V161H217ZM232 162V161H231ZM241 162V161H240ZM259 162V163H260ZM28 163H31L34 167H35V169H37L39 172H42V173H46V176H47V174L49 175V177H51V178H53L54 180H58V181H60L61 183H64L65 185H67V186H70L71 188H73V189H77V190H79L81 193L80 194H75L74 192H71L69 189H67V188H62V187H60V186H58V185H56L55 183H53V182H51V181H49V180H47L44 176L42 177V175H40V174H38V173H36V172H34V171H32V170H30L29 169V166H28ZM73 165H72V164ZM95 163V162H94ZM99 163L97 164V166L99 165ZM140 163H141V160H140ZM178 163V162H177ZM185 163V162H184ZM204 162H202V164H203ZM206 163V162H205ZM221 163H219L220 164V166L222 165L223 166V164H221ZM258 163V164H259ZM70 164H71V166H70ZM142 164V163H141ZM140 164V165H141ZM143 164H144V162H143ZM146 164V163H145ZM163 164V163H162ZM170 164V163H169ZM200 163H198V165H199ZM201 164V165H202ZM226 164V163H225ZM238 164H240V163H238ZM237 164V165H238ZM253 164V165H252ZM49 165V167H50V171L48 172L47 170H46V167ZM67 165H69V166H67ZM77 165V164H76ZM131 165V164H130ZM133 165V164H132ZM135 165V164H134ZM138 165V164H137ZM140 165H138L139 166V169H141V167H140ZM147 165H149V166H153L152 164L150 165V163L148 164V162H147ZM158 165H161V164H158ZM185 165V164H184ZM201 165H199L200 166V168H201ZM204 165V164H203ZM218 165V164H217ZM217 165H216V167H214V168H212L211 170H212V172L216 175V171H213V169L214 170H216V168H217ZM84 166V167H83ZM91 166V165H90ZM149 166H147V167H149ZM153 166V167H154ZM161 166H163V165H161ZM172 166V165H171ZM179 166V165H178ZM199 166H197V167H199ZM219 166V165H218ZM227 166V165H226ZM259 165H257V167H258ZM262 166H264V165H262ZM129 167V168H128ZM144 167V166H143ZM164 167H165V165H164ZM166 167H167V164H166ZM181 167H183V166H181ZM193 167H194V165H193ZM192 167V168H193ZM196 167V166H195ZM194 167V168H195ZM225 167V166H224ZM223 167V168H224ZM239 167V166H238ZM67 168V169H66ZM91 169L93 168V166L92 167H90ZM102 168H100L101 170H102ZM104 168V169H105ZM155 168H158V167H155ZM162 168V167H161ZM193 168V169H194ZM202 168H203V166H202ZM223 168H221V169H223ZM138 169V170H139ZM146 169V168H145ZM145 169L143 170V171H145ZM151 168H149V170H150ZM167 170H168V168H166ZM165 169V171H167ZM199 169V168H198ZM226 169V168H225ZM240 169V168H239ZM92 170H95V168H93ZM110 170V169H109ZM148 170V169H147ZM157 170V169H156ZM155 170V171H156ZM160 170V169H159ZM190 170H191V168H190ZM190 170H188L189 171V174H191V172H190ZM201 169H199V171H200ZM143 171H141V172H143ZM152 171H154V170H152ZM158 171V170H157ZM164 171V172H165ZM170 171H171V169H170ZM187 171V172H188ZM194 171V173H192L191 175H193V174H195L196 173V171L195 170H193ZM198 171V170H197ZM198 171V172H199ZM218 171V170H217ZM221 171H223V170H221ZM225 171V170H224ZM223 171V172H224ZM231 171V170H230ZM229 171V172H230ZM103 172V173H102ZM111 172V171H110ZM113 172V171H112ZM113 172V173H114ZM162 172H163V170H162ZM197 172V173H198ZM209 173L211 172V171H208ZM256 172H258V171H256ZM119 173V174H120ZM139 172H137V174H138ZM143 173H145V172H143ZM149 173H153V172H149ZM149 173H146V175L147 174H149ZM159 173V172H158ZM157 173V174H158ZM165 173H167V175H169V171H167V172H165ZM165 173H163V176H165L164 174ZM171 173V172H170ZM172 173H174V172H172ZM185 174H186V172H184ZM200 173V172H199ZM209 173H208V175L207 176H204V177H201L199 180H201V183H205V182H207V180L206 179H209V181H211L210 180V176L213 174V173H210V176H209ZM218 173H222V172H219L218 171ZM134 174V173H133ZM141 174V173H140ZM140 174H138L139 176H138V178L140 177ZM150 174V175H151ZM155 174V173H154ZM154 174H152L151 176H154ZM160 174V173H159ZM188 174V173H187ZM186 174V175H187ZM229 174V173H228ZM227 174V177L225 176V179L227 178L228 179V175ZM127 175H129V174H127ZM143 175V174H142ZM145 175V176H146ZM185 175V176H186ZM198 175V174H197ZM223 175V174H222ZM134 176H137V175H134ZM148 176V175H147ZM146 176V177H147ZM155 176H156V174H155ZM158 176H162V175H158ZM176 176V175H175ZM175 176H173V177H175ZM182 176V175H181ZM190 176V175H189ZM209 176V177H208ZM212 176H214V175H212ZM217 176V175H216ZM143 176H141L140 178H142ZM187 177V176H186ZM198 177V176H197ZM240 177L241 176H239V179H240ZM180 178V177H179ZM178 178V179H179ZM183 178V177H182ZM192 178H194V176L192 177ZM199 178V177H198ZM215 178V177H214ZM217 178H219L218 176H217ZM216 178V179H217ZM171 179V178H170ZM175 179H177V176L175 177ZM183 179H186V178H183ZM182 179V180H183ZM221 179H222V177H221ZM232 179V178H231ZM238 179V180H239ZM180 180V179H179ZM182 180H181V182H182ZM194 180H195V178H194ZM193 180V181H194ZM202 180H205V181H202ZM215 181V179H213L212 178V181ZM219 180H220V178H219ZM163 181H166L165 179L164 180H162V182ZM177 180H175V181H173V182H175V183H177L176 182ZM190 180H188V181H184V182H182L181 183V187H179L180 189L182 188V187H185V185L186 186H188L187 185V182H189ZM196 181V180H195ZM223 181H225L224 179H223ZM222 181V183H224ZM231 181V180H230ZM229 181V182H230ZM149 182V181H148ZM156 182V181H155ZM172 182V183H173ZM180 182V181H179ZM218 182V181H217ZM226 182V181H225ZM232 182V181H231ZM230 182V183H231ZM239 182H240V180H239ZM154 183V182H153ZM152 183V184H153ZM189 183H191V181L189 182ZM198 183V182H197ZM200 183V185H202ZM212 183V182H211ZM222 183H221V186H222ZM146 184H147V181H146ZM152 184H150V186H151V188H152V186H154V184L152 185ZM210 184V183H209ZM208 184V185H209ZM214 184V183H213ZM216 184V183H215ZM239 184V183H238ZM161 185H162V183H161ZM160 185V186H161ZM166 185V184H165ZM168 185V184H167ZM170 186L172 185L173 186V184H169ZM177 185V184H176ZM178 185L180 186V184L178 183ZM177 185V186H178ZM193 185H196V184H194L193 183ZM207 185V186H208ZM211 185V184H210ZM209 185V186H210ZM219 185V184H218ZM228 185L230 186V185H232V184H229L228 183ZM227 185V186H228ZM234 185H235V182H234ZM234 185H232V186H234ZM138 186H140L141 187V189L138 187ZM163 186V185H162ZM161 186V187H162ZM190 186V185H189ZM203 186V185H202ZM202 186H200V187H202ZM221 186H218V187H221ZM160 187V188H161ZM164 187V186H163ZM162 187V188H163ZM169 187V186H168ZM173 187H176L175 185L173 186ZM195 187V190L197 191V189L199 190V186L197 187V189H196V186H194ZM211 187H212V185H211ZM210 187V188H211ZM218 187H217V189H218ZM231 187V186H230ZM237 187V186H236ZM161 188V189H162ZM164 188H167V186H165ZM187 189V191H185L186 192V194H185V196L187 195L188 196V194H190L189 192H188V187H186ZM206 188H208V187H205V189ZM221 188H223V187H221ZM220 188V189H221ZM145 190V193H144V191L143 190ZM158 189H159V191H158ZM175 189V188H174ZM183 189V188H182ZM181 189V190H182ZM202 189V188H201ZM209 189V188H208ZM224 189V188H223ZM231 189H233V188H231ZM142 190V191H141ZM175 190H178V189H175ZM207 190V189H206ZM222 190V189H221ZM180 191V190H179ZM183 192H184V189L182 190ZM182 191H180V192H178V193H181ZM216 191H218V190H215V194H216ZM223 191H225V189L223 190ZM228 191V190H227ZM227 191H225L226 193H224L223 195H225V197L227 196ZM232 191V190H231ZM87 193V194H91V196L93 197V200H89L88 198H85L83 195H82V193ZM160 192H163V194L162 193H160ZM187 192H188V194H187ZM206 191H204V193H205ZM209 192H211V191H208V193ZM222 192V191H221ZM170 193H172L171 191H170ZM169 193V194H170ZM176 193V191L175 192H173V194H175ZM177 193V194H178ZM194 193H195V191L193 192V194L192 195H194ZM207 193V192H206ZM214 193V192H213ZM232 193V192H231ZM5 194H7L9 197H10V199L13 201V206H9L8 204H6L5 203V201H4V195ZM160 194H161V196H160ZM177 194H176V196H177ZM203 194V193H202ZM229 194H230V191H229V193H228V196H229ZM206 195V194H205ZM210 195V194H209ZM209 195L207 196L208 197V199H209ZM217 195V194H216ZM175 196V197H176ZM211 196V195H210ZM212 196H213V194H212ZM218 196V195H217ZM227 196V197H228ZM262 196H264V195H262ZM184 197V196H183ZM201 197V196H200ZM214 197H216V196H213V198ZM99 198H102L103 200H105V201H109V202H120L121 204L122 203H129L128 205L130 206V208L128 209V208H124V207H120V206H114V205H109V204H102L101 202H100V200H99ZM55 199H57V201L58 202H56V200ZM205 199H207V198H205ZM207 199V200H208ZM211 199H212V197H211ZM210 199V200H211ZM216 199V198H215ZM251 199V198H250ZM200 200H203V199H200ZM206 200V202H208ZM217 200V199H216ZM216 200H215V204H216ZM218 200H220V198L218 199ZM248 200L249 199H247V201L246 202H248ZM258 200H260V199H258ZM36 201V202H35ZM198 201H199V199H198ZM262 201H264V200H262ZM25 202H27V204L25 205L24 203ZM201 202V201H200ZM202 202H204V200L202 201ZM245 201H244V203H246ZM261 202V201H260ZM40 205H42V206H44L45 208H46V210H45V208H41V207H39L38 205L39 204ZM142 203H145V206L147 205H150L151 206V209L148 211V212H144V211H142L140 208H139V205L140 204H142ZM197 203V204H196ZM205 203V202H204ZM218 203V202H217ZM262 203V202H261ZM261 203H259V204H261ZM205 204H207V203H205ZM210 204L211 205H213L212 203H211V201H210ZM220 204H221V202H220ZM243 204V203H242ZM255 204V203H254ZM253 204V205H254ZM258 204V205H259ZM218 205H219V203H218ZM144 206V207H145ZM149 206V207H150ZM244 206H245V204H244ZM257 206V205H256ZM255 206V207H256ZM214 206H212V208H213ZM243 207V206H242ZM202 208V207H201ZM203 208H204V206H203ZM206 208V207H205ZM215 208H216V206H215ZM29 209H30V211H31V209H33V211L35 210V211H37L38 212V216H36V217H34V216H32V215H30L29 216V213L30 212H28L29 211ZM143 209V208H142ZM147 209V207H145V210ZM198 209V208H197ZM240 209H241V207H240ZM239 209V210H240ZM213 210V209H212ZM193 211V212H194ZM196 211H198V210H196ZM211 211V210H210ZM214 212V211H213ZM238 212V211H237ZM27 213V214H26ZM195 213V212H194ZM214 213H218V212H214ZM219 213V214H220ZM222 213V214H223ZM225 213H228V214H225ZM234 213H236V212H234ZM259 213V215L261 216L262 215V217H264V212H262V214L260 213V212H258ZM213 214V213H212ZM221 214V215H222ZM232 214V213H231ZM246 214V213H245ZM248 214V213H247ZM246 214V215H247ZM174 215H178V216H183L182 218H173L174 217ZM220 215V216H221ZM242 215H244V214H242ZM241 215V216H242ZM255 215V214H254ZM258 215V214H257ZM258 215V216H259ZM173 216V217H172ZM177 216V217H178ZM214 216H216V215H214ZM219 216V217H220ZM240 216V217H241ZM245 216V215H244ZM258 216H256L257 218H258ZM213 217V216H212ZM211 217V218H212ZM218 217V218H219ZM261 217V218H262ZM171 218H173V219H171ZM221 219L222 218H224V217H220ZM252 218H254V217H252ZM214 219V218H213ZM262 219H264V218H262ZM262 219H260L261 221H262ZM216 220H218V219H216ZM220 220V219H219ZM238 220V219H237ZM259 220V219H258ZM257 220V221H258ZM157 221V222H156ZM224 221V220H223ZM260 221V222H261ZM220 222V221H219ZM196 224L197 226H198V230H196V231H192V233L190 234V235H188L187 234V230H188V228L190 227V225L191 224ZM212 223V222H211ZM210 223V224H211ZM221 224V223H220ZM262 224H264V223H262ZM226 227V226H225ZM262 227H264V225H262ZM253 228V227H252ZM259 229H261L260 228V223H259ZM253 230H255V233H256V228H253ZM253 230H252V232H253ZM248 231V232H247ZM261 231V230H260ZM252 232H250V233H252ZM247 233V234H246ZM254 233V232H253ZM261 233V232H260ZM252 235H255L256 236V234H252ZM251 235V236H252ZM262 235H264V234H262ZM38 236H40V237H42L43 239H44V241H45V244H47V245H41V244H39V243H37V240H36V237L38 238ZM149 236H155V237H157V238H159L158 240L160 241L159 243H157V244H150V243H148V242H146V239L147 238H151V237H149ZM243 236V237H242ZM254 236V237H255ZM258 236H261L260 234L258 235ZM32 237V238H31ZM246 237V236H245ZM248 237H250V236H248ZM253 237V236H252ZM252 237H250L251 238V240H253L252 239ZM153 238V237H152ZM40 239V238H39ZM258 239V238H257ZM136 241V242H138V244H136V245H133V244H131V241ZM148 240V239H147ZM186 240V241H187ZM246 240V239H245ZM249 240V239H248ZM259 240V239H258ZM262 239H260V241H261ZM19 241L21 242V245L20 246H17V244L19 243ZM185 241V243H187L188 244V242H186ZM255 241H256V239H255ZM255 241H254V244H255ZM248 242V241H247ZM262 242H264V240H262ZM184 243V244H185ZM239 243V242H238ZM240 243H242V242H240ZM250 243V242H249ZM59 244V243H58ZM246 244V243H245ZM252 244H253V242H252ZM253 244V245H254ZM61 245V244H60ZM62 245H63V243H62ZM61 245V246H62ZM182 245V244H181ZM239 245V244H238ZM243 246H244V244H242ZM241 246V245H240ZM255 246V245H254ZM64 247V246H63ZM255 247H257V246H255ZM254 247V248H255ZM170 248V249H171ZM253 248V247H252ZM254 248H253V250H254ZM236 249H237V247H236ZM235 249V250H236ZM245 249H246V247H245ZM248 249V248H247ZM53 250V249H52ZM67 250V249H66ZM88 250V251H87ZM163 250V251H162ZM234 250V251H235ZM237 250H239V247H238V249ZM241 250L243 251V249L241 248ZM249 250H251L250 248H249ZM233 251V252H234ZM59 252V251H58ZM66 252V251H65ZM250 252H252V251H250ZM235 253V252H234ZM233 253V254H234ZM239 253V252H238ZM246 253V252H245ZM255 253V252H254ZM254 253H253V255H247V256H245V257H243V259L242 258H239V259H241V260H239V262L237 263L236 262V264H264V247H259L258 249H257V254L255 253V255H254ZM153 254V255H154ZM229 254H231V253H229ZM229 254H227V258H229L230 257V255ZM242 254V253H241ZM240 254V255H241ZM250 254H252V253H250ZM68 255V256H69ZM126 255H128V256H130L131 257V259L130 260H127V261H124V259H126ZM156 255V254H155ZM235 255V254H234ZM244 255V254H243ZM231 256H232V254H231ZM237 256V257H236ZM235 257H236V259L235 260H237V258H238V254L236 255ZM20 257V258H19ZM70 257V256H69ZM78 257H80V258H82V257H84L85 258V260L82 258V260L81 259H79ZM136 257H138V260H136ZM144 257V258H143ZM148 257V258H149ZM223 257V258H224ZM20 259V260H22V262H20L19 260H17V259ZM60 258V259H59ZM164 258V260H166ZM176 258H178V260L176 259ZM180 258H184V259H182V260H180ZM234 258V257H233ZM91 259H94L93 261L91 260ZM141 259V260H142ZM70 260H71V258H70ZM87 260H91L90 262L89 261H87ZM98 260V261H99ZM163 260V261H164ZM223 261H225L226 263H227V261L226 260H224V259H222ZM96 262V263H99V262ZM162 261V262H163ZM232 260H230V262H231ZM102 262V263H103ZM122 262V263H121ZM165 262H163V263H165ZM77 263V264H78ZM105 263V264H106ZM159 263V264H160ZM163 263H161V264H163ZM167 263V264H168ZM221 263V262H220ZM224 263V262H223ZM225 263V264H226ZM232 263V262H231ZM110 264V263H109ZM115 264V263H114ZM227 264H230V263H227Z\"/></svg>","mask_w":264,"mask_h":264}]
</instances>
